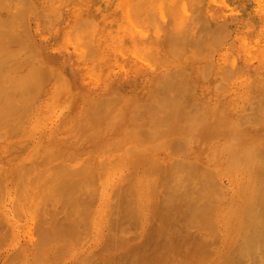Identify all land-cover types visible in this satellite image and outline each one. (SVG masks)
Returning <instances> with one entry per match:
<instances>
[{"label":"rangeland","instance_id":"rangeland-1","mask_svg":"<svg viewBox=\"0 0 264 264\" xmlns=\"http://www.w3.org/2000/svg\"><path fill=\"white\" fill-rule=\"evenodd\" d=\"M6 0H0V5H1V2H2V9L0 8V12L1 13H3L5 16H3L4 18H7V20H9L10 22H12V24L11 25H13V26H11L10 25V28H11V30H12V33H13V31L15 32L13 35L15 36L18 32H20L19 34H18V37H19V35L20 34H24V36L26 35V33H27V35L24 37L25 39H26V42L25 41H23V42H25V43H21V41L22 40H24V38H23V36H21V40H20V42H17L16 43V45L17 46H15L17 49L19 48V51L18 50H16V48H15V50L17 51V53L15 52V53H13L14 55L15 54H18V56L16 55V56H13L12 57V59L14 58L15 59V57L17 58V59H20L21 60V62L23 63V61H25L22 65H23V67H21L22 69H20L21 71V73H22V70L24 71L23 72V76L25 77V73L27 74V71L25 70V69H27L28 68V70H29V67H30V71H28V72H30L31 74H33V75H36V74H40V71H41V74H42V76H43V78H44V75H46V73L48 74H51V75H47V77H50V76H52L51 78L53 79H48V78H44V80L45 79H47L48 81L47 82H45L43 79H42V77H41V79L44 81V83H46V85L45 84H43V82L41 81L40 83L43 85V86H40L41 88H39L40 89V91H37V90H35L34 92L32 91V89H31V92H30V95L31 96H33L31 93H33L34 95H36L37 93H40L41 94V98H42V101L40 102L41 104H40V106L38 107V108H40L41 107V109H40V112H39V114H38V116L36 117L35 116V119H34V117H32V120H28V121H26L25 122V124L26 125H24L26 128L28 127V129L29 130H31V131H34V134L32 135V134H29V133H27V134H25V133H23V134H21V132L23 131V129H19V130H22L21 132H19L18 130H17V132L16 131H14L15 130V128L13 129V131H12V127H14V125L11 127V123H8L9 124V126H8V124H6V126L4 127V128H6V129H4V128H2V129H4L5 130V132L3 133V134H5V135H3V134H0V165H1V168H0V174L2 173V175H3V171L1 172V169H5L4 171L6 172V174H5V177L3 178L5 181H3V179L2 178H0V205H3L4 206V204H5V207H7V208H9V207H11L12 205V209L13 210H11L12 212L13 211H15L14 212V214H16V215H13V213L11 212L10 214H9V217H11V221H13V222H15V225H16V227H18V228H16L17 230V234L15 233V231L12 233V231H10V232H7L6 234H8V235H6L5 236V239L4 240H2L1 242H0V253L1 252H3L4 250L6 251V250H12L13 251V249H17L18 247H19V240H21V241H25V240H28V239H30V238H32V235L34 236L33 238H36L37 236H38V233H39V236L41 235V234H51V232L49 231L48 232V230H46V229H49L50 230V228L52 229V234H54L52 237V239L54 240H49V235L46 237V238H44V235H41L40 237L38 236V238L39 239H46L45 241H44V239L42 240V241H44L45 242V244H42L39 248L42 250V249H44V251L42 250V252L41 251H39V253H36L37 255L39 254V256L38 257H40V254L41 253H45L46 252V255L47 256H45L46 257V259H47V257H48V259L45 261V260H43V259H45V257H42L41 256V258H42V261L44 262H47V263H45V264H76L77 262L79 263L80 261L82 262V263H86L85 262V260L87 259V255L89 256V254H93L94 252H96L95 250L97 249V252L99 253V252H101L100 251V248H99V250H98V247L100 246L101 247V244H102V242H103V244H107L108 245V241H110V240H107V239H109L110 238V236H112V239H114L113 237V235H114V233H115V231L117 232V229L115 230V231H113L112 230V228H110V227H113V226H110V225H114L115 223H117V222H119L118 220H119V217H121V220H123V218L125 217V220L124 221H122V223L120 224V222H119V225H120V228L122 229H120L119 228V226L117 225V224H115L114 225V228H115V226L118 228V231H119V229H120V234L117 232V233H115V238L117 239L118 237H119V235L122 237V235H124V238H123V242L125 243L124 245L126 246V248H125V246L123 245L122 247L123 248H125V249H123L122 247V249L120 248V246L121 245H119V248H120V250H117L116 248H118L117 247V245L118 244H116L117 242H118V240L116 241V240H114V241H116V243H114V241H113V243L114 244H116V246H114V248H112V250L111 249H109V248H111V246H107L108 247V251H109V253H110V251H111V256H114L115 258L114 259H116V257H117V259H118V257L120 258L119 259V261L120 260H122V259H124L125 257L123 256V254L124 253H126L127 252V250L129 249V247H131L133 244H135V243H137L136 245H138L140 242L142 243V241L141 240H147L148 238V236H146V234H149V230L151 229V228H149V226H151L152 227V225L154 224V225H158L159 224V222L157 223V219H159L158 217L156 218V217H154V215H156V216H158L157 215V212L159 211V210H157V206L155 205V203L156 204H158L159 206H164V207H167L166 206V204H167V202H168V199H169V197H170V195H171V193H174V195L177 193V191H179L181 188L183 189V184L185 183V184H187L188 185V182H189V184H191L193 181V185H188L189 186V188H190V186L191 187H193L192 189H194L195 187L194 186H197L196 188H198V186L200 185H198V183H199V179H197L196 180V177L194 176V174H200V173H206V172H210V170L213 172V174L215 175V172L214 171H216V173H218V174H216V176H213V174H212V172H210L209 174H210V176H212V177H214L213 179H216L215 177H217L218 179H216V184L218 183L219 185H217L216 187H215V190H220V189H222V190H220L219 192H221V191H223L222 192V194H218L217 193V191H214V193H213V195H211L213 198H214V201H217L216 200V198H217V194H218V198L217 199H219L218 201H220L219 203L218 202H214V204H218L216 207V210H214V212H213V210H212V208H211V214L209 215V217H208V220L206 221V222H208L209 221V223H211L210 222V220L212 219L211 217H213V216H211V215H213L212 213H214V217L216 216V222H215V220H213V222H215V224H218V225H215L213 222V224L215 225V227H216V229L218 230H216L215 228H213L214 227V225H212V227L210 226V228L214 231V232H212V230L211 229H209V230H211V233L208 235V233H206L203 229H202V233L201 232H199V228H200V224H198L199 222H195V223H197V225H200L199 227H198V230L194 227V226H196V225H192V227L189 229V231H188V229H187V227H185L186 229H187V231H188V233L185 231L186 229L183 227V226H181V227H183L182 228V230H184L185 231V233H184V231H183V234H185V235H188V236H186L187 238L186 239H188V237H196L194 240H196L197 239V237H199V238H202L203 237V239L202 240H204V243H207V244H204L203 242V247L205 246V245H207V247L205 246L204 247V250L202 249L201 251H199L200 249H198L197 248V251H199V252H196L195 253V251H196V249H193V245L195 244L193 241V239H190L189 238V243H194L193 245H191V244H189L188 242H187V245L189 244V246L191 247V249H189V250H191L190 252H189V250L187 251L186 250V252H187V254H185V253H183L184 254V259H185V262H186V260H189L188 261V263L186 262V264H193L195 261L194 260H196V259H198V261L197 262H195L194 264H217L218 262L217 261H219V264H220V261H223V264H224V262H226L223 258L224 257H226L225 259H227V254H231V253H229V252H232L233 254H235V252H233V250L234 251H236V248H230V245L228 244V243H230V242H232L234 239H236L235 241H234V243H233V245L235 244V245H237V247H238V240H239V238H241V237H237V236H239L240 234H241V236H242V233H244V228L242 229V224L243 223H240V222H245V219L243 220V216H245V212H246V210H247V208H248V206L246 207V210H245V212H244V209L242 208V204L243 205H248L249 204V199L247 198V196H246V194L248 193V192H250L249 190L251 189V191H254L253 192V194H255V190H258V192L256 191V194L258 195H255L256 197V199L255 200H257V201H254L253 200V198H252V196L251 195H249L248 197H250V199H252L250 202H252L253 203V201H254V203L255 202H258V198L257 197H260V195H259V192H260V190H259V188L261 189V188H263L262 187V185H260L261 183H259L260 181L262 182V176L261 177H259L260 179H258L257 177L260 175V174H256V173H260V171L258 170V169H260L262 166L261 165H263V163H264V155H262V154H264V150H263V152H262V154H261V157H260V160H258L259 159V157L258 156H260V154L258 155V154H256L257 152L252 148V145H251V143L254 145L255 144V142L253 141V140H251V139H247L246 138V134H248V133H250V132H253V131H257V132H260L261 130H262V128L264 127V119L262 118V116H261V120L259 119L260 118V114L261 115H263L264 113V107H263V103H264V101H263V99H264V97H263V95H264V90L262 89V87H264V31H263V29L264 28H262V27H264V0H216L215 2H220L219 4L218 3H214V1H212V0H176L177 2H178V4H177V2L176 1H174V0H169V1H171V2H169L168 0H159V1H157V0H149V1H143V4L144 5H142V0H141V2H140V0H66V2H65V0H52L53 1V4L54 5H52V2L51 1H48V0H7V3L5 2ZM9 1V2H8ZM60 2V4H59V2ZM63 1V2H62ZM138 1V2H137ZM152 1V2H151ZM167 1V2H166ZM174 1V2H173ZM262 3H261V2ZM13 2H15V3H13ZM58 3V6L57 7H55L56 5H57V3ZM130 2L132 3H134V2H137V3H134L135 4V6H134V4L132 3L131 5H130ZM157 2H159V3H161L160 4V6L162 7H158V6H155V5H159ZM195 2V3H194ZM197 2H198V4H197ZM202 2V3H201ZM5 3V4H4ZM128 3V4H127ZM155 3H157V4H155ZM168 3H169V5H173V6H171V8L172 9H174V10H172L171 8H170V6H168L167 7V5H168ZM179 3H180V5H179ZM183 3V4H182ZM199 3L201 4V5H199ZM226 3V4H225ZM10 6H9V5ZM27 4V5H26ZM56 4V5H55ZM62 4V5H61ZM98 4H99V7H97L96 8V5L98 6ZM142 6H141V5ZM147 4V5H146ZM206 4V5H205ZM218 4V5H217ZM19 5V6H18ZM21 5V6H20ZM28 6V7H26V6ZM32 5L34 6L35 5V7H32ZM46 5V6H45ZM49 5H50V7H49ZM61 5V6H60ZM120 5V6H119ZM127 5V7H125ZM130 5V6H129ZM136 5H140V7L142 8V10L140 9V8H137L136 7ZM175 5V6H174ZM181 5H183L182 7H179V6H181ZM197 7L196 8V10H198V11H196L195 10V6ZM227 5H230L229 7L227 6ZM232 5V6H231ZM255 5H256V7H255ZM12 6V7H11ZM53 6V7H52ZM86 6V7H85ZM122 6V7H121ZM133 6L134 7H136V9L135 10H137V13L135 12V15L134 14H132L133 12H134V8H133ZM147 6H149V7H147ZM151 6V7H150ZM186 6V7H185ZM199 6H202L201 8L203 9V10H201V8H199ZM208 6H210V7H208ZM238 6H240V8L238 7ZM259 6V7H258ZM3 7H4V9H3ZM14 7H16V8H14ZM21 7H22V9H21ZM24 7V8H23ZM49 7V8H48ZM67 7V8H66ZM117 7V8H116ZM139 7V6H138ZM156 7V9H154ZM193 7V8H192ZM219 7V8H218ZM263 7V8H262ZM20 8V10H22V11H20V13H18V15L19 16H17L16 17V13L17 12H19V10L18 11H16L17 9H19ZM32 8V9H31ZM35 8V9H34ZM38 8H39V10H38ZM41 8V9H40ZM52 10H51V9ZM114 8H116V9H114ZM125 8H127V11L130 13V11H131V13H130V16H131V14H132V16H131V18H129V19H133L132 20V23L133 24H131V25H128V24H130V22H129V19L127 18L128 17V15H126V13H125V11H126V9ZM147 8V9H146ZM157 8H161L160 10H161V13H162V15H160L159 14V9H157ZM164 8V9H163ZM169 8V9H168ZM177 8V9H176ZM205 8V9H204ZM24 9H26L25 11H24ZM29 9V10H28ZM59 9V10H58ZM94 11H93V10ZM96 9H97V11H96ZM143 12V14H144V16H142V18H144L143 20H142V18H141V15H142V12L140 11V10ZM149 9V10H148ZM178 9H181V11L180 10H178ZM185 10V12H183L182 10ZM213 9V10H212ZM246 9V10H245ZM262 9V10H261ZM9 10V11H8ZM28 10V11H27ZM49 10H51L50 12H49ZM55 10V11H54ZM111 10V11H110ZM115 12H114V11ZM116 10H118V11H116ZM122 10V11H121ZM138 10H139V12H138ZM145 10H146V12H145ZM176 10V11H175ZM200 10H201V12H202V14H203V16H200V15H202L201 13H200ZM215 10V11H214ZM231 10H233V11H231ZM261 10V11H260ZM15 13H14V12ZM44 11V12H43ZM47 11V12H46ZM53 11V12H52ZM78 11H80L79 13L81 14V15H74V14H78ZM86 11V12H85ZM109 11V12H108ZM148 11H150V12H148ZM156 11V15H159V17H160V19H162V17L161 16H163V19L161 20V23L162 22H166V26L163 24V26H164V28H163V30L162 29H160L159 28V30H162V31H164V32H162V34H163V37H162V34L160 35L159 33H161L159 30H158V26L157 25H159V24H157L156 25V21L158 22V23H160L159 21V18L156 16V15H153V14H155L154 12ZM168 11H172L171 12V14H169L170 12H168ZM195 11V12H194ZM205 11V12H204ZM213 11V12H212ZM217 11H219L221 14H218L217 15ZM239 11V12H238ZM9 12V13H8ZM36 12H38L37 14H36ZM49 12V13H48ZM52 12V13H51ZM56 12V13H55ZM102 12H105L106 13V15H104V14H102ZM111 12V13H110ZM175 12V13H174ZM179 12H181L182 14L181 15H179L180 13ZM210 12H212L215 16L214 17H216L217 16V18H216V21L215 22H213V23H211L210 24V22L209 21H211V18H213V16H209V13ZM223 12H226V13H223ZM230 12V13H229ZM247 12H249V13H247ZM0 13V14H1ZM15 14L14 16H13V14ZM25 13V14H24ZM31 13V14H30ZM46 13V14H45ZM51 13V14H50ZM60 13V14H59ZM90 13V14H89ZM119 13V14H118ZM129 13H127V14H129ZM197 13V14H196ZM199 13V14H198ZM243 13H245V14H243ZM258 13V14H257ZM30 14V15H29ZM40 14V15H39ZM57 14H59V16H60V18H58V16H57ZM122 14V15H121ZM145 14H147V15H145ZM165 15V17H164V15ZM178 14V15H177ZM196 14V15H195ZM223 14H225V16L227 17V16H229V19L228 20H232V18L234 19L233 21H231L232 23H231V29H232V35L230 34V33H228L227 32V30H226V28L224 29V31H222L223 29L221 28V25H219V24H222L223 23V21L224 20H226V18L223 16ZM241 14V15H240ZM8 15V17H6ZM45 15H47L46 17H44ZM49 15L51 16V17H49ZM73 15L76 17H73ZM84 15H85V17H84ZM104 17H103V16ZM113 15V16H112ZM170 17H169V16ZM190 17H189V16ZM197 15H199V16H197ZM219 15H221V16H219ZM22 17V18H19V17ZM43 16V17H42ZM54 16H55V18H54ZM127 16V17H126ZM174 16V17H173ZM180 16V17H179ZM183 16H185V18L187 17L188 18V22L185 20V21H183V20H180L181 19V17L184 19V17ZM194 16H196V17H194ZM219 16V17H218ZM234 16H235V18H234ZM237 16V17H236ZM240 16V17H239ZM249 16H251V17H253L252 19H251V17H249ZM257 16V18H254V17H256ZM10 17H12V20L13 21H15V19H16V22L14 23L13 21H11L10 19ZM49 17V18H48ZM56 17H57V19H56ZM81 18V19H79V18ZM101 17H103V18H101ZM135 17H137V19L135 18ZM180 19H179V18ZM200 17H203V18H201V19H203V20H200L199 18ZM204 17L208 20H206V19H204ZM242 17V18H241ZM10 18V19H9ZM19 20H18V19ZM47 18V19H46ZM54 18V19H53ZM147 18V19H146ZM158 20H157V19ZM170 18V19H169ZM175 18V19H174ZM186 18V19H187ZM194 20H193V19ZM196 18V19H195ZM199 20H198V19ZM49 19H51V20H49ZM78 19V20H77ZM84 19H86V20H84ZM93 20V21H95V22H91V20ZM108 20L109 19V21H105V20ZM111 19H113L112 21H111ZM116 19H118V20H116ZM123 19H125L126 21H127V24H125V20H123ZM156 19V20H155ZM174 20V21H171V20ZM177 19H179V21H182V23L183 22H185L186 24V26L184 25V24H181V22H179V23H177L176 24V21H177ZM253 19H254V21H253ZM256 19V20H255ZM122 20V23L120 22L119 23V21H121ZM136 20V21H135ZM227 20V21H228ZM9 21H5L6 23H5V25H6V27H8L7 26V24L9 25L10 23H8ZM23 21V22H22ZM26 21V22H25ZM111 21V22H110ZM125 21V22H124ZM133 21H135V22H133ZM138 21V22H137ZM141 21V22H140ZM147 23H146V22ZM201 21H204V22H201ZM222 21V22H221ZM246 21H251V22H247V23H252V24H250L251 26H253L254 25V27H250V25H248L247 23H246ZM258 21V22H257ZM19 22V23H18ZM45 22H47V23H45ZM51 22H52V24H51ZM75 22V23H74ZM79 22V23H78ZM83 22V23H82ZM115 22H118V23H115ZM142 22H143V24H142ZM196 24H195V23ZM201 22V23H200ZM208 23V25L206 24V23ZM221 22V23H220ZM241 22V23H240ZM256 22V23H255ZM81 23V24H80ZM87 24V23H89V24H87V25H85V24ZM97 23V24H96ZM113 23V24H112ZM169 23H170V25H169ZM172 23H174V24H172ZM190 24V26H188L189 24ZM218 23V24H217ZM243 23V24H242ZM16 24V25H15ZM25 26H24V25ZM48 24V25H47ZM51 24V25H50ZM85 25V26H83V25ZM179 24V25H178ZM184 25V26H181V25ZM201 24V25H200ZM203 24V25H202ZM204 24H206L207 26H209V27H207L206 25H204ZM217 24V25H216ZM245 24V25H244ZM20 25H22V26H20ZM29 25V26H28ZM32 25V26H31ZM44 25H46L45 27H44ZM88 25H90V26H88ZM93 25H95V27H97L96 28V30H91V29H94L95 27L93 26ZM97 25V26H96ZM137 27H135V26ZM175 25V26H174ZM197 26V28H196V26ZM213 25V26H212ZM216 25V26H215ZM220 27H219V26ZM248 25V26H247ZM19 26H20V28H19ZM50 28H49V27ZM78 26V27H77ZM116 26H120V28L121 29H119V27H116ZM125 26L126 27H128V26H130L131 28H126V30H125ZM138 26H139V28H142L144 31H146V35L148 36H146L145 37V35H144V37L145 38H147V40L149 41H147L146 39V44L144 43L145 42V40L143 41V42H141L144 38H142L141 36H143V34H144V31H143V33H142V30L140 31L139 29H138ZM157 26V27H156ZM162 26V27H163ZM178 26H179V28L180 29H182L181 27H185L184 29H182L181 31L178 29ZM201 26V27H200ZM215 26V27H214ZM14 27H15V29H14ZM17 27V28H16ZM21 27H22V29H21ZM27 27V28H26ZM57 27V28H56ZM93 27V28H92ZM149 27V28H148ZM160 27V26H159ZM167 27V28H166ZM170 27V28H169ZM176 27H177V30H179V31H177L176 30ZM191 27H194L195 29H197V30H194L193 31V29L191 28ZM214 27V28H213ZM216 27H218L217 29H216ZM258 27V28H257ZM35 28V29H34ZM38 28V29H37ZM48 28L50 29V31L48 30ZM135 28V29H134ZM152 28V29H151ZM153 28L155 29V28H157L156 29V33L153 31ZM175 28V29H174ZM187 28V29H186ZM189 28V29H188ZM204 28V29H203ZM207 28H209V29H211V28H213V29H211L210 31L211 32H209V29H207ZM221 30H220V29ZM247 28V29H246ZM25 29V30H24ZM30 29V30H29ZM34 29V30H33ZM37 29V30H36ZM114 29V30H113ZM128 29H132L131 31L134 33H132V35L131 34H129L131 31L130 30H128ZM138 31H137V30ZM148 29V30H147ZM172 29V30H171ZM202 29V30H201ZM206 29V30H205ZM214 29H216V30H214ZM218 29H219V31H221V32H219L218 31ZM252 29V30H251ZM258 29V30H257ZM262 29V30H261ZM56 30V31H55ZM90 30V31H89ZM116 30H118V32H115ZM128 30V31H127ZM151 30V31H150ZM171 30V31H170ZM175 30H176V32H179V33H177V34H179L180 35V33H181V35L183 34V33H186L185 35L183 34L182 36H181V38H179L178 36H176L177 34H176V32H175ZM64 31V32H63ZM93 31H95V32H93ZM99 31V32H98ZM127 31V32H126ZM135 31V32H134ZM168 31V32H167ZM183 31V32H182ZM189 31H190V33H189ZM199 31V32H198ZM206 31H207V33H206ZM214 31V32H213ZM217 31V32H216ZM259 31V32H258ZM26 32V33H25ZM106 32H108V33H106ZM112 32H114V34L112 33ZM122 32V33H121ZM151 32L152 33H155L154 35H157V33H158V38L155 36L154 37V35L153 34H151ZM170 32V33H169ZM173 32H175V33H173ZM194 32V33H193ZM208 32H209V34H208ZM227 32V33H226ZM249 32V33H248ZM257 32V33H256ZM262 32V33H261ZM29 33V34H28ZM92 33V34H91ZM93 33H95L94 35H95V37H100L99 38V40L100 41H98V39L97 38H95L94 37V35H93ZM97 33H99V36H97ZM109 33H111V35H113L112 37H111V35L109 34ZM116 33H118L117 34V37H116ZM141 35H140V34ZM192 33V34H191ZM198 33V34H197ZM203 33V34H202ZM212 33V34H211ZM215 33V35H213ZM216 33H219V34H216ZM220 33H222V35L220 34ZM46 34V35H45ZM91 34V35H90ZM103 34H104V36H103ZM108 34L110 35V36H108ZM174 36H173V35ZM176 34V35H175ZM195 34V35H194ZM223 34H225V35H223ZM240 36H242V37H240ZM258 34V35H257ZM29 35V36H28ZM31 35V36H30ZM67 35V36H66ZM131 35V36H130ZM138 35V36H137ZM150 35V36H149ZM161 36V39H160V41L162 40V39H164L163 41H161V42H159V37ZM167 35H168V37L169 38H171V40L173 41V43H172V41L169 39V38H167ZM172 35V36H171ZM198 35V36H197ZM202 35V36H201ZM210 35V36H209ZM227 35V37L225 38V39H223V37H225ZM250 35V36H249ZM262 35V36H261ZM65 36V37H64ZM91 36H93V41H92V37ZM105 36H107V37H105ZM118 36H121L120 38H122V39H117L118 38ZM135 36V37H134ZM140 36V37H139ZM166 36V37H165ZM191 36V37H190ZM193 36H195V37H193ZM222 36V37H221ZM258 36H259V38H258ZM26 37H30L29 39L31 40V44H29L30 43V40L29 39H27ZM78 37V38H77ZM103 39H102V38ZM111 37V38H110ZM152 37H154V40H156V41H154L152 44L150 43V41H152ZM187 37V38H186ZM200 37V38H199ZM207 37H208V39H207ZM212 37V38H211ZM219 37H220V39H219ZM239 37V38H238ZM245 37H247L246 39H245ZM254 37V38H253ZM7 38H9V36H6L5 37V39L7 40ZM80 38V39H79ZM140 40H139V39ZM142 38V39H141ZM148 38H150V39H148ZM167 38V41H165V39ZM177 38H179V39H177ZM191 38V40H189ZM198 38V39H197ZM236 38V39H235ZM255 38H258L257 40H259V41H255L256 39ZM263 38V39H262ZM4 39V41H6ZM76 39V40H75ZM82 39V40H81ZM89 39V40H88ZM112 39H113V41H112ZM175 40V42H174V40ZM176 39L177 40H179L180 41V43H179V41H178V43L180 44H177V41H176ZM184 39V40H183ZM193 39L195 40V41H193ZM214 39V40H213ZM238 39V40H237ZM244 39L246 40L245 42H244ZM253 39V40H252ZM255 39V40H254ZM28 40H29V42H28ZM77 40H79V42L77 41ZM87 42H86V41ZM95 40H97V44L95 43L96 41ZM110 40V41H109ZM118 40H120L121 42H119ZM126 40V41H125ZM142 43V45L143 44H145L144 46H146L144 49H143V47H141V46H139L138 47V50H139V52H137L136 50H137V48H136V46H138L140 43H138L139 41ZM157 40H158V43H157ZM169 40L171 41V43H169ZM183 42H182V41ZM188 40V41H187ZM230 40H231V42H230ZM263 40V41H262ZM76 41H77V43H76ZM91 41H92V43H91ZM95 41V42H94ZM107 41V42H106ZM115 41V42H114ZM117 41H118V43H121L120 45L117 43ZM125 41V42H124ZM135 41V42H134ZM138 41V42H137ZM189 41H191V42H189ZM200 42V43H196V42ZM206 41V42H205ZM219 41V42H218ZM33 42V43H32ZM93 42H94V45H92V47H91V44H93ZM104 42H106V43H104ZM112 42V43H111ZM138 43V44H135V46H134V44H132V43ZM155 42H156V44H155ZM193 42V43H192ZM204 42V43H203ZM208 42V43H207ZM259 42V43H258ZM263 42V43H262ZM4 43H6V42H4ZM8 43H9V41H8ZM26 43L28 44V46H26ZM88 43V44H87ZM103 43V44H102ZM116 43V45H114ZM126 43V44H125ZM151 46V47H149V45ZM175 43V44H174ZM188 43H189V45L191 46H189L188 45ZM195 43V45H191V44H194ZM207 43V44H206ZM218 43V44H217ZM243 43V44H242ZM258 43V44H257ZM22 44H24L23 46H22ZM110 45V47H109V45ZM170 44H171V46H170ZM179 45V47L177 46H175L174 47V45ZM185 44V45H184ZM200 45V46H198V45ZM209 44H211V45H209ZM215 44V45H214ZM217 44V45H216ZM234 44V45H233ZM34 45V49L35 48H37V49H35L36 51H35V53H34V50L32 49L33 46ZM84 45V46H83ZM89 45V46H88ZM96 45H98V47L96 46ZM104 45V46H103ZM121 45L122 46H124V47H121ZM128 46V48H127V46ZM152 45H154L153 47V49H151L152 48ZM156 45H158V46H156ZM212 45L214 46V49H213V47H212ZM222 45V46H221ZM231 45L233 46V47H231ZM29 46H31L30 48L33 50V53H31V55H29V52H28V48H29ZM103 46V48L102 49H100L101 50V52H100V50L99 51H97L99 48H101ZM118 46V47H117ZM121 47V49H120V47ZM132 46V47H131ZM156 46V47H155ZM162 46V47H161ZM163 46H164V48H163ZM180 46H181V48H180ZM202 46H203V48H205V49H203L202 48ZM209 46L211 47V48H209ZM24 47V48H23ZM136 48V50H134V51H136V54L133 52V48ZM141 47V48H140ZM159 48V50H158V48ZM166 47L168 48V50L166 49ZM209 48V50H207L206 48ZM27 48V49H26ZM72 48H74V49H72ZM94 48L96 49V51H92V49L94 50ZM131 48H132V50H131ZM134 48V49H135ZM141 49V51L142 50H144V51H142V54H141V51H140V49ZM147 48V49H146ZM156 48H157V53H161V55L163 54V56L162 57H164V62L165 63H169V60H171L172 59V63L170 62L169 64H165L164 62H163V60H162V58H161V55L158 57V55L159 54H157L156 53ZM162 48H163V50H162ZM173 48H175V49H177L176 50V52L178 51V55L179 54H181L180 56H178L177 54H176V52H175V50L173 49ZM183 48H185V49H183ZM198 48V50H196ZM200 48H202V49H200ZM232 48V49H231ZM238 48H239V50H238ZM26 49V50H25ZM40 49V50H39ZM68 49V50H67ZM117 49H120V52H119V50H117ZM125 49V50H124ZM128 49V50H127ZM130 49V50H129ZM146 49V50H145ZM150 49V50H149ZM165 49V50H164ZM172 49V50H171ZM180 49H183V50H180ZM186 49H187V52H189V50L192 52V51H194L193 53L195 54H191L192 56H193V58H195L196 57V61H195V59H193L192 58V56L191 55H188V54H190V52L189 53H187L186 52ZM193 49V50H192ZM213 49V50H212ZM252 49V50H251ZM258 49V50H257ZM21 50V51H20ZM23 50V51H22ZM86 50V51H85ZM108 50V51H107ZM153 50V51H152ZM206 50V51H205ZM31 51V50H30ZM105 51V52H104ZM146 51H148L147 53H146V58H145V60L143 59L144 57H145V52ZM163 53H162V52ZM167 51H168V53L170 54V55H173V57H175V55H177L176 57H179V60H177V58H173L172 56H169V54L167 53ZM180 51V52H179ZM199 51H203L202 53L201 52H199ZM209 51V52H208ZM231 51V52H230ZM253 51H254V53H253ZM25 52H26V54H25ZM28 52V53H27ZM82 52H83V55H82ZM93 52H95V53H97V54H94ZM125 52V53H124ZM131 52H133L134 54H135V56L138 58H136L135 56H133L134 54H132ZM143 52H144V54H143ZM152 52V53H151ZM173 52H175V54L173 53ZM212 52V53H211ZM229 52V53H228ZM237 52V53H236ZM240 52V53H239ZM250 53V54H247V53ZM19 53H20V55H19ZM76 53H78V54H80V55H78L77 54V56L78 57H75L76 56ZM86 53V54H85ZM101 53H102V55H101ZM139 54V56H138V54ZM151 53V54H150ZM155 53V54H154ZM185 53H187L186 55H185ZM227 53V54H226ZM36 54V55H35ZM88 54V55H87ZM104 54V55H103ZM123 54V55H122ZM140 54H141V56H143V57H141L140 56ZM148 54L151 56H148ZM154 55V57H155V55H156V57H158V59H160L159 61H160V63L158 62V59L157 60H155V61H157V65L158 64H161L160 66H158V67H156V63H150V62H152V61H154V59H152L153 57V55ZM182 54H184L183 55V57H185L184 59H182L183 57H181L182 56ZM197 54H198V56H200V58L197 56ZM244 56H243V55ZM23 55V57L25 58V60H24V58L23 57H21V58H23V60L19 57V56H22ZM25 55V56H24ZM29 56V58L28 57H26V56ZM35 55V56H34ZM51 56V57H53V59L55 60H51V59H49L47 56ZM87 55V56H86ZM90 55V56H89ZM92 55V56H91ZM99 55H101V57L103 56V58H102V60H101V57H99V59H97L98 58V56ZM203 55H206L205 56V58H207V57H209V58H207V59H205L204 58V56ZM208 55V56H207ZM213 57H212V56ZM241 55H242V57H241ZM253 55V56H252ZM34 56V57H33ZM38 56V57H37ZM46 56V57H45ZM86 56V57H85ZM167 56H168V59H167ZM188 56V57H187ZM202 56V57H201ZM234 56V57H233ZM36 57V58H35ZM42 59H41V58ZM81 57V58H80ZM91 57V58H90ZM134 57V58H133ZM139 57H141L142 58V60H143V62H142V60L140 59L139 60ZM165 57H166V59H165ZM181 57V58H180ZM212 57V58H211ZM255 57V58H254ZM27 58V59H26ZM40 58V59H39ZM147 58H148V62H146V60H147ZM149 58H151V59H149ZM186 58H188V59H186ZM199 58V59H198ZM238 58V59H237ZM253 58V60H250V59H252ZM10 59H11V57H10ZM33 59V60H32ZM83 59V60H82ZM88 59H89V61H88ZM90 59H91V61H90ZM136 59V60H135ZM181 59V60H180ZM192 59V60H191ZM203 59V60H202ZM213 59V60H212ZM242 59V60H241ZM16 60V59H15ZM14 60V61H15ZM27 60H28V62H29V60H30V64H31V66H32V68H31V66H30V64H28V65H26L27 64ZM41 60V61H40ZM94 60V62H92ZM97 60H99V61H97ZM186 60V61H185ZM205 60V61H204ZM212 61L213 62V64L210 62V61ZM234 60H235V64L237 63L239 66H241V67H239L238 65H237V67H239L240 69L243 67L244 68V66L245 67H247L248 66V68H244V70H242V73H241V71H238L239 70V68H235V69H238V70H235L234 69V73H233V71L231 70L230 71V67L232 66V62H233V64H234ZM246 60V61H245ZM255 60V61H254ZM53 61V62H52ZM173 61H175V64H174V62ZM195 61V62H194ZM199 61V62H198ZM232 61V62H231ZM87 62V63H86ZM90 62V63H89ZM111 62V63H110ZM126 62V63H125ZM146 62V63H145ZM164 64H163V63ZM197 62V63H196ZM207 64H206V63ZM226 62V63H225ZM244 62V63H243ZM48 64L49 66H51V67H53L52 69L53 70H57V72H58V70H60V75H59V73H54V72H51L52 71V69H51V67H49L48 65L46 66V68H47V70L48 69H50L51 71L49 72H47L46 71V69H44L45 68V66L44 65H46V64ZM95 63V64H94ZM114 63V64H113ZM121 63H125V66H124V64H122V67H124V68H122L121 67ZM141 63V64H140ZM150 63V64H149ZM179 65H178V64ZM196 63V64H195ZM202 63H204V65L202 64ZM211 63V64H210ZM217 63V64H216ZM225 63V64H224ZM229 63V64H228ZM253 63V64H252ZM260 63V64H259ZM263 63V64H262ZM39 64H41V65H39ZM42 64H43V66H44V68L42 67V69L40 70V66H42ZM85 64V65H84ZM89 64V65H88ZM120 64V65H119ZM127 64V65H126ZM149 64V65H148ZM154 64V65H153ZM184 65V67H183V65ZM189 64H191V66H189ZM220 64H222V65H220ZM39 67H38V66ZM84 65V66H83ZM103 65H104V67H103ZM115 65V66H114ZM153 65V67L151 68L150 66H152ZM163 65L164 66H166V67H163ZM197 65H199L198 66V68H196L197 67ZM203 67H202V66ZM209 65V66H208ZM227 67H226V66ZM230 65V66H229ZM27 66V67H26ZM88 66H90V68L88 67ZM177 66H179V67H177ZM249 66H250V68H249ZM35 67V68H34ZM49 67V68H48ZM152 69H150V68ZM170 67V68H169ZM182 68V70H178V71H176L178 68ZM202 67V70H203V72H202V70L200 69ZM206 67H208V69H206ZM210 67H211V69H210ZM39 70H37V69ZM67 68V69H66ZM88 68H89V70H88ZM100 68V69H99ZM105 69V71H104V69ZM165 68V69H164ZM166 68H168V69H166ZM192 68V69H191ZM221 69V72H219V74L217 73V71H220V70H218V69ZM223 68V69H222ZM225 68V69H224ZM242 68V69H243ZM31 69H33V72L31 71ZM46 71V73L45 72H43L44 70ZM114 69V70H113ZM131 69V70H130ZM164 69V70H163ZM172 69V70H171ZM173 69H174V71H175V73L173 72ZM185 69L187 70V75H189V76H187L186 75V71H185ZM191 69V70H190ZM197 69H198V71H197ZM249 69V70H248ZM34 70H35V72H34ZM71 70V71H70ZM90 70H93V72L96 70V74H95V72L93 73L92 71H90ZM97 70H101L100 72H102L101 73V75L99 74V72H97ZM103 70V71H102ZM142 72H141V71ZM168 70H170L169 72H167V73H165L166 71H168ZM211 70H212V73H211ZM226 70V71H225ZM230 72H229V71ZM73 71V72H72ZM89 71L91 72V73H89ZM146 71V72H145ZM155 71V72H154ZM165 71V72H164ZM180 71V72H179ZM185 71V72H184ZM239 72V73H237V72ZM251 71H253V73L251 72ZM38 72V73H37ZM45 73V74H43V73ZM85 72V73H84ZM149 72V73H148ZM160 72H161V74H160ZM171 72V73H170ZM179 72V73H178ZM189 72V73H188ZM194 72V73H193ZM199 72V73H198ZM202 72V73H201ZM207 72V73H206ZM208 72H210V73H208ZM231 72H232V74H231ZM18 73H19V71H18ZM21 73H19V74H21ZM35 73V74H34ZM127 73V74H126ZM158 73V74H157ZM165 73V74H164ZM185 73V74H184ZM200 73H201V75H200ZM57 74H58V76H57ZM65 76L67 79L66 80H68L69 82H70V84H66L67 82H65L64 81V77L62 76ZM99 74V75H98ZM155 74H157V75H155ZM169 74V75H168ZM180 74V75H179ZM191 74V75H190ZM225 75V76H223V75ZM249 74V75H248ZM55 75H56V77H59V76H62V77H59V82L60 83H57V82H55L54 81V79L56 78L55 77ZM132 75V76H131ZM135 75H137V77L135 76ZM153 75H155V77L153 76ZM164 75V76H163ZM176 75V76H175ZM202 75H203V77H202ZM207 75H209V76H207ZM211 75V76H210ZM240 75H242V77L240 76ZM248 75V76H247ZM94 76L95 77H97V78H95V79H93L94 78ZM145 78H144V77ZM160 76H163V79H162V77H160ZM235 76V77H234ZM247 76V77H246ZM88 77H90V78H92V79H90V78H88ZM123 77V78H122ZM147 77V78H146ZM150 77V78H149ZM159 77V78H158ZM173 77V78H172ZM176 77V78H175ZM178 77V78H177ZM189 77H190V79H189ZM206 77V78H205ZM62 80H61V79ZM82 78V79H81ZM100 78V79H99ZM187 78V79H186ZM191 78H192V80H191ZM204 78H205V80H204ZM248 78H249V81L250 80H252V82L254 81L255 83H257L256 85L257 86H255V85H253L252 84V86H251V83L249 84V81H247L248 80ZM250 78H252V79H250ZM253 78H255V80L253 79ZM56 79H58V78H56ZM84 79V80H83ZM90 79V80H89ZM147 79V80H146ZM165 79V80H164ZM234 79V80H233ZM52 80V81H51ZM83 80V81H82ZM86 80H88L87 82H86ZM92 80V81H91ZM95 80H97V82L95 81ZM131 80V82L129 83V81ZM141 80V81H140ZM143 80V81H142ZM158 82H160L159 83V85H157L158 83H156V81ZM160 80H163V81H160ZM172 80V81H171ZM190 80V81H189ZM218 80H222L223 82H221V83H219V81ZM225 80V81H224ZM63 81V82H62ZM82 81V82H81ZM123 81V82H122ZM126 81V82H125ZM170 81V82H169ZM174 81V82H173ZM183 81V82H182ZM185 81V82H184ZM228 81V82H227ZM240 81V82H239ZM260 81H262V83H260ZM57 83V84H53V83ZM68 82V83H69ZM77 82V83H76ZM96 82V83H95ZM138 82V83H137ZM145 82H147V83H145ZM153 82H154V86H155V90L156 91H154V89H153V87H151V86H153ZM163 82H165L164 84H163ZM180 82V83H179ZM189 82V83H188ZM190 82H191V84H190ZM215 82V83H214ZM224 82H225V84H224ZM239 82V83H238ZM253 82V83H254ZM122 83V84H121ZM136 84L135 86H134V84ZM174 83V84H173ZM176 83V84H175ZM204 83V84H203ZM244 83V84H243ZM254 83V84H255ZM40 84V85H41ZM61 84V85H60ZM93 84V85H92ZM105 84H107V87H105L106 85ZM110 84V85H109ZM130 84H131V86H130ZM173 86H172V85ZM199 86H198V85ZM213 84V85H212ZM214 84H215V86H214ZM219 84L221 85V86H219ZM224 84V85H223ZM230 84V85H229ZM241 84H243L242 86H241ZM258 84H259V86H258ZM261 84V85H260ZM57 85H58V87H62V85H63V88L65 89V90H62L61 88H58L57 87ZM130 87H129V86ZM150 85V86H149ZM165 85V86H164ZM169 85V86H168ZM177 85V86H176ZM182 85H184V86H182ZM189 85V86H188ZM191 85V86H190ZM212 85V86H211ZM245 85V86H244ZM55 86V88H53ZM102 86L105 88H102ZM110 86V87H109ZM143 86V87H142ZM148 86V87H147ZM160 86V87H159ZM179 86H182V87H179ZM193 86H195L194 88H192ZM210 86V87H209ZM262 86V87H261ZM46 87H47V89H46ZM118 87V88H117ZM123 87V88H122ZM212 87V88H211ZM217 89H216V88ZM231 87H233V88H231ZM238 87V88H237ZM250 87L252 88V89H250ZM259 87H260V89H259ZM51 90H50V89ZM53 88V89H52ZM69 88V89H68ZM77 88L80 90H77ZM131 88V89H130ZM144 88V89H143ZM159 88V89H158ZM172 88V89H171ZM175 88V89H174ZM188 88V89H187ZM208 88V89H207ZM213 88H215L214 90H213ZM220 88V89H219ZM222 88V89H221ZM42 89V90H41ZM56 89H59L58 91H56L55 92V90ZM73 89V90H72ZM98 89V90H97ZM102 89H104L103 91H102ZM107 89V91L105 92V90ZM134 89V90H133ZM137 89V90H136ZM140 89V90H139ZM143 89V90H142ZM153 89V90H152ZM184 89V90H183ZM192 89L194 90L193 91V93H192V98H193V101L194 100H196L194 103L192 102V99L190 98V97H188V96H190V94H191V92H192ZM197 89H198V91H197ZM232 89V90H231ZM234 89H236V90H234ZM242 91H241V90ZM247 89H248V91L250 92H248L247 91ZM250 89V90H249ZM254 89H256V90H254ZM262 89V90H261ZM47 90V91H46ZM49 90H50V92H49ZM62 90V91H61ZM67 90V91H66ZM94 90V91H93ZM109 90V91H108ZM113 90H115V91H113ZM176 90V91H175ZM181 90H183V91H181ZM220 90V91H219ZM252 90V91H251ZM30 91V90H29ZM37 91V92H36ZM59 91H61V94L59 93ZM112 91H113V93H116V95L117 94H121V97H118V95L116 96L115 94H114V96L112 95ZM116 91H118V92H116ZM121 91V92H120ZM148 91V92H147ZM152 91V92H151ZM160 91H161V93H160ZM172 91V92H171ZM178 91H179V93H178ZM181 91V92H180ZM190 91V92H189ZM196 91V92H195ZM214 91H217V92H214ZM259 91H260V93H259ZM261 91H263V92H261ZM45 92V93H44ZM52 92H54L53 93V100H52V98H50L51 96L50 95H52V94H50V93H52ZM57 92H58V94H59V96H58V94H57ZM64 92V93H63ZM82 92V93H81ZM85 92V93H84ZM86 92H87V94H86ZM99 92V93H98ZM102 94H101V93ZM108 92V93H107ZM132 92V93H131ZM141 92V93H140ZM152 93V95L155 97V96H158V97H153L152 95H150V94H147V93ZM155 92V94H153ZM158 92V93H157ZM163 92V93H162ZM165 92V93H164ZM169 92H170V94H169ZM187 92V93H186ZM207 92V93H206ZM208 92H209V94H208ZM211 92H213V93H211ZM226 92V93H225ZM243 92V93H242ZM50 94L49 95V97H47L46 96V94ZM65 93H66V97H64V95H65ZM126 93V94H125ZM172 93V94H171ZM181 93V94H180ZM258 93V94H257ZM55 94V95H54ZM98 94V95H97ZM119 94V95H120ZM140 94V95H139ZM163 94V95H162ZM178 94V95H177ZM187 94V95H186ZM201 94V95H200ZM254 94V95H253ZM261 94V95H260ZM43 95V96H42ZM79 95V96H78ZM95 97H93V96ZM102 96V95H110V97H112V98H110V97H102L103 98V100H102V98H100L99 97V105H98V102H97V104H95V99L96 98H98V96ZM142 95V96H141ZM176 95V96H175ZM180 95H182V96H180ZM209 97H208V96ZM247 95V97H245ZM260 97H259V96ZM56 96H58V98L56 99ZM70 96V97H69ZM85 96V97H84ZM90 96V97H89ZM94 98V99H92V97ZM128 96V97H127ZM144 96H145V98H144ZM151 96L153 97V100L155 99V101H153L152 99H151ZM168 96V97H167ZM186 96H187V98H186ZM213 96V97H212ZM232 96V97H231ZM254 96V97H253ZM261 99H259L258 97ZM35 97V96H34ZM68 97V98H67ZM143 97V98H142ZM150 97V98H149ZM161 97H163V98H161ZM172 97V98H171ZM199 97V98H198ZM201 97V98H200ZM208 97V98H207ZM253 97V100H255V102L251 99ZM263 97V98H262ZM78 98V99H77ZM81 98H83L84 100L86 99V101H85V103L86 102H88L89 103V101L88 100H92L90 103V105L88 104L87 105V103L85 104L84 103V101H83V104H82V100L83 99H81ZM89 98V99H88ZM109 98L110 99H113L114 98V100H113V102L116 100L115 98H121L120 100L119 99H117L114 103H113V105H112V100L111 101H109ZM179 98H180V100L181 101H179ZM184 98H186V99H184ZM212 98V99H211ZM255 98V99H254ZM47 99H49V101L48 102H50V103H48L47 102ZM106 99V100H105ZM107 99H108V101H107ZM151 99V103L150 102H146V100H150ZM184 99V100H183ZM188 99V100H187ZM189 99H191V100H189ZM200 99V100H199ZM207 99L208 100H212V101H207ZM256 99H258V100H256ZM51 100H52V102H51ZM56 100V101H55ZM74 102H72V101ZM119 100V101H118ZM141 102V103H145L146 102V105H147V108H149V110L145 107V109H147L148 110V113L147 112H145L146 110L144 109V110H140V112H142V113H147V115H145V114H140V115H138V113H140V112H137V114H136V112L133 114V111H135V110H137V108L139 107L138 105V103L135 105V103H133V102ZM156 100H158V101H156ZM187 100V101H186ZM197 100H198V102H197ZM205 102H204V101ZM226 102H225V101ZM54 101H55V103H54ZM105 101L108 103H106V104H104L105 103ZM185 101H186V103H185ZM190 101V102H189ZM199 101L202 103V105H201V103H199ZM252 103H251V102ZM57 102V103H56ZM104 102V103H103ZM109 102H111V104L109 103ZM154 102V103H153ZM204 102V103H203ZM214 102H217V103H214ZM227 103V104H225V103ZM257 102H260V103H257ZM46 103H48L47 105H46ZM52 103V104H51ZM144 103L143 104H140L141 106L138 108V109H140V108H144V106H146V105H144ZM150 103V104H149ZM169 103V104H168ZM182 103V104H181ZM192 105H191V104ZM241 103V104H240ZM53 104H54V107H52L53 106ZM56 104V105H55ZM94 104L96 105V106H94ZM100 104H102V107L100 106ZM135 106H134V105ZM186 106H185V105ZM213 104V105H212ZM236 104V105H235ZM257 104H258V106L260 107H258L257 106ZM42 105V106H41ZM61 105V106H60ZM87 105V106H86ZM98 105V106H97ZM111 105V106H110ZM149 105V106H148ZM154 105V106H153ZM159 105H160V107H162V108H160L159 107ZM195 105V106H194ZM209 105V106H208ZM215 105V107H213ZM233 107H232V106ZM242 105V106H241ZM244 105V106H243ZM246 105V106H245ZM253 105H255V107L253 106ZM45 106V107H44ZM56 106V107H55ZM70 106V107H69ZM105 106V108L108 110V108H109V110L107 111L105 108H103ZM107 106H110V107H108L107 108ZM171 106V107H170ZM175 106V107H174ZM184 106V107H183ZM202 106V107H201ZM223 106V107H222ZM231 106V107H230ZM247 106H248V108H247ZM51 107H52V109H51ZM58 107V108H57ZM94 107V108H93ZM151 107V108H150ZM153 107V108H152ZM199 107V108H198ZM213 107V108H212ZM252 109H251V108ZM79 108V109H78ZM83 108H85V110H83ZM96 108H97V113H99V114H97L96 112H95V110H96ZM101 108H103V109H101V111H104V112H106L107 111V113H104V112H101L103 115H101V113L98 111V110H100ZM174 108V110H172ZM180 108V109H179ZM182 108H184V110L182 109ZM187 110H186V109ZM197 108V109H196ZM204 110H203V109ZM206 108V109H205ZM209 108H210V110H209ZM214 108H215V110L217 111H214ZM222 108H224V110H222ZM236 108V109H235ZM259 108V109H258ZM69 109V110H68ZM167 109V110H166ZM189 109L191 110V111H189ZM198 109H200V111H198ZM208 109V110H207ZM239 109V110H238ZM244 109V110H243ZM245 109H247V110H245ZM51 110V111H50ZM79 110V111H78ZM90 110H92V115H94V113L96 114V117H98L99 115H101V118L100 117H98L97 119H95V117H93V119L92 120H88V118H90V115H91V113H90V115H89V112H87V111H90ZM152 110V111H151ZM155 110V111H154ZM158 110V111H157ZM176 110V111H175ZM177 110H181L182 112H178ZM197 110V111H196ZM203 110V111H202ZM211 110H213V111H211ZM237 110V111H236ZM258 110V111H257ZM259 110H260V112H259ZM263 110V111H262ZM83 111V112H82ZM161 111H162V113H161ZM172 111H173V113H172ZM174 111H175V113H174ZM202 111V112H201ZM208 111V113H206V115H205V118H204V114L203 113H205V112H207ZM213 112V115H211L212 113L211 112ZM219 111H220V113H219ZM47 112H48V114H47ZM74 112H75V114H74ZM153 112V113H152ZM185 112H187V113H185ZM201 112V113H200ZM225 112L227 113L226 115H224L225 114ZM230 112V113H229ZM240 112V113H239ZM251 112V113H250ZM43 113V114H42ZM64 113V114H63ZM69 115H68V114ZM130 113H132V114H130ZM149 113H151V114H149ZM159 113H161V114H159ZM164 113H166V114H164ZM184 113V114H183ZM190 113V114H189ZM199 115H197V114ZM219 113V114H218ZM221 113H223V116L222 115H220ZM256 113V114H255ZM51 114H53V115H51ZM59 114V115H58ZM73 114V115H72ZM80 114V115H79ZM130 114V115H129ZM137 116H136V115ZM155 114H157V115H155ZM159 114V115H158ZM172 114H173V118L175 119L174 121H176V119H177V122L179 121V120H181V121H179V122H181V123H184V126L182 127L181 125L178 127V124H180L179 122L177 123H175L174 121H173V118H172ZM175 114V115H174ZM177 114L179 115V117H183L182 119H178V116H177ZM180 114H181V116H180ZM183 114V115H182ZM203 114V115H202ZM230 114H232V115H230ZM252 114H254V115H252ZM132 115H135L134 117L136 118H144V117H146V118H144V119H146V120H144V121H142V120H139V121H137V120H134V117L133 118H131L132 117ZM143 115V117H140V116H142ZM145 115V116H144ZM211 115V116H210ZM241 115V116H240ZM52 116V117H51ZM139 116V117H138ZM153 116V117H152ZM164 116V117H163ZM196 116L198 117V118H196ZM200 116H202V119L201 120H203V121H201V122H198V120H200ZM219 116V117H218ZM233 116V117H232ZM235 116V117H234ZM236 116H238V118H236ZM245 116V117H244ZM253 116H254V118L256 119L255 121H254V118H253ZM259 116V117H258ZM39 117V118H38ZM40 117L42 118V119H40ZM74 117V118H73ZM79 117V118H78ZM149 118V120H150V118L152 117V118H154V119H152L151 118V120H153V122L150 120V121H147V119ZM190 117V118H189ZM209 117L210 118H212V120L210 121V119H209ZM223 117V118H222ZM240 117H241V119H240ZM263 117H264V115H263ZM136 118V119H137ZM187 118H188V120H187ZM234 118H236V119H234ZM245 118V119H244ZM250 118H253V119H250ZM34 119V120H33ZM39 119V120H38ZM64 119H66V120H64ZM129 119H131V121L129 120ZM165 119H167V120H165ZM194 119H196V120H194ZM198 119V120H197ZM218 119V120H217ZM240 119V120H239ZM243 119V120H242ZM262 119H263V122H261L262 121ZM68 120H69V122H68ZM99 121V123H98V121ZM132 120H134V121H136L135 123L132 121ZM183 120V121H182ZM191 120H193V121H195V122H193V121H191ZM217 120V121H216ZM234 120H237V124L238 125H236L235 124V121ZM252 120V122L254 123V122H256L257 120H260V121H258L257 122V124L259 123V122H261V124H258L257 126H255L254 124L253 125H250V124H248V123H252V122H250ZM42 121V122H41ZM63 121V122H62ZM75 121V122H74ZM170 121H172L171 123H170ZM186 121H188V122H190L189 123V125H188V122L186 123V125H185V122ZM238 121L240 122V124L238 123ZM245 121V122H244ZM246 121H249V122H246ZM52 122V123H51ZM161 122V124H159ZM191 122H193L192 124L193 125H191ZM198 122V123H197ZM36 123V124H35ZM71 123V125H69ZM94 123V124H93ZM103 123H105V124H103ZM149 123V124H148ZM151 123V124H150ZM242 123H243V125H242ZM244 123H247L246 125H244ZM11 124V125H10ZM33 124V125H32ZM52 125V126H54L52 129V133H51V135H49V136H51L50 138H47L48 139V141H46V139H45V137L44 138H41V133L42 132H45V133H47L46 132V129L48 128V125ZM93 124V125H92ZM97 124V125H96ZM156 124V125H155ZM164 124V126H161V125H163ZM169 124V128H171L170 126H172L173 128L172 129H174V132L172 131V129H169L168 128V125ZM171 124V125H170ZM197 124V125H196ZM256 124V123H255ZM42 125V126H41ZM69 125V126H68ZM78 125V126H77ZM88 125V126H87ZM124 125L127 127L126 129L127 130H125L124 128ZM144 125V126H143ZM146 125H148V127L150 128V126H152V130L153 131H155V129H157V128H159V129H157V130H160L162 127H165V129H166V126H167V131H164L163 129L164 128H162V131L160 130V131H157V136H156V138H154L155 139V141H157L158 142V139L159 138H161L159 141H161L160 143H162V144H160L159 145V142L158 143H156V145L154 146V144H155V142L154 141H152V140H154V139H152L151 138V140H150V138L148 137V131H150V133L152 134L153 132L151 131V129H147V127H145ZM239 125H242V126H239ZM262 125V126H261ZM23 126V127H24ZM32 126V127H31ZM58 126V127H57ZM64 126V127H63ZM98 126H101L100 127V130H98L99 129V127ZM156 126H158V127H156ZM194 126H196V128L194 127ZM250 126V127H249ZM252 126V127H251ZM11 127V128H10ZM22 127V128H23ZM33 127H35V129H33ZM39 127V128H38ZM94 127H97V128H94ZM139 127H141L142 128V131L140 130H137V128L138 129H141V128H139ZM175 127V128H174ZM190 127V128H189ZM192 127H194L195 129H192V131L194 130H196V132H192V131H189V130H191V128ZM220 127L222 128V129H220ZM245 127V128H244ZM256 127V128H255ZM26 128H24V131L26 130ZM33 130H32V129ZM128 128H129V130H128ZM178 128V129H177ZM179 128H181L182 129V131L185 133H183L182 131H181V129L179 130ZM189 128V129H188ZM229 128V129H228ZM234 128H237V129H234ZM250 128V129H249ZM89 129L91 130V132H89L88 134H90V135H88V134H86L88 131H89ZM95 130V132H94V130ZM146 131V133L142 136V134L144 133V130ZM148 131H147V130ZM37 132H36V131ZM93 130V131H92ZM178 132H177V131ZM187 130L189 131V134H188V132H187ZM234 130V131H233ZM48 131V130H47ZM53 131L55 132V134L53 133ZM140 132V136L139 137H137L138 135H137V133L138 132ZM156 131H155V133H156ZM205 131H208L207 133L205 132ZM0 132H3V130H1V127H0ZM26 132V131H25ZM49 132V131H48ZM69 132H71V133H69ZM79 132V133H78ZM93 132V133H92ZM137 132V133H136ZM141 132H142V134H141ZM160 132V133H159ZM190 132H192V133H190ZM234 132V133H233ZM245 132V133H244ZM33 133V132H32ZM155 133L153 134L154 135V137H155ZM170 133H172V135L170 134ZM179 133V134H178ZM181 133H183V135H185V137H183V136H181L180 134ZM139 134V133H138ZM168 134V135H167ZM232 134V135H231ZM245 134V135H244ZM23 135H25V136H23ZM29 135V136H28ZM65 135V136H64ZM84 135H85V137H84ZM136 136V143L135 144H132V145H138L139 147H140V145H142V143L144 144V143H147V144H149V147H151L152 145L154 146V147H151V149L149 150H145V151H142V149L144 148L143 146H141L140 148H142V149H140L138 146H135V147H138V148H136L135 149V147L134 148H132L131 146V144H130V139L133 137V136ZM146 135V136H145ZM166 135V136H165ZM174 135V136H173ZM176 135H178L179 137H177ZM187 135L188 136H190L191 138H192V140H190L191 138H187ZM235 136V137H238L240 140H237L236 138V142H232L231 140H230V136ZM17 136V137H16ZM22 136V137H21ZM28 136V137H27ZM68 136V137H67ZM120 136V137H119ZM134 136V137H135ZM149 136H150V134H149ZM152 136V135H151ZM164 136H165V139H164V141L165 142H162V138H164ZM169 136H171L172 138H169ZM176 136V137H175ZM181 136V137H180ZM205 136H207L206 138H205ZM43 137V136H42ZM88 137V138H87ZM115 137H117L118 139L120 138V140L118 141V139L116 138V141H114V139H115ZM140 137H143V139H141ZM144 137H146V138H149V140L147 139H145L144 140ZM153 137V136H152ZM196 137V138H195ZM215 137H216V141H213V143H212V140H215ZM221 137V138H220ZM225 137L227 138L226 140H225ZM37 138V139H36ZM41 138V139H40ZM71 138V139H70ZM166 138H169L168 140H172L173 138V142H175L176 140H179V141H181L180 143H178V144H175V143H172V141H170L171 143H169V141H168V143H169V145H170V148H169V145H168V143H166L167 141V139ZM185 139V140H183V139ZM212 138V139H211ZM221 140H220V139ZM223 138V139H222ZM232 138V137H231ZM80 139V140H79ZM83 139V140H82ZM110 139L112 140L111 142H113L114 144H112V145H110L111 144V142H109L110 141ZM139 139V143L137 144V140ZM157 139V140H156ZM176 139V140H175ZM181 139V140H180ZM187 139V140H186ZM217 139H219L218 141H217ZM235 139H233V140H235ZM62 140H63V142H62ZM189 140V142L191 143H189V142H187ZM195 140V141H194ZM198 140V141H197ZM222 140H223V142H222ZM225 140V141H224ZM262 140L263 139H260L259 140V142L258 143H256L255 145H256V147H258L257 148V151L259 150V148H260V145H261V149H264V147H263V143H262ZM79 141V142H78ZM81 141V142H80ZM107 141H108V144H107ZM118 141V144L116 143ZM133 141L135 142V140H134V138L133 139H131V143H133ZM183 141V142H182ZM211 141V142H210ZM228 141L230 142V144L233 146L234 144H235V146H234V148H237L238 149V151L240 150V149H242L241 147L242 146H246L247 145V147H249L250 148V145H251V148L252 149H248V153H246L245 155L247 156V158H245L244 156H243V154H241L240 153V151L242 152V151H244L243 149H245V148H247V147H243V149L242 150H240L239 152L238 151H236L233 147H231V145H230V147H229V144H228ZM261 141V142H260ZM264 141V140H263ZM122 142V143H121ZM148 142H150V143H148ZM152 142H154V144H152ZM185 142V143H184ZM195 142V143H194ZM200 142H201V144H202V146H201V144H200ZM205 142V143H204ZM214 142H215V144H214ZM41 143V144H40ZM104 143V144H103ZM110 143V144H109ZM141 143V144H140ZM163 143H165V145H163ZM186 144L185 145V147L182 145V144ZM189 143V144H188ZM208 143V144H207ZM209 143H211V145L209 144ZM241 145H240V144ZM260 143V145H258ZM5 144V145H4ZM37 144V146H35ZM103 144V145H102ZM105 144H107L106 146L107 147H113V149H114V151H113V149L111 148V150L110 149H108L106 146H105ZM121 144V145H120ZM131 145L130 147H131V149L129 150V146L128 145ZM140 144V145H139ZM146 144V147H148V145ZM152 144V145H151ZM166 144L168 145V147L166 146ZM173 144V145H172ZM198 144H200V145H198ZM207 144V145H206ZM217 144H219L218 146H217ZM221 144V145H220ZM225 144H227V145H225ZM239 144V145H238ZM58 145V146H57ZM67 145V146H66ZM127 145V146H126ZM145 145V144H144ZM151 145V146H150ZM159 145V146H158ZM161 145H163L162 147H163V149H162V147H160ZM182 145V146H181ZM193 145H194V147H193ZM206 145V146H205ZM209 145V146H208ZM215 145V146H214ZM223 145L224 146H226L227 147V149H234V150H229V151H231L230 152V154H229V152H226V147H225V151H224V149L221 151V149L222 148H224L223 147ZM50 147V150L49 149H47V147ZM52 146L54 147V148H52ZM89 146V147H88ZM100 146V147H99ZM105 146V147H104ZM125 146L128 148V151H127V148H125ZM158 148H157V147ZM166 146V147H165ZM173 148H172V147ZM189 146H191V149H190V147ZM222 146V147H221ZM3 147V148H2ZM31 147V148H30ZM48 147V148H49ZM102 147H104V148H106V149H102ZM145 147V148H146ZM178 147H180V149H178ZM189 147V148H188ZM212 148V150H213V148H217L216 150H214V151H216V152H214L215 154H213V155H215V156H213L212 155V153H213V151L211 150V148ZM229 147V148H228ZM254 147V146H253ZM43 148V149H42ZM63 148H64V150H63ZM66 148V149H65ZM100 148V149H99ZM120 148V149H119ZM144 148V149H145ZM169 148V149H168ZM183 148H184V150H183ZM221 148V149H220ZM46 149H47V152H46ZM52 149H54V151H52ZM60 151V152H58V150ZM74 149V151L72 152V150ZM121 149H122V151H121ZM124 149H125V151H124ZM138 149V150H137ZM147 149V148H146ZM158 149V150H157ZM165 149V150H164ZM178 149V150H177ZM187 149L188 150H191V151H187ZM193 149V150H192ZM202 149V150H201ZM61 150H63L62 152H61ZM71 150V151H70ZM77 150V151H76ZM109 151V153L111 154H107V152H104V151ZM135 150V151H134ZM137 150V151H136ZM140 150H141V152H140ZM155 150V151H154ZM167 150V151H166ZM212 151V153H210L211 151ZM219 150V151H218ZM249 150H253V151H250L251 153L252 152H254V155H253V153L251 154V155H249V157H248V154H250V152H249ZM49 151H51V152H49ZM57 151V152H56ZM97 151V152H96ZM121 152V153H115V152ZM130 151H132V152H130ZM134 151V152H133ZM139 151V152H138ZM148 151V152H147ZM172 151V152H171ZM185 151V153H183V152ZM193 151V152H192ZM224 151V152H223ZM228 151V150H227ZM233 151H236V152H234L233 153ZM261 151L262 150H260V151H258L259 153H261ZM36 152V154H34ZM70 152H72V153H70ZM92 152V154H90L91 156H93V157H91V158H94V161H93V159H91L90 157H89V153H91ZM100 152H102L101 153V155H100ZM136 152H138V153H136ZM174 152V153H173ZM198 152V153H197ZM220 152V153H219ZM42 153H44V155L42 154ZM45 153H47V154H45ZM51 153V155H48V154H50ZM52 153H56V154H54L55 156H57V157H59V160L56 158L55 160H51L53 157H55L54 155H52ZM63 153V154H62ZM67 153V154H66ZM70 153V154H69ZM80 153V154H79ZM98 153V154H97ZM113 153H115L116 155H114ZM136 153V154H135ZM205 153H207V154H210L211 156H207L208 157V160L209 161H211V162H209L207 159H205V158H207L206 156H205ZM217 153V154H216ZM236 153H240L238 156H236V157H234L235 159H237V157L239 158L238 159V161L236 162V160H235V162H236V164H235V162H234V166H232V164H233V160H230V161H227V160H229L228 158H226L227 156L229 157L230 155L232 156V155H235ZM17 154V155H16ZM41 154H42V156H41ZM60 154V155H59ZM62 154V155H61ZM73 154V155H72ZM96 154V155H95ZM114 156H113V155ZM133 154V155H132ZM138 154V155H137ZM191 154V155H190ZM38 156V158L40 157L41 159H38L37 158V156ZM48 157H50V158H48L49 159V161L51 162V165H50V163H48L47 161H48V159H47V156ZM66 155H69L68 157L66 156ZM76 155V156H75ZM95 155V156H94ZM109 155H110V157H109ZM192 155H194V156H192ZM205 156V158H204V156ZM216 155H217V158H216ZM220 155V156H219ZM223 155V156H222ZM237 155V154H236ZM53 156V157H52ZM61 156V157H60ZM64 156H66V157H64V159H65V161H66V163L67 162H70L69 164L67 163V164H63L65 161H64V159H63V157ZM83 156H88V158L86 157V159H85V161H84V158L85 157H83ZM100 158H99V157ZM102 156H103V159H102ZM113 156V157H112ZM156 156V157H155ZM163 156H164V159H163ZM243 156V157H242ZM36 157V158H35ZM45 159H43V158ZM71 157V158H70ZM77 157V158H76ZM80 159H79V158ZM83 157V158H82ZM119 157V158H118ZM123 157V158H122ZM134 157V158H133ZM153 157V158H152ZM158 157V158H157ZM160 157L163 159V161H161V159H160ZM185 157V158H184ZM193 157H194V159H193ZM203 159H202V158ZM213 157H215V159L213 158ZM222 157V158H221ZM233 157V156H232ZM242 157V158H241ZM61 158V159H60ZM72 158H76L77 160H79V161H77V160H75V162H74V159H72ZM89 158H90V160L91 161H88L89 160ZM99 158V159H98ZM110 158V159H109ZM122 158V159H121ZM152 158V159H151ZM170 158V159H169ZM179 158H181V159H179ZM183 158V159H182ZM186 158H188L189 160H187ZM210 158L211 159H214V160H210ZM225 158L227 159L226 161H225ZM249 158V160L247 161V159ZM35 159V160H34ZM38 159V160H37ZM43 159V160H42ZM62 159H63V162H61L60 163V160L62 161ZM69 159H70V161H69ZM71 159H72V161L73 162H71ZM88 159V160H87ZM102 159V160H101ZM109 159V160H108ZM126 159V160H125ZM157 159L159 160V161H157ZM190 159L193 161V160H195V162H193V164H192V162L190 161ZM245 159V160H244ZM261 159H263L262 161H261ZM47 160V161H46ZM57 160V161H56ZM100 161V163H99V161ZM103 160H104V163H103ZM111 160V161H110ZM139 160V161H138ZM142 160H143V162H142ZM154 160H155V162H156V164L154 163ZM170 160H172V161H170ZM179 160V161H178ZM201 162H200V161ZM224 160V161H223ZM241 160V161H240ZM251 160H255V164H256V160H258V161H261V162H263V163H261V162H259V164H261L260 166H259V164H258V161H257V164L255 165L254 164V162H252ZM37 161V162H36ZM53 161V162H52ZM56 161V162H55ZM83 161V162H82ZM102 161V162H101ZM113 161V162H112ZM121 161V162H120ZM125 161V162H124ZM128 161V162H127ZM190 161V162H189ZM203 161H205L204 163H203ZM223 161V162H222ZM240 161V162H239ZM37 164H36V163ZM44 162V163H43ZM84 162H85V164L87 163V162H89V164H88V167L86 168V166H87V164L85 165L84 164ZM90 162H92V163H90ZM93 162H94V164H93ZM115 162H117L118 163V165H117V163H115ZM126 163V164H124V163ZM131 162V163H130ZM134 162V163H133ZM137 162H139V163H137ZM141 162L143 163V165H141ZM159 162V163H158ZM169 162V163H168ZM171 162V163H170ZM197 162V163H196ZM198 162L199 163H201V165H197L198 164ZM208 162V163H207ZM32 163H33V165H34V163H35V168H34V166L32 165ZM46 163V164H45ZM52 163H54V164H52ZM59 163H60V165H62V167L59 165ZM73 163V164H72ZM77 163V164H76ZM102 163V164H101ZM154 163V164H153ZM166 163H167V165H166ZM178 163V164H177ZM186 164V166H188V165H190V164H192L191 165V167L190 166H188V167H185L183 164ZM194 163H196L195 165H197L195 168L193 167V165H194ZM232 163V164H231ZM240 163H242V164H240ZM249 163V164H248ZM253 163V164H252ZM58 164V165H57ZM81 164H83V166L81 165ZM90 164H91V166H90ZM108 164V165H107ZM134 164V165H133ZM138 164V165H137ZM151 164V165H150ZM170 164H173V167H172V165H170ZM174 164H175V166H174ZM218 164V165H217ZM252 164V165H251ZM37 165H39V167L38 168H40V169H38L36 166ZM46 166V168H44V166ZM48 165V166H47ZM54 165V166H53ZM55 165H56V167H58V168H56V171H57V175H55L56 174V171H55ZM68 165V166H67ZM74 165H76L75 167H74ZM81 165V166H80ZM93 165H95L94 167H93ZM104 165H105V168H104ZM111 165V166H110ZM113 165V166H112ZM123 165V166H122ZM169 165L172 167H169ZM179 165H182V166H179L180 168H178V166ZM203 165V166H202ZM221 167H220V166ZM224 165H226V166H224ZM242 165V166H241ZM259 166V168H258V166ZM30 166V167H29ZM33 166V167H32ZM40 166H43V167H40ZM80 166V168L82 167V168H85V170L83 169V171H82V174H81V171L80 170H82V168L79 170L78 169V167ZM99 166H101V167H99ZM142 166V167H141ZM149 168H148V167ZM155 166V167H154ZM163 166H164V168H163ZM167 166V167H166ZM205 166V168L207 167L208 168V170L209 171H206L205 170V168H203ZM220 167V169H219V167ZM222 166L224 167V168H222ZM240 166V167H239ZM27 167H29V169L27 170L28 172L30 171V168H31V170L32 171H30V175L29 176H31L32 174H31V172L33 173V176L30 178L29 176H27V177H25V180H26V178H27V181H30L29 183H27V185L26 184H24V183H26V181L24 180V183L23 182H20L19 184H18V181H21V179L19 180V178L18 179H16L17 178V175L19 174V172L22 170V171H24V169H25V171H26V168ZM49 167V168H48ZM52 167H54V169L52 168ZM61 167V170H59V168ZM64 167V168H63ZM66 167H68V169H66ZM71 167V168H70ZM72 167H73V171L75 170V169H77V173L76 172H72V170H71V173H69V171H70V169H72ZM146 167V168H145ZM157 167V168H156ZM159 167H160V170H158L159 169ZM177 167V168H176ZM184 167V168H183ZM198 167L199 168H201L202 167V169L204 170H198ZM212 167V168H211ZM216 167L218 168V170L216 169ZM34 168V169H33ZM102 168H104V169H102ZM107 168V169H106ZM114 168V169H113ZM121 168V169H120ZM123 168V169H122ZM169 170H168V169ZM175 168V169H174ZM183 168V169H182ZM189 168H192L193 169V171H194V173L192 172V169H190L189 170ZM214 168H215V170H214ZM247 168V169H246ZM36 169V170H35ZM43 169V170H42ZM49 169H51V170H49ZM87 169V170H86ZM93 169H95V170H93ZM100 169V170H99ZM106 169V170H105ZM163 169H167V170H163ZM173 169V170H172ZM182 169V172L180 171V170ZM184 169H186L185 170V173H187L188 175L186 176V174H184ZM194 169H197V170H194ZM213 169V170H212ZM249 169V170H248ZM10 172V174H13L15 177V179L12 181V180H9V181H7V174H8V171ZM12 170V171H11ZM39 170H41V171H39ZM47 170V171H46ZM68 170V171H67ZM78 170H79V172H78ZM91 172H90V171ZM147 172H146V171ZM153 170V171H152ZM162 170V171H161ZM247 170V171H246ZM255 170H256V173H255ZM261 170H262V168H261ZM21 171V173L22 174H20V176H21V178L22 177H24V175H23V173L25 174L26 172L24 171V172H22ZM33 171H35L36 173H34ZM39 171V173H37ZM45 171V172H44ZM53 172L54 171V177L56 178V179H54V177H53V173H50V172ZM61 171V173L59 174V172ZM63 171V172H62ZM87 172V173H89V174H86L85 172ZM94 171V172H93ZM99 173L98 171H101V173H99V175L96 173ZM115 171V172H114ZM119 171H121V172H119ZM123 171V172H122ZM142 171V172H141ZM164 171V173L166 174V172L167 173H169L166 177H165V174L164 173H162ZM191 171V172H190ZM195 171H197V172H195ZM235 171V172H234ZM249 171H251V172H249ZM257 171H259V172H257ZM47 172H48V174H47ZM66 172V173H65ZM93 172V173H92ZM104 172V173H103ZM106 172V173H105ZM109 172H111L112 174H110ZM172 172L173 173H175V174H173L172 175ZM18 173V174H17ZM41 173V174H40ZM63 173H64V175H63ZM80 173V175L82 176L84 173V175L82 176V178H81V176H78V174ZM90 173H91V177H90ZM95 173L97 174V175H95ZM118 173V174H117ZM125 173V174H124ZM145 173V174H144ZM160 173V174H159ZM179 173H180V175L181 176H179ZM189 173H193V174H189ZM248 173V174H247ZM27 174V173H26ZM37 174V175H36ZM49 174H50V176H49ZM59 174V175H58ZM104 174H105V178H104ZM110 176H109V175ZM124 174V175H123ZM133 174V176H131ZM135 174H137V175H135ZM147 174V175H146ZM151 174H153V175H151ZM156 174H157V178H156ZM159 174V175H158ZM197 174H196V176H197ZM231 174V175H230ZM247 174V175H246ZM256 174V176H254ZM1 175V176H2ZM36 175V176H35ZM46 177H45V176ZM66 175V176H65ZM70 175V176H69ZM92 175H94V177L92 176ZM100 175L102 176L101 178H99L100 177ZM109 176V178H108V176ZM112 175V176H111ZM125 175H127L126 177H125ZM140 175V176H139ZM162 175V178L164 179V177L166 178V179H164V180H166V181H164L163 179H161V178H158V177H160ZM164 175V176H163ZM190 175H192L191 177H190ZM236 175V176H235ZM258 175V176H257ZM261 175H262V171H261ZM12 176V175H11ZM19 176V177H20ZM43 177L42 179H43V181H42V179H40L41 177ZM58 176V177H57ZM72 176V177H71ZM73 176H74V178H73ZM84 176L86 177L87 176V178H93L92 180L90 179V182H88V180L87 179H85L84 178ZM96 176H97V178H99V179H96ZM122 176V179L121 178H119V177H121ZM139 176V177H138ZM147 176V177H146ZM153 176V177H152ZM168 176H169V178H168ZM173 176V177H172ZM177 176H179L177 179H181L180 180V182L181 181H184V180H188L187 181V183H186V181H184V183H179V180H177L176 179V177ZM186 176V177H185ZM195 177V179H191L192 177ZM231 176V177H230ZM249 176V177H248ZM13 177V176H12ZM49 177V179H50V177H51V181L50 180H48L47 178ZM60 177H61V179H60ZM62 177H64V178H62ZM75 177L76 178H78V179H75ZM115 177V178H114ZM131 177H132V179H131ZM145 177V178H144ZM152 177V178H151ZM181 177V178H180ZM189 177V178H188ZM193 177V178H194ZM32 178H33V180H32ZM53 178V179H52ZM57 178H59V180H58V182H57ZM68 178H70V179H68ZM83 179V180H81V179ZM95 178V179H94ZM102 178H103V180H102ZM106 178H108V179H106ZM124 178V179H123ZM134 178V179H133ZM141 178V179H140ZM185 178V179H184ZM188 178V179H187ZM231 178V179H230ZM247 178H251V180H249L250 182H248V180H247ZM255 178H257V179H255ZM24 178H22V180H23ZM46 179V181L44 182V180ZM68 181H67V180ZM75 181V183L77 182V180H78V182L81 184V182H82V190L81 189H79V188H81V185L79 184V183H76L77 184V186H76V184L74 185L73 183V180ZM118 179H120V180H118ZM154 179H161V180H154ZM171 179V180H170ZM184 179V180H183ZM190 179V180H189ZM237 179V180H236ZM241 179V180H240ZM1 180H2V182H1ZM18 180V181H17ZM36 180H37V182H36ZM60 180H64L62 183H61V181ZM86 180V181H85ZM94 180V181H93ZM109 180V181H108ZM148 180V181H147ZM150 180H151V183H150ZM176 180V181H175ZM195 180H196V185H195ZM217 180H218V182H217ZM219 180H222V181H219ZM253 180H255V181H253ZM7 181V182H6ZM16 181V183H14ZM51 183H50V182ZM53 181V182H52ZM56 181V182H55ZM67 181V182H66ZM86 182V184H85V182ZM96 181V182H95ZM99 181V182H98ZM100 181H102V183H104V184H102ZM106 181V182H105ZM108 181V182H107ZM116 181V182H115ZM119 181V182H118ZM125 181V182H124ZM133 181V182H132ZM139 181H141V182H139ZM165 183H164V182ZM239 181H241V183L239 182ZM256 181H259V182H256ZM40 182V183H39ZM42 182L44 183V187H40L41 185H42ZM49 182V183H48ZM55 182V183H54ZM72 182V185H73V188H72V185L70 184ZM88 182V183H87ZM92 182V183H91ZM121 182H122V185H121ZM143 182H144V184H143ZM147 182V185L145 184ZM153 182H154V184H153ZM163 183V184H161V183ZM171 182V183H170ZM173 182H174V184H173ZM222 182V183H221ZM234 182V183H233ZM238 182V183H237ZM255 184V183H257V185H254L253 183ZM38 183L39 184H41V185H38ZM52 183H54V185L52 184ZM67 183V184H66ZM83 183H84V185H83ZM98 183H101L102 185H103V187H102V185L100 184H98ZM112 183V184H111ZM117 184V186H116V184ZM120 184V186H121V189H120V187L118 186L119 184ZM133 183V185H131ZM136 183V184H135ZM166 183H168V186H166ZM176 183V184H175ZM179 183V185H181V188H180V186L178 187V184ZM246 183V184H245ZM249 185H248V184ZM16 184V185H15ZM36 184V185H35ZM48 186H47V185ZM50 184H51V187H50ZM78 184L80 185V187L78 186ZM112 186H111V185ZM126 184H127V186H126ZM139 184V187L137 186ZM143 184V185H142ZM150 184V185H149ZM157 184V185H156ZM159 184V185H158ZM170 184V185H169ZM172 184L175 186V185H177L176 187H175V190H174V186L172 187ZM223 184H224V186H223ZM240 184H242V186L240 185ZM244 184H245V186L247 187L248 186V188L246 189V187L244 186ZM5 185V186H4ZM26 185V186H25ZM29 185V186H28ZM38 185V186H37ZM46 185V186H45ZM53 185V186H52ZM56 185V186H55ZM58 185V186H57ZM62 185V186H61ZM64 185H65V187H64ZM68 185V186H67ZM71 185V186H70ZM93 185V186H92ZM135 185V186H134ZM153 185H154V187L156 186L157 188H154L153 187ZM163 185V186H162ZM226 185V186H225ZM260 185V186H259ZM20 186H22V187H20ZM27 187V188H25V187ZM33 186H35V187H37V188H35V187H33ZM43 186V185H42ZM59 186H60V188H59ZM70 186V187H69ZM77 188H76V187ZM101 186V187H100ZM115 186V187H114ZM161 186L163 187V188H161ZM186 186V185H185ZM188 186H186V187H188ZM218 186L220 187V188H218ZM250 186H253V187H255V189L252 187H250ZM259 188H258V187ZM3 187V188H2ZM39 187V188H38ZM54 187V188H53ZM79 187V188H78ZM84 187V188H83ZM97 187V188H96ZM110 187V188H109ZM127 187V188H126ZM134 187V188H133ZM142 187V188H141ZM149 187V188H148ZM166 187H167V189H166ZM169 187V188H168ZM172 187V188H171ZM237 187H239L238 188V190H237ZM241 187V188H240ZM258 189H257V188ZM44 188V189H43ZM47 188V189H46ZM62 188H64L63 190H62ZM68 188V189H67ZM70 188V189H69ZM72 188V189H71ZM103 190H102V189ZM106 188V189H105ZM114 188V189H113ZM159 188V189H158ZM176 188H178L177 189V191H176ZM187 189V191L189 190V195L190 194H193V195H190L191 197H198L197 199L196 198H194V199H196V200H198L199 201V203H197V204H199V205H196L195 203H196V201H195V203H194V199H192V200H190V202L191 203H194L196 206L195 207H200V208H202V207H204V203H206V202H204V200H205V198L203 197V193L202 192H200L201 191V189H200V187L198 188V190L200 189V191H198L199 193H202V195L201 194H195V193H193L194 192V190H196V188L194 189V190H192L191 188L190 189ZM217 188V189H216ZM235 189V191H231V189ZM245 188V189H244ZM34 189V190H33ZM42 189V190H41ZM50 189V191H48ZM53 189H55V190H53ZM73 189H74V191H73ZM76 189V190H75ZM100 189V190H99ZM119 189V190H118ZM122 189H123V191H122ZM131 189H134V190H132L131 191ZM136 189V190H135ZM140 189H141V192H140ZM143 189V190H142ZM145 189H146V191H145ZM147 189H149V190H147ZM154 189H156V191H155V193H154ZM160 189H162V191L160 192ZM165 189V190H164ZM181 189V190H182ZM253 189V190H252ZM38 190V191H37ZM53 190V191H52ZM62 190V191H61ZM70 192H69V191ZM78 190H80V191H78ZM102 190V191H101ZM110 192H109V191ZM129 190V191H128ZM138 190V191H137ZM151 190V191H150ZM157 190L160 192V193H158L157 192ZM184 190L186 191V189L184 188ZM246 190V191H245ZM40 191V192H39ZM58 191V192H57ZM74 192V194H72L73 192ZM76 191H77V193H76ZM86 191V192H85ZM105 191V192H104ZM120 191V192H119ZM136 191V192H135ZM142 191H143V194H142ZM149 191V192H148ZM152 191H153V193L154 194H152ZM173 191V192H172ZM176 193H175V192ZM190 191H191V193H190ZM34 192V193H33ZM36 192H38V194H36ZM49 192V193H48ZM61 192V193H60ZM63 192V193H62ZM78 192H79V194H78ZM84 192V193H83ZM98 192H99V194H98ZM103 192V193H102ZM139 192V193H138ZM147 192H148V194H147ZM165 192H166V195H164L165 194ZM182 192V191H181ZM196 192H197V190H196ZM216 192V193H215ZM229 192V193H228ZM261 192H262V189H261ZM260 192V193H261ZM28 193V194H27ZM31 193H33V195H31ZM42 193V194H41ZM43 193H44V195H43ZM61 194V196H60V194ZM65 193V194H64ZM69 195H68V194ZM80 193H81V195H80ZM83 193V194H82ZM87 193V194H86ZM108 193V194H107ZM127 193V194H126ZM146 193V194H145ZM152 194V196H151V194ZM156 193H157V195H156ZM234 195H233V194ZM245 193V194H244ZM35 194V195H34ZM39 194L40 195H42V197L41 198H43V199H41L40 197H39V199H37L36 200V202H35V199L36 198H38V196H39ZM76 194V195H75ZM97 194V195H96ZM104 194V195H103ZM114 194V195H113ZM118 194H120V195H118ZM125 194V195H124ZM134 194V195H133ZM139 194V195H138ZM158 194H161V195H158ZM178 194L179 193H177V195H171V196H173V198H174V203H176L178 200L177 199H175L177 196H178ZM224 194V195H223ZM226 194V195H225ZM229 194V195H228ZM250 194H252V192H250ZM38 195V196H37ZM48 195L49 196V199H48V196L46 197V196ZM58 195V196H57ZM72 195H74V196H72ZM128 195V196H127ZM147 195V196H146ZM189 195H187L188 196V199H190V196ZM195 195V196H194ZM198 195V196H197ZM201 195V196H200ZM221 195H223L222 197H223V200H222V198H220L221 197ZM77 196H78V200H77ZM84 196V197H83ZM87 196V197H86ZM104 196V197H103ZM106 196H108L107 197V200H105L106 198ZM127 196V197H126ZM131 196V197H130ZM140 196H141V198H143V200L145 199L146 201H144L143 202V200L140 198ZM145 196V197H144ZM156 196H158V199H157V197ZM167 196V197H166ZM186 196V197H187ZM215 196H216V198H215ZM220 196V197H219ZM224 196H226V197H224ZM232 196V197H231ZM246 196V197H245ZM254 196V195H253ZM26 197V198H25ZM30 197H32L31 199H30ZM46 197V198H45ZM56 199H54V198ZM58 197V198H57ZM59 197H60V199H59ZM76 199H75V198ZM81 197V198H80ZM103 197V198H102ZM110 197V198H109ZM120 197V198H119ZM149 197V198H148ZM203 197V198H202ZM234 197V201L232 202L231 201V199ZM25 198V199H24ZM61 198H62V200H61ZM72 198H73V200H72ZM88 198V199H87ZM91 198V199H90ZM116 198V199H115ZM135 198V199H134ZM138 198H139V200L141 201H139L138 200ZM178 199H180L179 197H177ZM202 199V201L204 202H202L201 200H199V199ZM212 198V199H213ZM225 198V199H224ZM246 198V200L245 201H243V199H245ZM33 199H34V201H33ZM67 199H68V201H67ZM69 199L71 200V202L69 201ZM102 199V200H101ZM109 199H110V202H109ZM120 199V200H119ZM125 199H127V201H128V203L129 204H127V201H125L124 200V202L125 203H122L123 202V200ZM154 199H157L158 200V203H157V200H155V201H153ZM204 199V200H203ZM221 199V200H220ZM241 199H242V201H241ZM248 199V200H247ZM52 200H53V202H52ZM57 200H59V201H57ZM63 200H65V201H63ZM96 200V201H95ZM101 200V201H100ZM113 200V201H112ZM117 200V201H116ZM129 200H130V202H129ZM175 200H176V202H175ZM184 200L185 199H183V202L180 204L181 206V208H182V205L184 204ZM230 200V201H229ZM14 201V202H13ZM46 201V202H45ZM66 201H67V203H66ZM75 201V202H74ZM79 201V202H78ZM106 201H108L109 203L108 204H110V205H108V206H106ZM150 203H149V202ZM187 199H186V203L185 204H187ZM193 201V202H192ZM201 201V202H200ZM248 202V204H245V203H243V202ZM30 202H31V204H30ZM70 202V203H69ZM89 202V203H88ZM98 202V203H97ZM113 202H115V203H113V206L115 205V207H113L112 206V203ZM118 202V203H117ZM142 203V205L140 204V203ZM146 202L147 203H149V207L146 205L145 206V204H146ZM155 202V203H154ZM160 202V203H159ZM161 202H162V204H161ZM229 202V203H228ZM237 203V205H236V207H235V203ZM246 202V203H247ZM9 203H11V204H9ZM60 203V204H59ZM74 203V204H73ZM92 203V204H91ZM104 203V204H103ZM120 203V204H119ZM135 203V204H134ZM137 203H138V205H137ZM152 203H154V205H153V207H152ZM164 203V204H163ZM177 203H179V202H177ZM176 203V204H177ZM202 203H203V206H200V205H202ZM226 203V204H225ZM230 203H232V204H230ZM254 203H253V205H254ZM17 204V205H16ZM56 204V205H55ZM63 204V205H62ZM68 204H70V205H68ZM123 204L125 205L124 207H123ZM130 204H131V206H130ZM140 204V205H139ZM194 204H192V205H194ZM213 204V205H214ZM221 204V205H220ZM228 204H230V205H228ZM239 204V205H238ZM251 204V203H250ZM249 204V205H250ZM257 204V203H256ZM7 205V206H6ZM25 205V206H24ZM89 205V206H88ZM122 205V206H121ZM127 205V206H126ZM130 207H129V206ZM133 205L135 206V208L133 207ZM144 205V206H143ZM188 205V204H187ZM187 205H183V207L184 206H187ZM192 205H191V207H192ZM252 205V204H251ZM250 205V207L251 208H249V209H253L254 207H255V205H254V207L253 206H251ZM258 205V204H257ZM257 205H256V207H257ZM18 206V207H17ZM46 208H45V207ZM68 206V207H67ZM93 207V209H92V207ZM118 206V207H117ZM137 206H138V208H137ZM155 206L157 207L156 209H155ZM178 207H179V205H177ZM221 206V207H220ZM239 206V207H238ZM245 206H243V207H245ZM35 207V208H34ZM54 207V208H53ZM89 207V208H88ZM102 208V210H101V208ZM104 207H106L107 209L110 207L111 209H109L108 211L110 212V210L112 211L113 210V213L112 212H110V214L111 215H109V212L107 211V209L106 208H104ZM139 207H140V209H139ZM144 207V208H143ZM145 207L146 208H150V207H152L150 210H152L153 208H154V210H156L157 212L156 213H153V211L154 210H152L151 211V214H153V216L150 214V210L149 209H146L147 210V212H145L146 210H145ZM170 207V206H169ZM231 207V208H230ZM234 207L236 208L235 210V214L234 215H232L233 217H231V220L234 218V216H235V218H237V220L236 219H234V222L236 223H234L233 222V220L231 221V220H226V216H231L230 214L231 213H233V212H231L232 210H234ZM253 207V208H252ZM256 207H255V209H256ZM39 208V209H38ZM64 208H66V212H65V209ZM69 208V209H68ZM81 208V209H80ZM94 208L97 210H94ZM114 208V209H113ZM116 208H117V212H116ZM123 208V209H122ZM128 208H134L137 212H138V216H139V219H141V221L140 220H138V221H136L137 220V218H135V216H133V215H131V213L128 211L129 209ZM160 208V207H159ZM158 208V209H159ZM180 208V209H181ZM223 210H222V209ZM233 208V209H232ZM242 208V209H241ZM43 209V210H42ZM58 209V210H57ZM99 209L101 210L100 212H102V217H97L98 216V212H99ZM127 210L126 212H127V214H129V215H131V217H133V218H131V217H129V215L127 216L126 215V212L125 211H123V210ZM138 209L139 210H141L142 211V209H144L143 211H142V213H141V215H144L145 213V216L148 218L149 216L148 215H150V217L147 219L145 216L143 217V216H140V211H138ZM183 209V208H182ZM181 209V210H182ZM185 209V208H184ZM183 209V210H184ZM190 209V207L189 206H187V208H186V210L188 211ZM203 209V208H202ZM213 209H215V207L213 208ZM220 210V212H218L219 210ZM224 209H226V210H224ZM229 209H230V211H229ZM232 209V210H231ZM241 209V210H240ZM248 209V210H249ZM258 209V208H257ZM53 210V211H52ZM56 210V211H55ZM64 210V211H63ZM149 210V211H148ZM182 210V211H183ZM218 210V211H217ZM240 210V211H239ZM251 210H249V212L247 213V214H250V211ZM39 211V212H38ZM49 211L51 212V213H49ZM121 211H123L124 213H125V215H124V213L123 212H121ZM185 211V210H184ZM225 211V212H224ZM226 211H228V212H226ZM238 211H239V213H242V215H240L239 213H238ZM245 213H243V212ZM256 210H252V212L254 213ZM68 212V213H67ZM75 212V213H74ZM91 212V213H90ZM93 212V213H92ZM96 212V213H95ZM106 212V213H105ZM129 212V213H128ZM149 212V213H148ZM155 212V211H154ZM186 212V211H185ZM218 212V213H217ZM222 212V213H221ZM231 212V213H230ZM41 213V214H40ZM48 213V214H47ZM53 213V214H52ZM119 213H121L122 215L120 216L119 215ZM144 213V214H143ZM227 213H230V214H227ZM238 213V214H237ZM34 214V215H33ZM42 214H44V216L42 215ZM94 214V215H93ZM97 214V216H95ZM109 216H108V215ZM114 214V215H113ZM48 217H47V216ZM50 215V216H49ZM53 217H52V216ZM70 215V216H69ZM106 217H108L107 218V220L106 221H108L107 223H106V221H105V216ZM118 216V218L116 217L115 218V216ZM238 215H240V216H242V219H241V217H239ZM14 216H15V218L17 219H15L14 218ZM55 216V217H54ZM65 216H66V218H65ZM87 216V217H86ZM96 218H94V217ZM99 216H101L100 214H99ZM110 216H112V217H114L113 218V220L114 219H117L116 221H115V223H113L112 221H109V220H111L112 219V217H110ZM123 216V217H122ZM208 216V215H207ZM211 216V217H210ZM224 218H223V217ZM13 217V218H12ZM127 217V218H126ZM129 217V218H128ZM151 217L153 218V219H156L155 220V222H156V224H155V222H154V220H152L151 219ZM220 217V218H219ZM42 218H43V220H42ZM44 218H48L49 220L47 221L46 219H44ZM50 218H51V221H50ZM54 218V219H53ZM84 218V219H83ZM90 218V219H89ZM96 220V221H101L103 218V222H104V224L105 225H107V226H110L109 228L111 229V232L113 233V235H112V233L110 232V230H109V228L106 226H104L105 228H107V230L105 229V228H103V227H101V226H103L101 223L102 222H98V223H100L99 225H100V227H101V229H102V231L100 230V228H99V225H98V223L94 220V219ZM97 218H98V220H97ZM110 218V219H109ZM135 218V219H134ZM180 218H182V220H183V217H180ZM180 218H177V219H180ZM210 218V219H209ZM245 218V217H244ZM63 219V220H62ZM92 219H93V221H92ZM99 219H101V220H99ZM126 219H128V221L126 220ZM144 219H146L145 221H143ZM149 219H150V221H149ZM230 219V218H229ZM239 219V220H238ZM70 220V221H69ZM136 221V222H132V221ZM206 220V219H205ZM224 220H226V221H224ZM241 220V221H240ZM42 221V222H41ZM44 221V222H43ZM50 221V222H49ZM92 221V222H91ZM127 221V222H126ZM140 221V222H139ZM143 221V222H142ZM228 221H229V223H228ZM231 221V222H230ZM17 222V223H16ZM38 222V223H37ZM48 224H47V223ZM59 222V223H58ZM95 222V223H94ZM112 223V224H110V223ZM124 222V223H123ZM129 222V224H127ZM145 222H147L149 225H147V223H145ZM150 222V223H149ZM151 222H153V224H151ZM160 222H161V220H160ZM175 222H178V221H175ZM174 222V227L175 228H177V225L179 224V223H184V222H180L179 221V223H175ZM203 224L205 223V221L203 222V221H201ZM227 222V223H226ZM43 223H46V224H43ZM50 223V224H49ZM62 223V224H61ZM93 223V224H92ZM97 223V224H96ZM125 223H126V225H125ZM138 223V224H137ZM146 224L147 226H148V228H146L147 230H144L145 228H143V227H146V225L144 226V224ZM194 223V224H195ZM201 223V224H202ZM209 223H206V224H208L209 225ZM211 223V224H212ZM228 224V225H226V224ZM237 223H238V226H237ZM241 224V226H239L240 224ZM94 224H96L94 227H97V225H98V228L97 229H95L94 227H93V225ZM108 224H110V225H108ZM151 224V225H150ZM175 224H177V225H175ZM185 224V223H184ZM210 224V225H211ZM225 224V225H224ZM231 224L234 226V228L233 227H231ZM37 225H39V227L37 226ZM42 225H45V226H43L42 227ZM51 225V227H49V226ZM64 225V226H63ZM67 225V226H66ZM83 225V226H82ZM89 225L92 227H89ZM131 225H133V227L131 226ZM135 225H138V226H140V229H139V227H137V226H135ZM143 225V226H142ZM153 225V226H154ZM180 225V224H179ZM178 225V226H179ZM188 225H190V224H188ZM208 225H206V228L207 227H209ZM48 226V227H47ZM53 226V227H52ZM57 226V227H56ZM185 226V225H184ZM35 227H37L36 228V230L37 231H35ZM47 227V228H46ZM60 227H61V230H59L60 229ZM68 227H72V228H75L77 231H76V233L75 234H73L71 237L72 238H70V237H67V235H65L64 234V232L66 231V229L68 228ZM84 227V228H83ZM87 227V228H86ZM135 227V228H134ZM224 227H227V229H225ZM238 227H240L239 229H241V230H239L238 229ZM39 228H40V230H39ZM42 228V229H41ZM81 228V229H80ZM132 228V229H131ZM143 228V229H142ZM178 228H180V226L178 227ZM202 228H205L204 226L202 227ZM220 228V229H219ZM224 228V229H223ZM230 228V229H229ZM233 228V231L231 230ZM88 229H89V231H88ZM91 229V230H90ZM124 229V230H123ZM126 229H127V231H126ZM136 230V231H134V230ZM139 231H141V229H142V233L141 232H139ZM207 229V230H208ZM215 229V230H214ZM31 230V231H30ZM43 230V231H42ZM44 230H46L45 232H44ZM87 230V231H86ZM97 230H99L98 232H97ZM132 230V231H131ZM144 230V231H143ZM192 230H195L194 232L192 231ZM228 230H230V233L229 232H227ZM39 231V232H38ZM40 231L41 232H43V233H41L40 234ZM59 231H60V234H59ZM79 231H80V233H79ZM108 231V232H107ZM126 231V232H125ZM132 232V233H130V232ZM217 231V232H216ZM220 231V232H219ZM237 231V232H236ZM38 232V233H37ZM83 232V233H82ZM111 233V235H108L109 236V238L107 237V234H110ZM121 232H122V235H121ZM144 232V233H143ZM204 232V233H203ZM210 232V231H209ZM224 232H227V234L226 233H224ZM15 233V235H13ZM63 233V234H62ZM82 233V234H81ZM87 233V234H86ZM107 233V234H106ZM194 233V234H193ZM199 233V234H198ZM215 233H216V235H215ZM218 233V234H217ZM228 233H229V235H228ZM28 234H29V236H28ZM32 234V235H31ZM35 234H37V236L35 237ZM46 234V235H47ZM116 234H119V235H117L116 236ZM127 234H128V237H126L127 236ZM133 234V235H132ZM142 234H143V236H146V238L144 237L143 239H142ZM204 234H206L207 236H205ZM211 234H212V237L213 236H218V237H216L215 238V240H214V237H213V239H212V237H211ZM45 235V236H46ZM98 235V236H97ZM126 235V236H125ZM129 235H131L132 236V238H131V236H129ZM192 235V236H191ZM204 235V236H203ZM222 235V236H221ZM226 237H225V236ZM56 236V237H55ZM64 236V237H63ZM76 236V237H75ZM28 239H27V238ZM63 237V238H62ZM126 237V238H125ZM228 237V239H226ZM232 237V238H231ZM25 238V239H24ZM60 238V239H59ZM69 238V239H68ZM120 238V237H119ZM127 238L130 240V242H128V245H127V242H126V240H127ZM137 238H140V239H137ZM184 239H185V237H183ZM219 238V239H218ZM237 238H238V240H237ZM242 238H243V236H242ZM23 239V240H22ZM37 239V238H36ZM55 239H58L59 241H61V242H59V244H58V242L55 240ZM64 240V242H67V243H64L63 242V240ZM122 239V238H121ZM121 239H119V240H121ZM125 239V240H124ZM208 241H207V240ZM223 239V240H222ZM225 239V240H224ZM47 240H49V242H46ZM68 240V241H67ZM106 240V241H105ZM128 240V241H129ZM140 240V241H139ZM190 240H191V242H190ZM193 240V241H192ZM206 240V241H205ZM210 240H212V242H210ZM227 240V241H226ZM241 240L242 239H240L239 240V244H240V242H241ZM16 241V242H15ZM187 241V240H186ZM51 242H54V243H51ZM74 242V243H73ZM107 242V243H106ZM111 242V241H110ZM122 242V241H121ZM121 242H120V244H121ZM135 242V243H134ZM145 242V241H144ZM184 242H185V240H184ZM199 242H200V240H199ZM198 242V244L200 245V246H197V245H195L196 247H199V248H202V246H201V244ZM237 242V243H236ZM17 243V244H16ZM47 243V244H46ZM50 243V244H49ZM71 243H72V245H71ZM90 243V244H89ZM93 243V244H92ZM113 243L111 244V243H109L110 245H113ZM132 244L131 246H129L130 244ZM186 243V242H185ZM197 243V242H196ZM220 243V244H219ZM51 245L52 247H49L48 249H47V247L49 246V245ZM54 244H56L57 246L56 247H58V249H55L56 247L54 246ZM68 244V245H67ZM103 244H102V247H103ZM123 244V243H122ZM231 244V243H230ZM46 245H48V246H46ZM135 245V246H136ZM186 245V246H187ZM208 245H210V246H208ZM233 245H232V247H233ZM234 245V246H235ZM264 244H262V245H257L258 246V248H262L263 249V252H264V248L262 247ZM64 248H63V247ZM69 246V247H68ZM83 246V247H82ZM86 248H85V247ZM93 246H95V247H93ZM98 246V247H97ZM104 246H106V245H104ZM184 246H185V244H184ZM185 246V247H186ZM195 246H194V248H195ZM257 246H256V248L254 247L253 248V251H254V253L256 254V256L253 254V252L251 253L252 255H247L246 257H247V259H245L244 258V264H255V263H257V264H264V254H262L261 253V250L262 249H260V251H259V249H258V251H257ZM12 247V248H11ZM14 247V248H13ZM43 247H46V248H43ZM62 247V248H61ZM88 247H89V249H88ZM91 247L93 248L92 250H91ZM101 247V248H102ZM107 247H104L106 250H104L105 252L107 251ZM113 247V246H112ZM188 247V246H187ZM186 247V248H187ZM224 247V248H223ZM226 247V248H225ZM230 249H229V248ZM8 248V249H7ZM66 248V249H65ZM128 248V249H127ZM183 248V247H182ZM207 248V249H206ZM229 249V251L228 250H225V249ZM77 249V251H75ZM86 249H88V251L90 252V253H88L87 251H86ZM116 249V250H115ZM188 249V248H187ZM10 250V251H11ZM47 250H48V253H47ZM56 251V253H58V255H56V253H55V251ZM59 250V251H58ZM60 250H62V251H60ZM65 250V251H64ZM74 250V251H73ZM183 250V249H182ZM207 250V251H206ZM239 250V249H238ZM236 251V254L235 255H239V251ZM67 251V252H66ZM79 251H81L80 253H79ZM92 251H93V253H92ZM104 251H102L101 253H99L98 255H100V257L99 258H102L100 261H102V260H104V259H107L108 257L111 259V260H113V258H111V256L109 255V253H108V251H107V253H105L104 254ZM114 251H116L115 253H114V255H112L113 253L112 252H114ZM122 251H123V253H122ZM125 251V252H124ZM184 251V250H183ZM210 251V253H206V252H209ZM227 251H228V253H227ZM256 251H257V253H256ZM37 252H38V250H37ZM69 252H71V253H69ZM73 252V253H72ZM87 252V253H86ZM96 252V253H97ZM119 252H121V253H119ZM201 252H203L204 253V255L203 254H201V255H203L202 257H201V255H200V253ZM214 252V253H213ZM216 252V253H215ZM223 252H225V254L223 253ZM54 253V254H53ZM64 253H66V255L64 254ZM70 254V255H68V254ZM75 253V254H74ZM77 253H79V254H77ZM82 253V254H81ZM85 253V254H84ZM95 253V254H96ZM117 253V254H116ZM118 253H119V255H118ZM250 253V252H249ZM74 254V255H73ZM95 254H93L94 256H95ZM101 254H102V256H101ZM107 254L109 255L108 257H107ZM115 254L116 255H118V256H115ZM194 256H193V255ZM206 254V255H205ZM221 254H223L224 256H221ZM231 255V256H234V255ZM262 254V255H261ZM22 254H20V255H14V256H16V257H12V258H14V259H9L7 262H5V263H1V264H41V261L40 262H38V261H34L35 259H36V257L35 256H32V255H29L28 257L27 256H24V255H22ZM49 255V256H48ZM53 255V256H52ZM55 255V256H54ZM59 255H60V257H59ZM77 255V256H76ZM93 255H91V259H92V262H93V260H94V262H96V261H98L97 259H99L98 258V256L96 255V257H94ZM122 255V256H121ZM200 255V256H199ZM208 255V257H205V256H207ZM220 255V256H219ZM237 255V256H238ZM258 255V256H257ZM62 256H63V259H62ZM69 256V257H68ZM71 256V257H70ZM79 256V257H78ZM84 256H86V257H84ZM94 257V259H93V257ZM103 256H106V257H104V259H103ZM190 256H192L193 258H191ZM216 256H219V257H216ZM249 256V257H248ZM258 257L256 260H255V257ZM260 256V257H259ZM262 256V257H261ZM27 257V258H26ZM55 259H53V258ZM56 257V258H55ZM121 257H124V258H122L121 259ZM198 257H200V258H198ZM213 257H216L215 258V261H214V259H213ZM221 257V258H220ZM230 257V256H229ZM228 257V258H229ZM241 257H244V256H241ZM251 257H253L252 259H250ZM50 258H52L51 260H50ZM61 258V259H60ZM68 259V260H66V259ZM83 259V260H81V259ZM86 258V259H85ZM108 258V259H109ZM201 258H203V259H201ZM205 258V259H204ZM220 258V259H219ZM263 260H262V259ZM70 259V260H69ZM90 258H89V260H91ZM116 259V260H117ZM191 259V260H190ZM218 259V260H217ZM223 259V260H222ZM11 260V261H10ZM36 260H39V258L38 259H36ZM49 260H50V262H49ZM65 260V261H64ZM77 260V261H76ZM79 260V261H78ZM96 260V261H95ZM126 260V259H125ZM200 260V261H199ZM243 260V259H242ZM253 260H255V261H253ZM259 260V261H258ZM261 260V261H260ZM75 261V262H74ZM114 261V260H113ZM193 263H192V262ZM250 261V262H249ZM11 262V263H10ZM36 262V263H35ZM38 262V263H37ZM42 262V264H44ZM80 262V263H81ZM123 263L125 262L124 260L122 261ZM190 262V263H189ZM208 262V263H207ZM242 262V261H241ZM251 262H253V263H251ZM87 263H90L89 261L87 262ZM243 263H241V264H243Z\"/></svg>","mask_w":264,"mask_h":264},{"label":"bare ground","instance_id":"bare-ground-1","mask_svg":"<svg viewBox=\"0 0 264 264\" xmlns=\"http://www.w3.org/2000/svg\"><path fill=\"white\" fill-rule=\"evenodd\" d=\"M28 1H29V0H28ZM48 1H51V2H52V5H54L52 0H48ZM59 1H60V0H59ZM59 1H58V2H59ZM107 1H108V0H107ZM125 1H126V0H125ZM128 1H129V0H128ZM134 1H135V0H134ZM143 1H144V0H142V5H144V4H143ZM145 1H146V0H145ZM147 1H149V0H147ZM157 1H159V0H157ZM161 1H162V0H161ZM168 1H169V0H168ZM174 1H176V0H174ZM174 1H173V2H174ZM180 1H181V0H180ZM198 1H199V0H198ZM202 1H203V0H202ZM212 1H214V3H218V2H215L216 0H212ZM226 1H227V0H226ZM5 2L7 3V0H6ZM8 2H9V1H8ZM62 2H63V1H62ZM65 2H66V0H65ZM137 2H138V1H137ZM137 2H134V3H137ZM140 2H141V0H140ZM151 2H152V1H151ZM166 2H167V1H166ZM169 2H171V1H169ZM176 2H177V1H176ZM260 2H261V1H260ZM13 3H15V2H13ZM56 3H57V2H56ZM66 3H67V2H66ZM132 3H133V2H132ZM132 3L130 2V5H131ZM134 3H133V4H134ZM157 3H158L159 5H155V6H158V7H159L160 4H161L162 2H161V3L157 2ZM157 3H155V4H157ZM194 3H195V2H194ZM201 3H202V2H201ZM219 3H220V2H219ZM219 3H218V4H219ZM261 3H262V2H261ZM263 3H264V2H263ZM4 4H5V3H4ZM59 4H60V2H59ZM127 4H128V3H127ZM137 4H138V3H137ZM177 4H178V2H177ZM182 4H183V3H182ZM197 4H198V2H197ZM218 4H217V5H218ZM220 4H221V3H220ZM225 4H226V3H225ZM8 5H9V4H8ZM26 5H27V4H26ZM26 5H25V6H26ZM55 5H56V4H55ZM61 5H62V4H61ZM61 5H60V6H61ZM130 5H129V6H130ZM140 5H141V4H140ZM140 5H136V7H137V8H140V9L142 10L143 7L141 8ZM142 5H141V6H142ZM146 5H147V4H146ZM179 5H180V3H179ZM199 5H201V4L199 3ZM205 5H206V4H205ZM0 6L2 7V2H1V5H0ZM9 6H10V5H9ZM18 6H19V5H18ZM20 6H21V5H20ZM45 6H46V5H45ZM57 6H58V3H57V5H56L55 7H57ZM119 6H120V5H119ZM134 6H135V4H134ZM134 6H133V8H134V12H133L132 14L135 15V12L137 13V10H135L136 7H134ZM138 6H139V7H138ZM168 6H170V8H171V6H173V5H169V3H168L167 7H168ZM174 6H175V5H174ZM182 6H183V5H181V6H179V7H182ZM194 6H195V5H194ZM227 6L229 7L230 5H227ZM231 6H232V5H231ZM1 7H0V8H1ZM11 7H12V6H11ZM26 7H28V6H26ZM32 7H35V5H34V6L32 5ZM49 7H50V5H49ZM49 7H48V8H49ZM52 7H53V6H52ZM85 7H86V6H85ZM97 7H99V4H98V6L96 5V8H97ZM121 7H122V6H121ZM125 7H127V5H126ZM147 7H149V6H147ZM150 7H151V6H150ZM160 7H161V6H160ZM185 7H186V6H185ZM201 7H202V6H199V8H201ZM208 7H210V6H208ZM238 7L240 8V6H238ZM255 7H256V5H255ZM258 7H259V6H258ZM14 8H16V7H14ZM23 8H24V7H23ZM66 8H67V7H66ZM116 8H117V7H116ZM116 8H114V9H116ZM161 8H162V7H161ZM161 8H160V9H161ZM192 8H193V7H192ZM196 8H197V7L195 6V10H196ZM218 8H219V7H218ZM256 8H257V7H256ZM262 8H263V7H262ZM1 9H2V8H1ZM3 9H4V7H3ZM21 9H22V7H21ZM31 9H32V8H31ZM34 9H35V8H34ZM40 9H41V8H40ZM50 9H51V8H50ZM97 9H98V8H97ZM97 9H96V11H97ZM125 9H126L125 13H126V12L129 13V12L127 11V8H125ZM140 9H139V10H140ZM146 9H147V8H146ZM154 9H156V7H155ZM157 9H159V8H157ZM160 9H159V10H160ZM163 9H164V8H163ZM168 9H169V8H168ZM171 9H172V8H171ZM176 9H177V8H176ZM204 9H205V8H204ZM263 9H264V8H263ZM18 10H19V12L16 13V17L19 16L18 13H20V11H22V10H20V8L17 9L16 11H18ZM25 10H26V9H24V11H25ZM28 10H29V9H28ZM28 10H27V11H28ZM38 10H39V8H38ZM51 10H52V9H51ZM51 10H49V12H50ZM58 10H59V9H58ZM92 10H93V9H92ZM139 10H138V12H139ZM141 10H140V11H141ZM148 10H149V9H148ZM172 10H174V9H172ZM178 10L181 11V9H178ZM201 10H203V9L201 8ZM201 10H200V13L202 14L203 11L201 12ZM212 10H213V9H212ZM245 10H246V9H245ZM261 10H262V9H261ZM261 10H260V11H261ZM8 11H9V10H8ZM54 11H55V10H54ZM93 11H94V10H93ZM110 11H111V10H110ZM113 11H114V10H113ZM116 11H118V10H116ZM121 11H122V10H121ZM175 11H176V10H175ZM182 11L185 12L184 9H183ZM196 11H198V10H196ZM214 11H215V10H214ZM231 11H233V10H231ZM263 11H264V10H263ZM13 12H14V11H13ZM43 12H44V11H43ZM46 12H47V11H46ZM49 12H48V13H49ZM52 12H53V11H52ZM52 12H51V13H52ZM79 12H80V11H78V14L76 13V14H74V15H77V16H78V15H81ZM85 12H86V11H85ZM108 12H109V11H108ZM114 12H115V11H114ZM141 12H142V11H141ZM145 12H146V10H145ZM148 12H150V11H148ZM168 12H170V11H168ZM171 12H172V11H171ZM171 12H170L169 14H171ZM194 12H195V11H194ZM198 12H199V11H198ZM204 12H205V11H204ZM212 12H213V11H212ZM212 12L209 13V16H213V18H211V21H209L210 24L213 23V22H215V21H216V18H217V16L214 17L215 15H214ZM238 12H239V11H238ZM0 13H1V12H0ZM8 13H9V12H8ZM14 13H15V12H14ZM37 13H38V12H36V14H37ZM51 13H50V14H51ZM55 13H56V12H55ZM104 13H105V12H102V14H104ZM110 13H111V12H110ZM127 13H126V15H128V17H127V16H126V17H127L128 19L131 18V16H132V14H131V16H130L131 11H130L129 14H127ZM139 13H140V12H139ZM146 13H147V12H146ZM154 13H155V14H153V15H156V14H157L156 11H155ZM174 13H175V12H174ZM179 13H180L179 15L182 14L181 12H179ZM223 13H226V12H223ZM229 13H230V12H229ZM247 13H249V12H247ZM12 14H13V13H12ZM24 14H25V13H24ZM30 14H31V13H30ZM30 14H29V15H30ZM45 14H46V13H45ZM59 14H60V13H59ZM59 14H57L58 18H60ZM89 14H90V13H89ZM118 14H119V13H118ZM159 14L162 15L161 10L159 11ZM196 14H197V13H196ZM196 14H195V15H196ZM198 14H199V13H198ZM218 14H221V13H220L219 11H217V15H218ZM243 14H245V13H243ZM257 14H258V13H257ZM14 15H15V14H13V16H14ZM39 15H40V14H39ZM74 15H73V17H75ZM104 15H106V13H105ZM121 15H122V14H121ZM145 15H147V14H145ZM163 15H164V14H163ZM177 15H178V14H177ZM221 15H222V14H221ZM221 15H219V16H221ZM240 15H241V14H240ZM3 16H5V15H4L3 13H1V14H0V127H1V130H3V132H0V134H3V133L5 132L4 129H6V128H4V127L6 126V124L11 123V124H12V125L10 124L11 127L14 125V127H12V131H13L14 128H15L14 131H16V132H17V130H18L19 132H21L22 130H19V129H23V131L21 132V134H23V133H25V134L29 133V134H32V135H33V134H34V131L29 130L30 128L28 129V127H29L31 124H30L27 128H26L24 125H26V124H25L26 121H28V120H32V117H34V119H35V116H36V117L38 116V114H39V112H40V109H41V107H40V108H38V107H39L40 104H41L40 102L42 101V98H41V94H40V93H37L36 95H34L33 93H31V94L33 95V96H31V95H30V92H31V89H32L33 92H34L35 90L40 91V89H39V88H41L40 86H43L40 82L42 81L43 84L46 85V83H44V81L46 80L45 82H47L48 80H47V79L44 80V78L46 77V78L50 79L52 76L47 77V75L49 76V75H51L52 73H51V74H49V73L47 74V73H46V71H47V72H48V71L50 72L51 70H50V69L47 70L46 66H47L48 64L45 63V64H46V65H44L45 68H44L43 64H42V66H40V70L42 69V67H43L44 69H46V71L43 69V70H44L43 72L46 73V75H44V78H43V76H42V74H41V71H42V70L40 71V74H36V75H33V74H31L30 72H28V71H30V67H29V70H28V68L25 69V70L27 71V74L25 73V77L23 76V72H24V71L22 70V73H21V72H20V71H21L20 69H22L21 67H23V65L25 64V63H24L25 61H23V63H24V64H23V63L21 62L20 59H17V58L15 57V59H16V60H15L14 58L12 59V57H13V56H16V55L18 56V54H15V55L13 54V53H15V52L17 53L16 50L19 51V48L17 49V48L15 47V46H17L16 43H17V42H20V40L22 39L21 36H23V38H24V37L27 35V33L25 32V33H26L25 36H24V34H20L21 36L19 35V37H18V34L20 33V32H18V33L14 36L13 34H14L15 32L13 31V33H12V30H11L12 27L10 28V25L12 24V22H10L9 20H7V18H4ZM46 16H47V15H45L44 17H46ZM102 16H103V15H102ZM112 16H113V15H112ZM142 16H144L143 12H142L141 18H142ZM156 16H157V17L159 18V20H160V21H159L160 23H158V22L156 21V25L159 24V25H157V26H158V30H159V28L163 30V28H164L163 24H164V23L166 24V22H162V23H161V20L163 19V16H161L162 19H160L159 15H156ZM168 16H169V15H168ZM188 16H189V15H188ZM188 16H187V17H188ZM197 16H199V15H197ZM200 16H203V14L200 15ZM219 16H218V17H219ZM223 16L226 18V20H224L223 23H222V24H219V25H221V28L223 29L222 31H224V29L226 28L227 32L230 33V34L232 35V29H231V26H232L231 23H232V22H231V21H233L234 19L232 18V20H228V19H229V16L226 17L225 14H223ZM6 17H8V15H7ZM42 17H43V16H42ZM49 17H51V16L49 15ZM49 17H48V18H49ZM84 17H85V15H84ZM103 17H104V16H103ZM103 17H101V18H103ZM164 17H165V15H164ZM169 17H170V16H169ZM173 17H174V16H173ZM179 17H180V16H179ZM179 17H178V18H179ZM183 17H184V19H183L182 17H181V19H180V18H179V19H180V20H183V21H185V20L187 21V20H188L187 17H186L187 19L185 18V16H183ZM189 17H190V16H189ZM194 17H196V16H194ZM236 17H237V16H236ZM239 17H240V16H239ZM249 17H251V16H249ZM263 17H264V16H263ZM10 18H11V19H10ZM10 18H9V19H10L11 21H13V20H12V17H10ZM19 18H22V17L20 16ZM54 18H55V16H54ZM54 18H53V19H54ZM75 18H76V17H75ZM78 18H79V17H78ZM135 18L137 19V17H135ZM144 18H145V17H144ZM144 18H142V20H143ZM201 18H203V17H200L199 19H200V20H203V19H201ZM234 18H235V16H234ZM241 18H242V17H241ZM252 18H253V17H251V19H252ZM254 18H257V16L254 17ZM17 19H18V18H17ZM46 19H47V18H46ZM56 19H57V17H56ZM79 19H81V18H79ZM146 19H147V18H146ZM156 19H157V18H156ZM156 19H155V20H156ZM169 19H170V18H169ZM174 19H175V18H174ZM179 19H177L176 24L179 23V22H181V24H184V25L186 24L185 22L182 23V21H179ZM192 19H193V18H192ZM195 19H196V18H195ZM197 19H198V18H197ZM199 19H198V20H199ZM204 19H206V18L204 17ZM18 20H19V19H18ZM49 20H51V19H49ZM77 20H78V19H77ZM84 20H86V19H84ZM90 20H91V19H90ZM93 20H94V19H93ZM93 20H91V22H92ZM112 20H113V19H111V21H112ZM116 20H118V19H116ZM123 20H125V19H123ZM132 20H133V19H129L130 24H128V25L133 24V23H132ZM157 20H158V19H157ZM193 20H194V19H193ZM206 20H207V19H206ZM227 20H228V21H227ZM255 20H256V19H255ZM5 21H9L8 23H10V24H9V25L7 24L8 27H6V25H5L6 22H5ZM51 21H52V20H51ZM105 21H109V19H108V20L106 19ZM111 21H110V22H111ZM125 21H126V20H125ZM125 21H124V22H125ZM135 21H136V20H135ZM135 21H133V22H135ZM171 21H174V20L172 19ZM207 21H208V20H207ZM253 21H254V19H253ZM13 22L15 23V22H16V19H15V21H13ZM22 22H23V21H22ZM25 22H26V21H25ZM93 22H95V21H93ZM120 22L122 23V20L119 21V23H120ZM137 22H138V21H137ZM140 22H141V21H140ZM145 22H146V21H145ZM187 22H188V21H187ZM201 22H204V21H201ZM201 22H200V23H201ZM221 22H222V21H221ZM221 22H220V23H221ZM247 22H251V21H246V23H247ZM257 22H258V21H257ZM18 23H19V22H18ZM45 23H47V22H45ZM74 23H75V22H74ZM78 23H79V22H78ZM82 23H83V22H82ZM115 23H118V22H115ZM146 23H147V22H146ZM194 23H195V22H194ZM196 23H197V22H196ZM196 23H195V24H196ZM205 23H206V22H205ZM240 23H241V22H240ZM255 23H256V22H255ZM51 24H52V22H51ZM51 24H50V25H51ZM80 24H81V23H80ZM84 24H85V23H84ZM87 24H89V23H87ZM87 24H85V25H87ZM96 24H97V23H96ZM112 24H113V23H112ZM125 24H127V21L125 22ZM142 24H143V22H142ZM165 24H164V25H165ZM172 24H174V23H172ZM181 24H180V25H181ZM188 24H189V23H188ZM197 24H198V23H197ZM206 24L208 25V23H206ZM206 24H204V25H206ZM217 24H218V23H217ZM217 24H216V25H217ZM242 24H243V23H242ZM247 24L250 25V24H252V23H250V24L247 23ZM15 25H16V24H15ZM23 25H24V24H23ZM47 25H48V24H47ZM82 25H83V24H82ZM85 25H83V26H85ZM169 25H170V23H169ZM178 25H179V24H178ZM184 25H181V26H184ZM198 25H199V24H198ZM200 25H201V24H200ZM202 25H203V24H202ZM207 25H206V26H207ZM216 25H215V26H216ZM219 25H218V26H219ZM244 25H245V24H244ZM248 25H247V26H248ZM11 26H13V25H11ZM20 26H22V25H20ZM20 26H19V28H20ZM24 26H25V25H24ZM28 26H29V25H28ZM31 26H32V25H31ZM45 26H46V25H44V27H45ZM88 26H90V25H88ZM93 26L95 27V25H93ZM96 26H97V25H96ZM134 26H135V25H134ZM157 26H156V27H157ZM159 26H160V27H159ZM162 26H163V27H162ZM165 26H166V25H165ZM174 26H175V25H174ZM185 26H186V25H185ZM188 26H190V24H189ZM195 26H196V25H195ZM212 26H213V25H212ZM215 26H214V27H215ZM48 27H49V26H48ZM50 27H51V26H50ZM50 27H49V28H50ZM77 27H78V26H77ZM97 27H98V26H97ZM97 27H95L94 29H91V30H96ZM116 27H119V29H121L123 26H122L121 28H120V26H116ZM135 27H136V26H135ZM200 27H201V26H200ZM207 27H209V26H207ZM214 27H213V28H214ZM219 27H220V26H219ZM250 27H254V25H253V26L250 25ZM16 28H17V27H16ZM26 28H27V27H26ZM49 28H48V30L50 31ZM56 28H57V27H56ZM92 28H93V27H92ZM126 28H131V27H130V26H128V27L125 26V30H126ZM136 28H137V27H136ZM148 28H149V27H148ZM166 28H167V27H166ZM169 28H170V27H169ZM181 28L184 29L185 27H184V28L181 27ZM191 28L193 29V31L198 29L197 26H196L197 29H195L194 27H191ZM213 28H211V29H213ZM217 28H218V27H216V29H217ZM257 28H258V27H257ZM262 28H264V27H262ZM12 29H13V28H12ZM14 29H15V27H14ZM21 29H22V27H21ZM34 29H35V28H34ZM34 29H33V30H34ZM37 29H38V28H37ZM37 29H36V30H37ZM134 29H135V28H134ZM138 29H139L140 31L142 30V33H143L144 30H143L142 28H139V26H138ZM151 29H152V28H151ZM156 29H157V28H155V29L153 28V31L155 30V31H154L155 33H156ZM174 29H175V28H174ZM178 29H179L180 31L182 30V29L179 28V26H178ZM186 29H187V28H186ZM188 29H189V28H188ZM203 29H204V28H203ZM207 29H209V28H207ZM211 29H209V32H211V31H210ZM216 29H214V30H216ZM219 29H220V28H219ZM219 29H218V31H219ZM246 29H247V28H246ZM15 30H16V29H15ZM24 30H25V29H24ZM29 30H30V29H29ZM113 30H114V29H113ZM128 30L131 31L132 29H128ZM128 30H127V31H128ZM136 30H137V29H136ZM147 30H148V29H147ZM162 30H159L161 33L158 32L160 35L162 34V32H164V31H162ZM171 30H172V29H171ZM171 30H170V31H171ZM176 30H177V27H176ZM176 30H175V32H176ZM179 30H177V31H179ZM201 30H202V29H201ZM205 30H206V29H205ZM220 30H221V29H220ZM251 30H252V29H251ZM257 30H258V29H257ZM261 30H262V29H261ZM55 31H56V30H55ZM89 31H90V30H89ZM127 31H126V32H127ZM137 31H138V30H137ZM150 31H151V30H150ZM180 31H179V32H180ZM263 31H264V29H263ZM63 32H64V31H63ZM93 32H95V31H93ZM98 32H99V31H98ZM115 32H118V30H116ZM134 32H135V31H134ZM167 32H168V31H167ZM175 32H173V33H175ZM179 32H176V34L179 33ZM182 32H183V31H182ZM198 32H199V31H198ZM209 32H208V34H209ZM213 32H214V31H213ZM216 32H217V31H216ZM219 32H221V31H219ZM227 32H226V33H227ZM258 32H259V31H258ZM106 33H108V32H106ZM112 33L114 34V32H112ZM121 33H122V32H121ZM132 33H133V32L131 31L129 34L132 35ZM142 33H141V34H142ZM155 33H152V32H151V34H153V35H154ZM158 33H157V35H158ZM169 33H170V32H169ZM189 33H190V31H189ZM193 33H194V32H193ZM206 33H207V31H206ZM248 33H249V32H248ZM256 33H257V32H256ZM261 33H262V32H261ZM28 34H29V33H28ZM91 34H92V33H91ZM91 34H90V35H91ZM94 34H95V33H93V35H94ZM109 34L111 35V33H109ZM109 34H108V36H110ZM117 34H118V33H116V37H117ZM133 34H134V33H133ZM139 34H140V33H139ZM141 34H140V35H141ZM176 34H175V35H176ZM183 34L185 35L186 33H183ZM183 34H182V35H183ZM191 34H192V33H191ZM197 34H198V33H197ZM202 34H203V33H202ZM211 34H212V33H211ZM216 34H219V33H216ZM220 34L222 35V33H220ZM45 35H46V34H45ZM114 35H115V34H114ZM118 35H119V34H118ZM131 35H130V36H131ZM144 35H145V37L147 36V35H146V31H144L143 36H141L142 38H144L141 42H143L145 39L147 40V38H145ZM157 35H154V37L156 36V37L158 38ZM160 35H159V36H160ZM172 35H173V34H172ZM172 35H171V36H172ZM178 35H179V34H177L176 36H178ZM180 35H181V33H180ZM180 35L178 36L179 38H181V36H182V35H181V36H180ZM194 35H195V34H194ZM213 35H215V33H214ZM223 35H225V34H223ZM238 35H239V34H238ZM257 35H258V34H257ZM6 36H9V38H7V40L5 39ZM28 36H29V35H28ZM30 36H31V35H30ZM66 36H67V35H66ZM97 36H99V33H97ZM103 36H104V34H103ZM112 36H113V35H111V37H112ZM137 36H138V35H137ZM149 36H150V35H149ZM173 36H174V35H173ZM197 36H198V35H197ZM201 36H202V35H201ZM209 36H210V35H209ZM239 36H240V35H239ZM249 36H250V35H249ZM261 36H262V35H261ZM64 37H65V36H64ZM91 37H92V41H93V36H91ZM94 37H95V35H94ZM105 37H107V36H105ZM111 37H110V38H111ZM120 37H121V36H118L117 39H122V38H120ZM134 37H135V36H134ZM139 37H140V36H139ZM147 37H148V36H147ZM154 37H152V41H150L151 44H152L154 41H156V40H154ZM162 37H163V34H162ZM165 37H166V36H165ZM190 37H191V36H190ZM193 37H195V36H193ZM221 37H222V36H221ZM226 37H227V35H226L225 37H223V39H225ZM240 37H242V36H240ZM26 38L29 39L30 37H29V38L26 37ZM77 38H78V37H77ZM95 38H97L98 41H100V40H99L100 37H99V38H98V37H95ZM101 38H102V37H101ZM142 38H141V39H142ZM167 38H169L168 35H167ZM167 38L165 39V41H167ZM171 38H172V37H171ZM171 38H169V39L171 40ZM179 38H177V39H179ZM186 38H187V37H186ZM195 38H196V37H195ZM199 38H200V37H199ZM211 38H212V37H211ZM238 38H239V37H238ZM246 38H247V37H245V39H246ZM253 38H254V37H253ZM258 38H259V36H258ZM258 38H255L256 40H255V39H254V40H255V41H259L260 39L257 40ZM4 39H5L6 41H4ZM30 39H31V38H30ZM30 39H29V40H30ZM79 39H80V38H79ZM102 39H103V38H102ZM138 39H139V38H138ZM148 39H150V38H148ZM160 39H161V36H160L159 39H158L159 42H161V41L164 40V39H162V40L160 41ZM177 39H176L177 44H179V43H180V41H179L180 39H179V40H177ZM197 39H198V38H197ZM207 39H208V37H207ZM219 39H220V37H219ZM235 39H236V38H235ZM245 39H244V42L246 41ZM262 39H263V38H262ZM29 40H28V42H29ZM75 40H76V39H75ZM81 40H82V39H81ZM88 40H89V39H88ZM88 40H87V41H88ZM139 40H140V39H139ZM139 40H138V41H139ZM146 40H145V42H144L145 44H146ZM158 40H157V43H158ZM170 40H169V43H171V41H172V40H171V41H170ZM173 40H174V39H173ZM183 40H184V39H183ZM189 40H191V38H190ZM213 40H214V39H213ZM220 40H221V39H220ZM237 40H238V39H237ZM252 40H253V39H252ZM8 41H9V43H8ZM23 41L26 42V39L24 38V40H22L21 43H22ZM77 41L79 42V40H77ZM77 41H76V43H77ZM85 41H86V40H85ZM87 41H86V42H87ZM92 41H91V43H92ZM95 41H96V42H95ZM95 41H94V42L97 44V40H95ZM109 41H110V40H109ZM112 41H113V39H112ZM118 41L121 42L120 40H118ZM118 41H117V43H118ZM125 41H126V40H125ZM125 41H124V42H125ZM138 41H137V42H138ZM147 41H148V40H147ZM178 41H179V43H178ZM181 41H182V40H181ZM187 41H188V40H187ZM193 41H195V40L193 39ZM262 41H263V40H262ZM4 42H6V43H4ZM25 42H23V43H25ZM94 42H93V44H91V47H92V45H94ZM106 42H107V41H106ZM106 42H104V43H106ZM114 42H115V41H114ZM134 42H135V41H134ZM134 42L132 43V44H134V46H135V44L140 43L138 46H136L137 50H136L135 47H134L135 49L133 48V52L136 54V51L139 52L138 47L141 46L142 43H141L140 41H139L138 43H134ZM148 42H149V41H148ZM167 42H168V41H167ZM174 42H175V40H174ZM182 42H183V41H182ZM189 42H191V41H189ZM205 42H206V41H205ZM218 42H219V41H218ZM230 42H231V40H230ZM263 42H264V41H263ZM263 42H262V43H263ZM32 43H33V42H32ZM79 43H80V42H79ZM111 43H112V42H111ZM172 43H173V41H172ZM172 43H171V44H172ZM175 43H176V42H175ZM175 43H174V44H175ZM192 43H193V42H192ZM196 43H200V42L197 41ZM203 43H204V42H203ZM207 43H208V42H207ZM207 43H206V44H207ZM258 43H259V42H258ZM258 43H257V44H258ZM17 44H18V43H17ZM29 44H31V40H30V43H29ZM87 44H88V43H87ZM102 44H103V43H102ZM118 44L120 45L121 43H118ZM125 44H126V43H125ZM145 44H143V45L141 46V47H143V49L146 47V46H144ZM147 44H148V43H147ZM155 44H156V42H155ZM158 44H159V43H158ZM171 44H170V46H171ZM174 44H173V45H174ZM217 44H218V43H217ZM217 44H216V45H217ZM242 44H243V43H242ZM23 45H24V44H22V46H23ZM108 45H109V44H108ZM110 45H111V44H110ZM110 45H109V47H110ZM114 45H116V43H115ZM148 45H149V44H148ZM179 45H180V44H179ZM179 45H174V47H175V46H176V47H177V46L179 47ZM184 45H185V44H184ZM188 45H189V43H188ZM191 45H195V43H194V44H191ZM197 45H198V44H197ZM209 45H211V44H209ZM214 45H215V44H214ZM233 45H234V44H233ZM13 46L16 48V50H15V48H14ZM26 46H28L27 43H26ZM83 46H84V45H83ZM88 46H89V45H88ZM96 46L98 47V45H96ZM103 46H104V45H103ZM103 46H102L101 48H99L97 51H99L100 49H102ZM124 46H125V45H124ZM124 46L121 45V47H124ZM126 46H127V45H126ZM153 46H154V45H152V48H151V49L154 48ZM156 46H158V45H156ZM156 46H155V47H156ZM189 46H190V45H189ZM198 46H200V45H198ZM221 46H222V45H221ZM30 47H31V46H29V48H28L29 55H31V53H33V50H34V53H35V51H36L35 49H37V48L34 49V45L32 46V47H33V48H32L33 50H32ZM117 47H118V46H117ZM119 47H120V46H119ZM121 47H120V49H121ZM131 47H132V46H131ZM141 47H140V48H141ZM149 47H151V46L149 45ZM161 47H162V46H161ZM190 47H191V46H190ZM212 47H213V49H214V46H213V45H212ZM231 47H233V46L231 45ZM23 48H24V47H23ZM127 48H128V46H127ZM140 48H139V49H140ZM157 48H158V47H157ZM157 48H156V53H157V51L159 50V48H158V50H157ZM163 48H164V46H163ZM163 48H162V50H163ZM168 48H169V47H168ZM168 48L166 47L167 50H168ZM180 48H181V46H180ZM202 48H203V46H202ZM202 48H200V49H202ZM209 48H211V47L209 46ZM209 48L207 47L206 49L209 50ZM26 49H27V48H26ZM26 49H25V50H26ZM72 49H74V48H72ZM120 49H117V50H119V52H120ZM146 49H147V48H146ZM146 49H145V50H146ZM169 49H170V48H169ZM173 49H174L175 52H176V50H177L178 48H177V49L173 48ZM183 49H185V48H183ZM183 49H180V50H183ZM203 49H205V48H203ZM213 49H212V50H213ZM231 49H232V48H231ZM30 50H31V51H30ZM39 50H40V49H39ZM67 50H68V49H67ZM124 50H125V49H124ZM127 50H128V49H127ZM129 50H130V49H129ZM131 50H132V48H131ZM134 50H136V51H134ZM149 50H150V49H149ZM164 50H165V49H164ZM171 50H172V49H171ZM192 50H193V49H192ZM196 50H198V48H197ZM238 50H239V48H238ZM251 50H252V49H251ZM257 50H258V49H257ZM20 51H21V50H20ZM22 51H23V50H22ZM37 51H38V50H37ZM37 51H36V52H37ZM85 51H86V50H85ZM92 51H96V49L94 48V50L92 49ZM107 51H108V50H107ZM140 51H141V49H140ZM142 51H144V50H142ZM142 51H141V54H142ZM152 51H153V50H152ZM205 51H206V50H205ZM28 52H27V53H28ZM100 52H101V50H100ZM104 52H105V51H104ZM133 52H131V53L134 54ZM147 52H148V51H146L145 54H144V52H143V54L145 55V57L143 58L144 60H145V58L147 57V56H146V53H147ZM161 52H162V51H161ZM175 52H173V53L175 54ZM179 52H180V51H179ZM186 52H187V49H186ZM189 52H190V54H188V55H191L194 51L191 52V51L189 50ZM189 52H187V53H189ZM199 52H201V51H199ZM202 52H203V51H202ZM202 52H201V53H202ZM208 52H209V51H208ZM230 52H231V51H230ZM93 53H94V54H97V53H95V52H93ZM124 53H125V52H124ZM139 53H140V52H139ZM151 53H152V52H151ZM151 53H150V54H151ZM162 53H163V52H162ZM167 53H168V51H167ZM169 53H170V52H169ZM169 53H168V54H169ZM177 53H178V51L176 52V54H177ZM187 53H185V55H186ZM211 53H212V52H211ZM228 53H229V52H228ZM236 53H237V52H236ZM239 53H240V52H239ZM253 53H254V51H253ZM25 54H26V52H25ZM77 54H78V53H76V56H75V57H78ZM85 54H86V53H85ZM135 54H134L133 56H135ZM137 54H138V53H137ZM141 54H140V56H141ZM154 54H155V53H154ZM157 54H159V53H157ZM193 54H194V53H193ZM226 54H227V53H226ZM247 54H250V53L248 52ZM19 55H20V53H19ZM35 55H36V54H35ZM35 55H34V56H35ZM78 55H80V54H78ZM82 55H83V52H82ZM87 55H88V54H87ZM87 55H86V56H87ZM101 55H102V53H101ZM101 55H99L97 59H99V57H101ZM103 55H104V54H103ZM122 55H123V54H122ZM152 55H153V54H152ZM160 55H161V53L158 55V57H159ZM177 55H178V54H177ZM177 55H175V57H173V55H170V54H169V56H172L173 58H177V60H179V57H176ZM180 55H181V54H179L178 56H180ZM183 55H184V54H182L181 57H183ZM194 55H195V54H194ZM242 55H243V54H242ZM242 55H241V57H242ZM24 56H25V55H24ZM31 56H32V55H31ZM34 56H33V57H34ZM51 56H52V55H51ZM51 56L48 55L47 57H48L49 59H51V60H54L53 57H51ZM86 56H85V57H86ZM89 56H90V55H89ZM91 56H92V55H91ZM138 56H139V54H138ZM148 56H150V55L148 54ZM162 56H163V54L161 55V58H162V60H163V62H164V57H162ZM191 56H192V55H191ZM197 56H198V54H197ZM203 56H204V58H205L206 55H203ZM207 56H208V55H207ZM211 56H212V55H211ZM243 56H244V55H243ZM252 56H253V55H252ZM10 57H11V59H10ZM19 57L21 58V57H23V55H22V56H19ZM26 57L29 58L28 55H27ZM37 57H38V56H37ZM45 57H46V56H45ZM135 57H136V56H135ZM141 57H143V56H141ZM141 57H139V60H140V59L142 60ZM150 57H151V56H150ZM152 57H153L152 59H154V61H152V62H150V63H153V62H154V63H156V67L160 66L161 64H158V65H157V61H155V60L158 59V57H156V55H155V57H154V55H153ZM181 57H180V58H181ZM185 57H186V56H185ZM185 57H183L182 59H184ZM187 57H188V56H187ZM198 57L200 58V56H198ZM201 57H202V56H201ZM212 57H213V56H212ZM212 57H211V58H212ZM233 57H234V56H233ZM23 58H24V57H23ZM23 58H21V59L23 60ZM35 58H36V57H35ZM40 58H41V57H40ZM40 58H39V59H40ZM80 58H81V57H80ZM90 58H91V57H90ZM102 58H103V56L101 57V60H102ZM133 58H134V57H133ZM136 58H137V57H136ZM156 58H157V59H156ZM159 58H160V57H159ZM161 58H160V59H161ZM192 58H193V56H192ZM199 58H198V59H199ZM207 58H209V57H207ZM207 58H205V59H207ZM254 58H255V57H254ZM26 59H27V58H26ZM41 59H42V58H41ZM137 59H138V58H137ZM149 59H151V58H149ZM160 59H158V62H159V63H160V61H159ZM165 59H166V57H165ZM167 59H168V56H167ZM186 59H188V58H186ZM193 59H195V61H196V57L193 58ZM237 59H238V58H237ZM14 60H15V61H14ZM24 60H25V58H24ZM32 60H33V59H32ZM82 60H83V59H82ZM99 60H100V59H99ZM99 60H97V61H99ZM135 60H136V59H135ZM180 60H181V59H180ZM191 60H192V59H191ZM202 60H203V59H202ZM212 60H213V59H212ZM241 60H242V59H241ZM250 60H253V58L250 59ZM40 61H41V60H40ZM54 61H55V60H54ZM88 61H89V59H88ZM90 61H91V59H90ZM148 61H149V60H148V58H147L146 62H148ZM171 61H172V59L169 60V63H170ZM185 61H186V60H185ZM195 61H194V62H195ZM204 61H205V60H204ZM209 61H210V60H209ZM245 61H246V60H245ZM254 61H255V60H254ZM52 62H53V61H52ZM92 62H94V60H93ZM142 62H143V60H142ZM146 62H145V63H146ZM163 62H162V63H163ZM173 62H174V64H175V61H173ZM198 62H199V61H198ZM210 62L213 64L212 61H210ZM231 62H232V61H231ZM86 63H87V62H86ZM89 63H90V62H89ZM110 63H111V62H110ZM125 63H126V62H125ZM125 63H121V67H122V64H124V66H125ZM150 63H149V64H150ZM164 63H165V62H164ZM164 63H163V64H164ZM169 63L167 62V63H165V64H169ZM171 63H172V62H171ZM196 63H197V62H196ZM196 63H195V64H196ZM205 63H206V62H205ZM211 63H210V64H211ZM225 63H226V62H225ZM225 63H224V64H225ZM243 63H244V62H243ZM22 64H23V65H22ZM28 64H30V60H29V62H28V60H27V64H26V65H28ZM31 64H32V63H31ZM31 64H30V66H31ZM94 64H95V63H94ZM113 64H114V63H113ZM140 64H141V63H140ZM149 64H148V65H149ZM177 64H178V63H177ZM202 64L204 65V63H202ZM206 64H207V63H206ZM216 64H217V63H216ZM228 64H229V63H228ZM252 64H253V63H252ZM259 64H260V63H259ZM262 64H263V63H262ZM39 65H41V64H39ZM84 65H85V64H84ZM84 65H83V66H84ZM88 65H89V64H88ZM119 65H120V64H119ZM126 65H127V64H126ZM153 65H154V64H153ZM153 65L150 66V67L152 68ZM178 65H179V64H178ZM182 65H183V64H182ZM220 65H222V64H220ZM237 65H238V64H237V63L235 64V60H234V64H233V62H232V66L230 67V71L232 70L233 73H234V69H235V68H239V67H241V66H239L240 64L238 65L239 67H237ZM32 66H33V65H32ZM32 66H31V68H32ZM37 66H38V65H37ZM48 66H49V65H48ZM51 66H52V65H51ZM51 66H49V67H51ZM114 66H115V65H114ZM189 66H191V64H189ZM198 66H199V65H197L196 68H198ZM201 66H202V65H201ZM208 66H209V65H208ZM225 66H226V65H225ZM229 66H230V65H229ZM26 67H27V66H26ZM38 67H39V66H38ZM49 67H48V68H49ZM88 67L90 68V66H88ZM103 67H104V65H103ZM150 67H149V68H150ZM160 67H161V66H160ZM163 67H166V66L163 65ZM177 67H179V66H177ZM183 67H184V65H183ZM202 67H203V66H202ZM202 67L200 68L201 70H202ZM226 67H227V66H226ZM19 68H20V69H19ZM34 68H35V67H34ZM52 68H53V67H51V69H52ZM89 68H88V70H89ZM104 68H105V67H104ZM104 68H103V69H104ZM122 68H124V67H122ZM151 68H150V69H151ZM169 68H170V67H169ZM242 68H243V67H242ZM242 68H241V69L239 68V70H238V69H235V70L241 71V73H242V70H244V68H248V66H247V67L244 66V68H243V69H242ZM249 68H250V66H249ZM36 69H37V68H36ZM38 69H39V68H38ZM38 69H37V70H38ZM66 69H67V68H66ZM99 69H100V68H99ZM164 69H165V68H164ZM164 69H163V70H164ZM166 69H168V68H166ZM179 69L182 70V68L180 67V68H178L176 71H178ZM191 69H192V68H191ZM191 69H190V70H191ZM206 69H208V67H206ZM210 69H211V67H210ZM222 69H223V68H222ZM224 69H225V68H224ZM113 70H114V69H113ZM130 70H131V69H130ZM151 70H152V69H151ZM171 70H172V69H171ZM218 70H220V71H217V73L219 74V72H221V69L219 68ZM248 70H249V69H248ZM18 71H19V73H21V74H19ZM31 71L33 72V69H31ZM38 71H39V70H38ZM70 71H71V70H70ZM90 71L93 72V70H90ZM90 71H89V73H91ZM100 71H101V70H97V72H99V74L101 75L102 72H100ZM102 71H103V70H102ZM104 71H105V69H104ZM140 71H141V70H140ZM169 71H170V70H168V71H166V72L164 71V72L167 73V72H169ZM185 71H186V75H187V70L185 69ZM185 71H184V72H185ZM197 71H198V69H197ZM225 71H226V70H225ZM228 71H229V70H228ZM230 71H229V72H230ZM34 72H35V70H34ZM43 72H42V73H43ZM51 72L59 73V75H60V73H61L60 70H58V72H57V70H53V69H52ZM72 72H73V71H72ZM94 72H95V74H96V70H95ZM94 72H93V73H94ZM141 72H142V71H141ZM145 72H146V71H145ZM154 72H155V71H154ZM173 72L175 73L174 69H173ZM179 72H180V71H179ZM179 72H178V73H179ZM202 72H203V70H202ZM202 72H201V73H202ZM236 72H237V71H236ZM251 72L253 73V71H251ZM37 73H38V72H37ZM45 73H43V74H45ZM56 73H55V74H56ZM84 73H85V72H84ZM148 73H149V72H148ZM165 73H164V74H165ZM170 73H171V72H170ZM188 73H189V72H188ZM193 73H194V72H193ZM198 73H199V72H198ZM201 73H200V75H201ZM203 73H204V72H203ZM206 73H207V72H206ZM208 73H210V72H208ZM211 73H212V70H211ZM237 73H239V72H237ZM34 74H35V73H34ZM99 74H98V75H99ZM126 74H127V73H126ZM157 74H158V73H157ZM157 74H155V75H157ZM160 74H161V72H160ZM184 74H185V73H184ZM231 74H232V72H231ZM52 75H53V74H52ZM61 75H62V74H61ZM96 75H97V74H96ZM155 75H153V76L155 77ZM161 75H162V74H161ZM168 75H169V74H168ZM179 75H180V74H179ZM190 75H191V74H190ZM222 75H223V74H222ZM248 75H249V74H248ZM248 75H247V76H248ZM53 76H54V75H53ZM57 76H58V74H57ZM62 76H63V75H62ZM62 76H59V77H62ZM131 76H132V75H131ZM135 76L137 77V75H135ZM163 76H164V75H163ZM163 76H160V77H162V79H163ZM175 76H176V75H175ZM187 76H189V75H187ZM207 76H209V75H207ZM210 76H211V75H210ZM223 76H225V75H223ZM240 76L242 77V75H240ZM247 76H246V77H247ZM41 77H42V79H43L44 81L41 79ZM55 77H56V75H55ZM59 77H56V78H58V79L55 78L54 81H55V82L58 81L57 83H60V82H59ZM63 77H64V81L67 82L66 84H67V85L70 84V82H69L68 80H66L67 78H66L65 76H63ZM63 77H62V78H63ZM143 77H144V76H143ZM202 77H203V75H202ZM234 77H235V76H234ZM52 78H53V77H52ZM52 78H51V79H52ZM88 78H90V77H88ZM95 78H97V77L94 76L93 79H95ZM122 78H123V77H122ZM144 78H145V77H144ZM146 78H147V77H146ZM149 78H150V77H149ZM155 78H156V77H155ZM158 78H159V77H158ZM172 78H173V77H172ZM175 78H176V77H175ZM177 78H178V77H177ZM205 78H206V77H205ZM205 78H204V80H205ZM60 79H61V78H60ZM81 79H82V78H81ZM90 79H92V78H90ZM90 79H89V80H90ZM99 79H100V78H99ZM186 79H187V78H186ZM189 79H190V77H189ZM250 79H252V78H250ZM253 79L255 80V78H253ZM40 80H41V81H40ZM52 80H53V79H52ZM52 80H51V81H52ZM56 80H57V81H56ZM61 80H62V79H61ZM83 80H84V79H83ZM83 80H82V81H83ZM146 80H147V79H146ZM164 80H165V79H164ZM191 80H192V78H191ZM233 80H234V79H233ZM82 81H81V82H82ZM87 81H88V80H86V82H87ZM91 81H92V80H91ZM95 81L97 82V80H95ZM140 81H141V80H140ZM142 81H143V80H142ZM155 81H156V80H155ZM160 81H163V80H160ZM171 81H172V80H171ZM189 81H190V80H189ZM218 81H219V83L223 82L222 80H218ZM220 81H221V82H220ZM224 81H225V80H224ZM247 81H249V78H248ZM263 81H264V80H263ZM55 82H54L53 84H57V83H55ZM62 82H63V81H62ZM68 82H69V83H68ZM96 82H95V83H96ZM122 82H123V81H122ZM125 82H126V81H125ZM130 82H131V80L129 81V83H130ZM169 82H170V81H169ZM173 82H174V81H173ZM182 82H183V81H182ZM184 82H185V81H184ZM227 82H228V81H227ZM239 82H240V81H239ZM239 82H238V83H239ZM253 82H254V81H253ZM253 82H252V80H250V81H249V84L251 83V86H252V84L255 85V86H257V85H256L257 83L254 82V83H255V84H254ZM76 83H77V82H76ZM137 83H138V82H137ZM145 83H147V82H145ZM156 83H158L157 85H159L160 82H159V81H158V82L156 81ZM164 83H165V82H163V84H164ZM179 83H180V82H179ZM188 83H189V82H188ZM214 83H215V82H214ZM260 83H262V81H260ZM263 83H264V82H263ZM40 84H41V85H40ZM121 84H122V83H121ZM133 84H134V83H133ZM173 84H174V83H173ZM175 84H176V83H175ZM190 84H191V82H190ZM203 84H204V83H203ZM224 84H225V82H224ZM224 84H223V85H224ZM243 84H244V83H243ZM243 84H241V86H242ZM60 85H61V84H60ZM92 85H93V84H92ZM105 85H106L105 87H107V84H105ZM109 85H110V84H109ZM135 85H136V84H134V86H135ZM171 85H172V84H171ZM197 85H198V84H197ZM212 85H213V84H212ZM212 85H211V86H212ZM229 85H230V84H229ZM260 85H261V84H260ZM46 86H47V85H46ZM68 86H69V85H68ZM128 86H129V85H128ZM130 86H131V84H130ZM130 86H129V87H130ZM149 86H150V85H149ZM155 86H156V85H155ZM155 86H154V82H153V86H151V87H153L154 91H156V90H155V89H156ZM164 86H165V85H164ZM168 86H169V85H168ZM172 86H173V85H172ZM176 86H177V85H176ZM182 86H184V85H182ZM182 86H179V87H182ZM188 86H189V85H188ZM190 86H191V85H190ZM198 86H199V85H198ZM214 86H215V84H214ZM219 86H221V85L219 84ZM244 86H245V85H244ZM258 86H259V84H258ZM57 87H58V85H57ZM109 87H110V86H109ZM142 87H143V86H142ZM147 87H148V86H147ZM159 87H160V86H159ZM184 87H185V86H184ZM194 87H195V86H193L192 88H194ZM209 87H210V86H209ZM261 87H262V86H261ZM53 88H55V86H54ZM53 88H52V89H53ZM58 88H61L62 90H65V89H66L65 87H64L65 89L63 88V85H62V87H58ZM102 88H104V87L102 86ZM117 88H118V87H117ZM122 88H123V87H122ZM211 88H212V87H211ZM215 88H216V87H215ZM215 88H213V90H214ZM231 88H233V87H231ZM237 88H238V87H237ZM252 88H253V87H252ZM252 88L250 87V89H252ZM46 89H47V87H46ZM49 89H50V88H49ZM68 89H69V88H68ZM104 89H105V88H104ZM104 89H102V91H103ZM130 89H131V88H130ZM143 89H144V88H143ZM143 89H142V90H143ZM153 89H152V90H153ZM158 89H159V88H158ZM171 89H172V88H171ZM174 89H175V88H174ZM187 89H188V88H187ZM207 89H208V88H207ZM216 89H217V88H216ZM219 89H220V88H219ZM221 89H222V88H221ZM250 89H249V90H250ZM259 89H260V87H259ZM262 89L264 90V87H262ZM262 89H261V90H262ZM29 90H30V91H29ZM41 90H42V89H41ZM50 90H51V89H50ZM50 90H49V92H50ZM54 90H55V89H54ZM58 90H59V89H56L55 92L58 91ZM62 90H61V91H62ZM72 90H73V89H72ZM77 90H79V89L77 88ZM97 90H98V89H97ZM133 90H134V89H133ZM136 90H137V89H136ZM139 90H140V89H139ZM183 90H184V89H183ZM183 90H181V91H183ZM231 90H232V89H231ZM234 90H236V89H234ZM240 90H241V89H240ZM254 90H256V89H254ZM37 91H36V92H37ZM46 91H47V90H46ZM61 91H59L60 94H61ZM66 91H67V90H66ZM79 91H80V90H79ZM93 91H94V90H93ZM106 91H107V89L105 90V92H106ZM108 91H109V90H108ZM113 91H115V90H113ZM113 91H112V95L114 96V94L116 95V93H113ZM175 91H176V90H175ZM181 91H180V92H181ZM193 91H194V90L192 89V92H191L190 96H188V97H190V98L192 99V102L194 103L196 100L193 101V98H192V93H193ZM197 91H198V89H197ZM219 91H220V90H219ZM241 91H242V90H241ZM247 91H248V89H247ZM251 91H252V90H251ZM256 91H257V90H256ZM116 92H118V91H116ZM120 92H121V91H120ZM147 92H148V91H147ZM151 92H152V91H151ZM151 92H150V93H147V94L152 95ZM171 92H172V91H171ZM189 92H190V91H189ZM195 92H196V91H195ZM214 92H217V91H214ZM248 92H249V91H248ZM257 92H258V91H257ZM261 92H263V91H261ZM44 93H45V92H44ZM53 93H54V92L50 93V94H52V95H50V94L47 93L46 96L49 97V95H50V96H51L50 98H52V100H53V99H54V98H53V97H54V96H53ZM63 93H64V92H63ZM81 93H82V92H81ZM84 93H85V92H84ZM98 93H99V92H98ZM100 93H101V92H100ZM107 93H108V92H107ZM131 93H132V92H131ZM140 93H141V92H140ZM157 93H158V92H157ZM160 93H161V91H160ZM162 93H163V92H162ZM164 93H165V92H164ZM178 93H179V91H178ZM186 93H187V92H186ZM206 93H207V92H206ZM211 93H213V92H211ZM225 93H226V92H225ZM242 93H243V92H242ZM249 93H250V92H249ZM259 93H260V91H259ZM57 94H58V92H57ZM86 94H87V92H86ZM101 94H102V93H101ZM119 94H120V93H119ZM119 94H117L118 97H121V94H120V95H119ZM125 94H126V93H125ZM153 94H155V92H154ZM169 94H170V92H169ZM171 94H172V93H171ZM180 94H181V93H180ZM208 94H209V92H208ZM257 94H258V93H257ZM54 95H55V94H54ZM97 95H98V94H97ZM117 95H116V96H117ZM139 95H140V94H139ZM162 95H163V94H162ZM177 95H178V94H177ZM186 95H187V94H186ZM200 95H201V94H200ZM253 95H254V94H253ZM260 95H261V94H260ZM34 96H35V97H34ZM42 96H43V95H42ZM52 96H53V97H52ZM58 96H59V94H58ZM58 96H56V99L58 98ZM78 96H79V95H78ZM92 96H93V95H92ZM92 96H91V97H92ZM103 96H104V95H102V96H101V95L98 96V98L95 99V101H96L95 104H97V102H98V105H99V100H100L99 97L102 98ZM105 96H106V97H110V95H108V96L105 95ZM105 96H104V97H105ZM141 96H142V95H141ZM152 96H153V95H152ZM152 96H151V99L153 100V97H154V96H153V97H152ZM175 96H176V95H175ZM180 96H182V95H180ZM207 96H208V95H207ZM258 96H259V95H258ZM258 96H257V97H258ZM64 97H66V93H65ZM69 97H70V96H69ZM84 97H85V96H84ZM89 97H90V96H89ZM93 97H94V96H93ZM93 97H92V99L95 98V97H94V98H93ZM104 97H103V98H104ZM122 97H123V96H122ZM122 97H121V98H122ZM127 97H128V96H127ZM155 97H158V96H155ZM155 97H154V98H155ZM167 97H168V96H167ZM208 97H209V96H208ZM208 97H207V98H208ZM212 97H213V96H212ZM231 97H232V96H231ZM245 97H247V95H246ZM253 97H254V96H253ZM253 97L251 98L252 100H253ZM259 97H260V96H259ZM259 97H258V98H259ZM263 97H264V95H263ZM263 97H262V98H263ZM67 98H68V97H67ZM103 98H102V100H103ZM110 98H112V97H110ZM110 98H109V101L112 100V105H113V103H114L117 99H119V98H115L116 100L113 102L114 98H113V99H110ZM121 98H120V99H121ZM142 98H143V97H142ZM144 98H145V96H144ZM149 98H150V97H149ZM161 98H163V97H161ZM171 98H172V97H171ZM186 98H187V96H186ZM186 98H184V99H186ZM198 98H199V97H198ZM200 98H201V97H200ZM77 99H78V98H77ZM81 99H83V98H81ZM86 99H87V98H86ZM86 99H85V100H84V99L82 100V104H83V101H84V103H85ZM88 99H89V98H88ZM120 99H119V100H120ZM151 99H150L149 101L146 100V102H147V103L150 102ZM155 99H156V98H155ZM155 99H154L153 101H155ZM184 99H183V100H184ZM191 99H189V100H191ZM211 99H212V98H211ZM254 99H255V98H254ZM259 99H260V98H259ZM52 100H51V102H52ZM105 100H106V99H105ZM119 100H118V101H119ZM187 100H188V99H187ZM187 100H186V101H187ZM199 100H200V99H199ZM256 100H258V99H256ZM260 100H261V99H260ZM48 101H49V99H47V102H48ZM55 101H56V100H55ZM55 101H54V103H55ZM71 101H72V100H71ZM88 101H89V103H88V102H86V103H87V105H88V104L90 105V104H91L90 102H91L92 100L90 99V100H88ZM103 101H104V100H103ZM107 101H108V99H107ZM135 101H136V100H135ZM156 101H158V100H156ZM179 101H181L180 98H179ZM186 101H185V103H186ZM203 101H204V100H203ZM207 101L210 102V101H212V100H208V99H207ZM224 101H225V100H224ZM253 101L255 102V100H253ZM253 101H252V102H253ZM263 101H264V99H263ZM72 102H73V101H72ZM116 102H117V101H116ZM146 102H145V103L143 102L144 105H146ZM189 102H190V101H189ZM197 102H198V100H197ZM201 102H202V101H201ZM201 102L199 101V103H201ZM204 102H205V101H204ZM204 102H203V103H204ZM225 102H226V101H225ZM225 102H224V103H225ZM250 102H251V101H250ZM252 102H251V103H252ZM48 103H50V102H48ZM48 103H46V105H47ZM56 103H57V102H56ZM73 103H74V102H73ZM86 103H85V104H86ZM103 103H104V102H103ZM106 103H107V102L105 101L104 104H106ZM109 103L111 104V102H109ZM133 103H135V105L138 103V104H139V105H138L139 107L141 106L140 104H143V103H141V102H137V101H136V102H133ZM150 103H151V102H150ZM150 103H149V104H150ZM153 103H154V102H153ZM187 103H188V102H187ZM187 103H186V104H187ZM195 103H196V102H195ZM195 103H194V104H195ZM210 103H211V102H210ZM214 103H217V102H214ZM257 103H260V102H257ZM51 104H52V103H51ZM95 104H94V106H96ZM107 104H108V103H107ZM114 104H115V103H114ZM168 104H169V103H168ZM181 104H182V103H181ZM188 104H189V103H188ZM190 104H191V103H190ZM225 104H227V103H225ZM240 104H241V103H240ZM55 105H56V104H55ZM87 105H86V106H87ZM98 105H97V106H98ZM133 105H134V104H133ZM135 105H134V106H135ZM184 105H185V104H184ZM191 105H192V104H191ZM201 105H202V103H201ZM212 105H213V104H212ZM235 105H236V104H235ZM41 106H42V105H41ZM60 106H61V105H60ZM100 106L102 107V104H100ZM110 106H111V105H110ZM110 106H107V108L110 107ZM136 106H137V105H136ZM148 106H149V105H148ZM153 106H154V105H153ZM185 106H186V105H185ZM194 106H195V105H194ZM208 106H209V105H208ZM231 106H232V105H231ZM231 106H230V107H231ZM241 106H242V105H241ZM243 106H244V105H243ZM245 106H246V105H245ZM253 106L255 107V105H253ZM257 106H258V104H257ZM257 106H256V107H257ZM44 107H45V106H44ZM52 107H54V104H53ZM52 107H51V109H52ZM55 107H56V106H55ZM69 107H70V106H69ZM139 107H138V108H139ZM145 107L147 108V105L144 106L143 109H142V108H140V109L137 108V110L133 111V114H134L136 111H137V112H140V110H141V111L144 110ZM159 107H160V105H159ZM170 107H171V106H170ZM174 107H175V106H174ZM183 107H184V106H183ZM201 107H202V106H201ZM213 107H215V105H214ZM213 107H212V108H213ZM222 107H223V106H222ZM232 107H233V106H232ZM256 107H255V108H256ZM258 107H259V106H258ZM263 107H264V103H263ZM57 108H58V107H57ZM93 108H94V107H93ZM103 108H105V106H104ZM103 108H101V109H103ZM150 108H151V107H150ZM152 108H153V107H152ZM160 108H162V107H160ZM198 108H199V107H198ZM247 108H248V106H247ZM250 108H251V107H250ZM259 108H260V107H259ZM259 108H258V109H259ZM78 109H79V108H78ZM99 109H100V108H99ZM101 109L98 110V111H99L100 113H101V112H104V111H101ZM105 109H106V108H105ZM147 109L149 110V108H147ZM147 109H145V110H146L145 112L148 113V110H147ZM179 109H180V108H179ZM182 109L184 110V108H182ZM185 109H186V108H185ZM196 109H197V108H196ZM202 109H203V108H202ZM205 109H206V108H205ZM235 109H236V108H235ZM251 109H252V108H251ZM68 110H69V109H68ZM83 110H85V108H83ZM103 110H104V109H103ZM106 110H107V109H106ZM108 110H109V108H108ZM108 110H107V111H108ZM166 110H167V109H166ZM172 110H174V108H173ZM186 110H187V109H186ZM203 110H204V109H203ZM203 110H202V111H203ZM207 110H208V109H207ZM209 110H210V108H209ZM222 110H224V108H222ZM238 110H239V109H238ZM243 110H244V109H243ZM245 110H247V109H245ZM50 111H51V110H50ZM78 111H79V110H78ZM96 111H97V108H96L95 112H96ZM107 111L104 112V113H107ZM151 111H152V110H151ZM154 111H155V110H154ZM157 111H158V110H157ZM175 111H176V110H175ZM175 111H174V113H175ZM177 111H178L179 113L182 112L181 110H180V111L177 110ZM189 111H191V110L189 109ZM196 111H197V110H196ZM198 111H200V109H198ZM202 111H201V112H202ZM211 111H213V110H211ZM211 111H210V112H211ZM214 111H216L215 108H214ZM236 111H237V110H236ZM257 111H258V110H257ZM262 111H263V110H262ZM82 112H83V111H82ZM87 112H89V115H90V113H91L90 118H88V120H89V119L92 120L93 117H95V119H97L98 117L101 118V115H103V114L101 113V115H99L98 117H96V114H95V113H94V115H92V113H93L92 110L87 111ZM137 112H136V114H137ZM145 112H144V113L140 112V113H138V115H140L141 113L147 115V113H145ZM201 112H200V113H201ZM216 112H217V111H216ZM259 112H260V110H259ZM96 113H97V112H96ZM152 113H153V112H152ZM161 113H162V111H161ZM161 113H159V114H161ZM172 113H173V111H172ZM185 113H187V112H185ZM206 113H208V111L205 112V113H203L204 115L202 114V115L204 116V118H205ZM211 113H212L211 115H213V112H211ZM219 113H220V111H219ZM219 113H218V114H219ZM229 113H230V112H229ZM239 113H240V112H239ZM250 113H251V112H250ZM260 113H261V112H260ZM263 113H264V112H263ZM42 114H43V113H42ZM47 114H48V112H47ZM63 114H64V113H63ZM67 114H68V113H67ZM74 114H75V112H74ZM97 114H99V113H97ZM130 114H132V113H130ZM130 114H129V115H130ZM136 114H135V115H136ZM149 114H151V113H149ZM159 114H158V115H159ZM164 114H166V113H164ZM175 114H176V113H175ZM175 114H174V115H175ZM183 114H184V113H183ZM183 114H182V115H183ZM189 114H190V113H189ZM196 114H197V113H196ZM226 114H227V113L225 112L224 115H226ZM255 114H256V113H255ZM51 115H53V114H51ZM58 115H59V114H58ZM68 115H69V114H68ZM72 115H73V114H72ZM79 115H80V114H79ZM104 115H105V114H104ZM104 115H103V116H104ZM135 115H132L131 118H133ZM145 115H144V116H145ZM155 115H157V114H155ZM197 115H198V114H197ZM211 115H210V116H211ZM220 115L223 116V113H221ZM230 115H232V114H230ZM252 115H254V114H252ZM263 115H264V114H263ZM263 115L260 114V118H259L260 120H261V116H262V118L264 119ZM92 116H93V117H92ZM136 116H137V115H136ZM177 116H178V119H179V118H180V119L183 118V117H182V118L179 117L178 114H177ZM180 116H181V114H180ZM198 116H199V115H198ZM240 116H241V115H240ZM51 117H52V116H51ZM138 117H139V116H138ZM140 117H143V115L140 116ZM152 117H153V116H152ZM152 117H151V118H152ZM163 117H164V116H163ZM218 117H219V116H218ZM232 117H233V116H232ZM234 117H235V116H234ZM244 117H245V116H244ZM258 117H259V116H258ZM38 118H39V117H38ZM73 118H74V117H73ZM78 118H79V117H78ZM136 118H137V117H136ZM136 118L134 117V120H137V121H139V120H142V121L146 120V119H144V118H146V117H144L143 119H142V118H140V119L137 118V119H136ZM147 118H148V117H147ZM151 118H150V120H151ZM172 118H173V114H172ZM189 118H190V117H189ZM196 118H198V117L196 116ZM212 118H213V117H212ZM212 118L209 117L210 121L212 120ZM222 118H223V117H222ZM236 118H238V116H236ZM236 118H234V119H236ZM253 118H254V116H253ZM253 118H250V119H253ZM34 119H33V120H34ZM40 119H42V118L40 117ZM138 119H139V120H138ZM152 119H154V118H152ZM201 119H202V116H200V120L197 119L198 122L203 121V120H201ZM205 119H206V118H205ZM240 119H241V117H240ZM240 119H239V120H240ZM244 119H245V118H244ZM263 119H262L261 122H263ZM38 120H39V119H38ZM64 120H66V119H64ZM129 120L131 121V119H129ZM134 120H132V121L135 123L136 121H134ZM150 120H149V118L147 119V121H150ZM165 120H167V119H165ZM174 120H175V119L173 118V121H174ZM187 120H188V118H187ZM194 120H196V119H194ZM217 120H218V119H217ZM217 120H216V121H217ZM242 120H243V119H242ZM255 120H256V119L254 118V121H255ZM260 120H257V121L254 122V123H253L252 120H251L250 122H252V123H248V124H250V125H253V124H254L255 126H257L258 124H261V122H259V123L257 124V122L260 121ZM97 121H98V120H97ZM151 121L153 122V120H151ZM179 121H181V120H179ZM179 121H178V122H179ZM182 121H183V120H182ZM191 121H193V120H191ZM234 121H235V124L238 125V124L236 123L237 120H234ZM41 122H42V121H41ZM62 122H63V121H62ZM68 122H69V120H68ZM74 122H75V121H74ZM139 122H140V121H139ZM171 122H172V121H170V123H171ZM174 122L176 123V122H177V119H176V121H174ZM178 122H177V123H178ZM187 122H188V121L185 122V125H186ZM193 122H195V121H193ZM193 122H191V125H193V124H192ZM198 122H197V123H198ZM244 122H245V121H244ZM246 122H249V121H246ZM51 123H52V122H51ZM98 123H99V121H98ZM153 123H154V122H153ZM179 123H180V124H178V127H179L181 124H182V125H181L182 127L184 126V123H181V122H179ZM189 123H190V122H188V125H189ZM195 123H196V122H195ZM238 123L240 124L239 121H238ZM255 123H256V124H255ZM263 123H264V122H263ZM35 124H36V123H35ZM93 124H94V123H93ZM93 124H92V125H93ZM103 124H105V123H103ZM148 124H149V123H148ZM150 124H151V123H150ZM159 124H161V122H160ZM171 124H172V123H171ZM171 124H170V125H171ZM246 124H247V123H244V125H246ZM248 124H247V125H248ZM32 125H33V124H32ZM69 125H71V123H70ZM69 125H68V126H69ZM96 125H97V124H96ZM155 125H156V124H155ZM196 125H197V124H196ZM242 125H243V123H242ZM242 125H239V126H242ZM8 126H9V124H8ZM23 126H24V127H23ZM41 126H42V125H41ZM77 126H78V125H77ZM87 126H88V125H87ZM143 126H144V125H143ZM161 126H164V124L161 125ZM167 126H168V128H169V124H168ZM167 126H166V129H167ZM261 126H262V125H261ZM6 127H7V126H6ZM11 127H10V128H11ZM22 127H23V128H22ZM31 127H32V126H31ZM53 127H54V126H52L51 124L48 125V128L46 129V132H47V133L42 132V133L40 134V135H41V138H44V137H45L46 141H48L47 138H50V137L53 135V134L51 135L52 130H53V129H52ZM57 127H58V126H57ZM63 127H64V126H63ZM98 127H99V129H98L97 127H94V128H97L98 130H100V127H101V126H98ZM124 127H125L124 129L127 130V129H126L127 127H126L125 125H124ZM145 127H147V129L149 128L148 125H146ZM156 127H158V126H156ZM170 127H171V128H169V129H172V128H173L172 126H170ZM194 127L196 128V126H194ZM194 127H192L191 130H189V131H192V129H195ZM249 127H250V126H249ZM251 127H252V126H251ZM2 128H4V129H2ZM24 128H26V130H25L26 132L24 131ZM38 128H39V127H38ZM139 128H141V127H139ZM162 128H164V129H163L164 131H167V130H168V129L166 130L165 127H162ZM162 128L160 129L161 131H162ZM174 128H175V127H174ZM189 128H190V127H189ZM189 128H188V129H189ZM244 128H245V127H244ZM255 128H256V127H255ZM31 129H32V128H31ZM33 129H35V127H33ZM33 129H32V130H33ZM147 129H146V130H147ZM149 129H151V131L153 132V133L151 134L150 131L147 130V131H148V137L150 138V140H151V138H152V139L156 138V136L158 135V134H157V131H160V130H157V129H159V128L155 129V131L157 130L156 133H155V131H153L154 129L152 130V126H150ZM177 129H178V128H177ZM180 129H181V128H179V130H180ZM220 129H222V128L220 127ZM228 129H229V128H228ZM234 129H237V128H234ZM249 129H250V128H249ZM47 130H48L49 132H48ZM93 130H94V129H93ZM93 130H92V131H93ZM128 130H129V128H128ZM137 130H139V131L141 130V131H142V128H141V129H138V128H137ZM143 130H144V129H143ZM35 131H36V130H35ZM172 131L174 132V129H172ZM176 131H177V130H176ZM181 131H182V129H181ZM189 131L187 130L188 134H189ZM193 131H194V130H193ZM193 131H192V132H193ZM233 131H234V130H233ZM32 132H33V133H32ZM36 132H37V131H36ZM89 132H91L90 129H89V131H88L86 134H88ZM94 132H95V130H94ZM137 132H138V131H137ZM137 132H136V133H137ZM142 132H143V131H142ZM142 132H141V134H142ZM177 132H178V131H177ZM182 132H183V131H182ZM192 132H190V133H192ZM194 132H196V130H195ZM205 132L207 133L208 131H205ZM53 133L55 134L54 131H53ZM69 133H71V132H69ZM78 133H79V132H78ZM92 133H93V132H92ZM138 133H139V134H138ZM138 133H137V135H138L137 137L140 136V132H138ZM145 133H146V131L144 130V133L142 134V136H143ZM154 133H155V137H154V135H153ZM159 133H160V132H159ZM183 133H184V132H183ZM183 133H181L180 135L183 136V137H185V135H183ZM233 133H234V132H233ZM244 133H245V132H244ZM5 134H6V133H5ZM5 134H3V135H5ZM149 134H150V136H149ZM170 134L172 135V133H170ZM178 134H179V133H178ZM184 134H185V133H184ZM49 135H51V136H49ZM88 135H90V134H88ZM151 135H152L153 137H152ZM167 135H168V134H167ZM189 135H190V134H189ZM231 135H232V134H231ZM244 135H245V134H244ZM23 136H25V135H23ZM28 136H29V135H28ZM28 136H27V137H28ZM42 136H43V137H42ZM64 136H65V135H64ZM134 136H135V135H134ZM134 136H133L131 139L134 138L135 142L133 141V143H131V139H130V141H129L131 145L136 143V136H135V137H134ZM145 136H146V135H145ZM165 136H166V135H165ZM165 136H164V138H162V142H165V141H164ZM173 136H174V135H173ZM176 136L179 137L178 135H176ZM176 136H175V137H176ZM181 136H180V137H181ZM245 136H246L247 139H251V140H253V141L255 142V144H256V143L259 142L260 139H263V140H264V127L262 128V130H261L260 132L253 131V132H250V133L246 134ZM16 137H17V136H16ZM21 137H22V136H21ZM67 137H68V136H67ZM84 137H85V135H84ZM119 137H120V136H119ZM206 137H207V136H205V138H206ZM231 137H232V138H231ZM41 138H40V139H41ZM85 138H86V137H85ZM87 138H88V137H87ZM116 138H117V137H115L114 141H116ZM140 138L143 139V137H140ZM149 138L144 137V140H145V139H146V140H147V139L149 140ZM169 138H172V137L169 136ZM169 138H166V139H167V140H166V141H167L166 143H168V141H169V143H171L170 141H172V140L174 139V138H173L172 140H168ZM187 138H191V137L187 135ZM195 138H196V137H195ZM220 138H221V137H220ZM220 138H219V139H220ZM235 138H236L237 140H240L238 137H235L234 135H233V136H230V140H231L232 142H233V141H234V142L237 141ZM36 139H37V138H36ZM70 139H71V138H70ZM117 139H118V138H117ZM160 139H161V138L158 139L159 145L162 144V143H160L161 141H159ZM182 139H183V138H182ZM211 139H212V138H211ZM219 139H217V141H218ZM222 139H223V138H222ZM226 139H227V138L225 137V140H226ZM233 139H235V140H233ZM79 140H80V139H79ZM82 140H83V139H82ZM119 140H120V138L118 139V141H119ZM156 140H157V139H156ZM175 140H176V139H175ZM180 140H181V139H180ZM183 140H185V139H183ZM186 140H187V139H186ZM190 140H192V138H191ZM220 140H221V139H220ZM225 140H224V141H225ZM263 140H262V143L264 142ZM111 141H112V140L110 139L109 142H111ZM114 141H113V142H114ZM118 141L116 142L117 144H118ZM137 141H138V142H137V144H138L140 141H139V139H138ZM152 141L155 142V144H154V142H152V144H154V146L156 145V143H158L157 141H155V139L152 140ZM178 141H179V140H176L175 142L172 141V143L178 144V143L181 142V141H179V142H178ZM192 141H193V140H192ZM194 141H195V140H194ZM197 141H198V140H197ZM213 141H216V137H215V140H212V143H213ZM62 142H63V140H62ZM78 142H79V141H78ZM80 142H81V141H80ZM113 142H111V144H110V143H109V144L112 145V144H114ZM177 142H178V143H177ZM182 142H183V141H182ZM187 142H189V140H188ZM210 142H211V141H210ZM222 142H223V140H222ZM260 142H261V141H260ZM121 143H122V142H121ZM148 143H150V142H148ZM169 143H168V145H169ZM184 143H185V142H184ZM189 143H190V142H189ZM189 143H188V144H189ZM191 143H192V142H191ZM191 143H190V144H191ZM194 143H195V142H194ZM204 143H205V142H204ZM40 144H41V143H40ZM103 144H104V143H103ZM103 144H102V145H103ZM107 144H108V141H107ZM107 144H105V146H106ZM130 144L128 145V146H129V150L131 149V147L134 148L135 146H138V145H132V146H131ZM140 144H141V143H140ZM140 144H139V145H140ZM144 144H145V145H144ZM144 144L142 143V145H140V147L143 146V147L145 148L147 143H144ZM152 144H151V145H152ZM181 144H182V143H181ZM200 144H201V142H200ZM200 144H198V145H200ZM207 144H208V143H207ZM207 144H206V145H207ZM209 144L211 145V143H209ZM214 144H215V142H214ZM228 144H229V147H230L231 144H230L229 141H228ZM239 144H240V143H239ZM239 144H238V145H239ZM255 144L253 145V144L251 143L252 148L257 152L256 154H258V155L260 154V156H258V157H259L258 160H260L261 154H262V152H263L264 149H261L262 147H261V145H260V143H259L258 145H260V148H259L258 151L262 150L261 153H259V152L257 151V148H258V147H256L257 144H256V145H255ZM4 145H5V144H4ZM118 145H119V144H118ZM120 145H121V144H120ZM147 145H148V147H146L147 149H146V148H145V149H144V148L142 149V148H140L139 146H138V147H139L140 149H142V151H145V150H148L149 148L151 149V147H154L153 145H152V146L150 145L151 147H149V144H147ZM159 145H158V146H159ZM163 145H165V143H163ZM163 145H161L160 147H162ZM168 145L166 144L167 147H168ZM172 145H173V144H172ZM182 145L185 147L186 144H185V145L182 144ZM182 145H181V146H182ZM206 145H205V146H206ZM218 145H219V144H217V146H218ZM220 145H221V144H220ZM225 145H227V144H225ZM240 145H241V144H240ZM251 145H250V148L247 147V145H246V146L244 145V146L247 147V148H245L244 146H242V147H241L242 149H243V147L245 148V149H243L244 151H242V152L240 151V150H242V149L239 150L240 153L243 154V156H244L245 158H247V156H246L245 154L248 153V152H247L248 149H252V148H251ZM35 146H37V144H36ZM57 146H58V145H57ZM66 146H67V145H66ZM105 146H104V147H105ZM126 146H127V145H126ZM126 146H125V148H127ZM130 146H131V147H130ZM166 146H165V147H166ZM201 146H202V144H201ZM208 146H209V145H208ZM214 146H215V145H214ZM234 146H235V144H234L233 146L231 145V147H233V148H234ZM253 146H254V147H253ZM48 147H49V146H48ZM48 147H47V149L50 150V147H49V148H48ZM88 147H89V146H88ZM99 147H100V146H99ZM104 147H102V149H103ZM106 147H107V146H106ZM138 147H135V149L138 148ZM156 147H157V146H156ZM171 147H172V146H171ZM189 147H190V149H191V146H189ZM189 147H188V148H189ZM193 147H194V145H193ZM202 147H203V146H202ZM221 147H222V146H221ZM223 147H224V148H222V149L220 148L221 151H222L223 149H224V151H225V147H226V146L223 145ZM229 147H228V148H229ZM263 147H264V143H263ZM2 148H3V147H2ZM30 148H31V147H30ZM52 148H54V147L52 146ZM107 148L110 149V150H111V148L113 149V147H111V146H110V147H107ZM157 148H158V147H157ZM169 148H170V145H169ZM169 148H168V149H169ZM172 148H173V147H172ZM185 148H186V147H185ZM210 148H211V147H210ZM217 148H218V147H217ZM217 148H213V150H212V148H211V150L213 151V153H212L211 150H210V151H211L210 153H212V155L215 154L214 152H216V151H214V150H216ZM42 149H43V148H42ZM47 149H46V152H47ZM65 149H66V148H65ZM99 149H100V148H99ZM104 149H106V148H104ZM119 149H120V148H119ZM150 149H149V150H150ZM162 149H163V147H162ZM178 149H180V147H178ZM178 149H177V150H178ZM234 149L236 150L237 148H234ZM234 149H232V148H231V149H227V147H226V152H229V154H230V152H231L232 150H234ZM57 150H58V149H57ZM59 150H60V149H59ZM59 150H58V152H60ZM63 150H64V148H63ZM63 150H61V152H62ZM137 150H138V149H137ZM137 150H136V151H137ZM157 150H158V149H157ZM164 150H165V149H164ZM183 150H184V148H183ZM192 150H193V149H192ZM201 150H202V149H201ZM227 150H228V151H227ZM229 150H231V151H229ZM246 150H247V151H246ZM52 151H54V149H52ZM70 151H71V150H70ZM73 151H74V149L72 150V152H73ZM76 151H77V150H76ZM113 151H114V149H113ZM121 151H122V149H121ZM124 151H125V149H124ZM127 151H128V148H127ZM134 151H135V150H134ZM134 151H133V152H134ZM154 151H155V150H154ZM166 151H167V150H166ZM187 151L189 152V151H191V150H188V149H187ZM218 151H219V150H218ZM224 151H223V152H224ZM236 151H238V149H237ZM236 151H233V153L236 152ZM239 151H238V152H239ZM250 151H253V150H249V152H250ZM49 152H51V151H49ZM56 152H57V151H56ZM72 152H70V153H72ZM96 152H97V151H96ZM104 152H107V154L109 153V151H106V150H105ZM122 152H123V151H122ZM128 152H129V151H128ZM130 152H132V151H130ZM138 152H139V151H138ZM138 152H136V153H138ZM140 152H141V150H140ZM147 152H148V151H147ZM171 152H172V151H171ZM182 152H183V151H182ZM192 152H193V151H192ZM245 152H246V153H245ZM70 153H69V154H70ZM101 153H102V152H100V155H101ZM110 153H111V152H110ZM110 153H109V154H110ZM115 153L117 154V153H121V152L118 151V152H115ZM115 153H113V154L116 155ZM136 153H135V154H136ZM173 153H174V152H173ZM183 153H185V151H184ZM197 153H198V152H197ZM219 153H220V152H219ZM240 153H239V154H240ZM252 153H253V155H254V152H252ZM252 153L250 152V154H248V157H249V155H251ZM34 154H36V152H35ZM42 154L44 155V153H42ZM42 154H41V156H42ZM45 154H47V153H45ZM54 154H56V153H52V155H54ZM62 154H63V153H62ZM62 154H61V155H62ZM66 154H67V153H66ZM79 154H80V153H79ZM90 154H92V152L89 153V157L91 156ZM97 154H98V153H97ZM102 154H103V153H102ZM113 154H112V155H113ZM121 154H122V153H121ZM216 154H217V153H216ZM236 154H237V155H236ZM236 154H235V155H232L233 157H232L231 155H230L229 157L227 156L226 158H228V159L230 158V159L227 160V159L225 158V161H226V160H227V161L233 160V161H232L233 164H232V163H231V164H232V166H234V165L236 164V162L238 161V159H239L238 157L240 156L238 153H236ZM16 155H17V154H16ZM48 155H51V153L48 154ZM56 155H57V154H56ZM59 155H60V154H59ZM72 155H73V154H72ZM95 155H96V154H95ZM95 155H94V156H95ZM103 155H104V154H103ZM110 155H111V154H110ZM110 155H109V157H110ZM114 155H113V156H114ZM122 155H123V154H122ZM132 155H133V154H132ZM137 155H138V154H137ZM190 155H191V154H190ZM238 155H239V156H238ZM262 155H264V154H262ZM36 156H37V155H36ZM46 156H47V155H46ZM54 156H55V155H54ZM66 156L68 157L69 155H66ZM66 156H64V157H66ZM75 156H76V155H75ZM113 156H112V157H113ZM192 156H194V155H192ZM203 156H204V155H203ZM205 156H206V157H207V156L209 157V156H211V155L205 153ZM205 156H204V158H205ZM213 156H215V155H213ZM219 156H220V155H219ZM222 156H223V155H222ZM236 156H238L237 159L234 158V157H236ZM243 156H242V157H243ZM50 157H51V156H50ZM50 157L47 156V159L50 158ZM52 157H53V156H52ZM60 157H61V156H60ZM62 157H63V156H62ZM64 157H63V159H64ZM83 157H85V158H84V161H85L86 157L88 158V156H83ZM83 157H82V158H83ZM91 157H93V156H91ZM91 157H90V158H91ZM98 157H99V156H98ZM155 157H156V156H155ZM208 157L205 158V159L208 160ZM242 157H241V158H242ZM35 158H36V157H35ZM37 158H38V156H37ZM42 158H43V157H42ZM56 158L59 160V157H57V156L53 157L52 159L50 158V159H51V160H55ZM70 158H71V157H70ZM76 158H77V157H76ZM76 158H75V159L72 158V159H74V162H75V160H77ZM78 158H79V157H78ZM90 158H89V160H88V159H87V160H88V161H91ZM99 158H100V157H99ZM99 158H98V159H99ZM118 158H119V157H118ZM122 158H123V157H122ZM122 158H121V159H122ZM133 158H134V157H133ZM152 158H153V157H152ZM152 158H151V159H152ZM157 158H158V157H157ZM184 158H185V157H184ZM201 158H202V157H201ZM213 158L215 159V157H213ZM216 158H217V155H216ZM221 158H222V157H221ZM233 158L236 160V162H235V160H234ZM261 158H262V157H261ZM263 158H264V157H263ZM38 159H41V158L39 157ZM38 159H37V160H38ZM43 159H44V158H43ZM43 159H42V160H43ZM60 159H61V158H60ZM63 159H62V161L60 160V163L63 162ZM72 159H71V162H73ZM79 159H80V158H79ZM91 159H93V161H94V158H91ZM102 159H103V156H102ZM102 159H101V160H102ZM109 159H110V158H109ZM109 159H108V160H109ZM160 159H161V161H163L164 156H163V159H162L161 157H160ZM160 159H159V160H160ZM169 159H170V158H169ZM179 159H181V158H179ZM182 159H183V158H182ZM186 159L189 160L188 158H186ZM193 159H194V157H193ZM202 159H203V158H202ZM214 159H211V158H210V160H214ZM34 160H35V159H34ZM44 160H45V159H44ZM51 160H50V161H51ZM125 160H126V159H125ZM159 160L157 159V161H159ZM244 160H245V159H244ZM248 160H249V158L247 159V161H248ZM258 160H256V164H257V161H258ZM262 160H263V159H261V161H262ZM46 161H47V160H46ZM50 161H49V159H48L47 162L50 163V165H51V162H50ZM56 161H57V160H56ZM56 161H55V162H56ZM64 161H65V159H64ZM69 161H70V159H69ZM77 161H79V160H77ZM98 161H99V160H98ZM110 161H111V160H110ZM138 161H139V160H138ZM170 161H172V160H170ZM178 161H179V160H178ZM190 161L192 162V164H193V162H195V160L192 161L191 159H190ZM190 161H189V162H190ZM199 161H200V160H199ZM208 161H209V160H208ZM223 161H224V160H223ZM223 161H222V162H223ZM240 161H241V160H240ZM240 161H239V162H240ZM251 161L254 162V164H255V160H251ZM261 161H258V164H259V162H261ZM36 162H37V161H36ZM36 162H35V163H36ZM52 162H53V161H52ZM82 162H83V161H82ZM101 162H102V161H101ZM112 162H113V161H112ZM120 162H121V161H120ZM124 162H125V161H124ZM124 162H123V163H124ZM127 162H128V161H127ZM142 162H143V160H142ZM142 162H141V165H143V163H144V162H143V163H142ZM172 162H173V161H172ZM200 162H201V161H200ZM204 162H205V161H203V163H204ZM209 162H211V161H209ZM234 162H235V164H234ZM35 163H34V165H33V163H32V165L34 166V168H35ZM43 163H44V162H43ZM60 163H59V165H60ZM67 163L69 164L70 162H67ZM67 163H66V161H65L63 164L65 165V164H67ZM87 163L89 164V162H87ZM87 163H86V164H87ZM90 163H92V162H90ZM99 163H100V161H99ZM103 163H104V160H103ZM115 163H117V162H115ZM130 163H131V162H130ZM133 163H134V162H133ZM137 163H139V162H137ZM154 163L156 164L155 160H154ZM154 163H153V164H154ZM158 163H159V162H158ZM168 163H169V162H168ZM170 163H171V162H170ZM196 163H197V162H196ZM196 163H194L193 167H194V166L196 167L197 165H198V166L201 165V163H199V162H198L197 165H195ZM207 163H208V162H207ZM261 163H263V162H261ZM36 164H37V163H36ZM45 164H46V163H45ZM52 164H54V163H52ZM72 164H73V163H72ZM76 164H77V163H76ZM84 164H85V162H84ZM86 164H85V165H86ZM88 164H87L86 168L88 167ZM93 164H94V162H93ZM101 164H102V163H101ZM124 164H126V163H124ZM177 164H178V163H177ZM192 164H190V165H188V166L191 167ZM240 164H242V163H240ZM248 164H249V163H248ZM252 164H253V163H252ZM252 164H251V165H252ZM256 164H255V165H256ZM57 165H58V164H57ZM69 165H70V164H69ZM81 165L83 166V164H81ZM81 165H80V166H81ZM107 165H108V164H107ZM117 165H118V163H117ZM133 165H134V164H133ZM137 165H138V164H137ZM144 165H145V164H144ZM144 165H143V166H144ZM150 165H151V164H150ZM166 165H167V163H166ZM170 165H172V167H173V164H170ZM170 165H169V167H171ZM183 165H184L185 167H188V166H186L185 163H184ZM217 165H218V164H217ZM260 165H261V164H259V166H260ZM33 166H32V167H33ZM43 166H44V165H43ZM43 166H40V167H43ZM47 166H48V165H47ZM53 166H54V165H53ZM60 166L62 167V165H60ZM67 166H68V165H67ZM75 166H76V165H74V167H75ZM80 166L78 167V169L80 168ZM90 166H91V164H90ZM94 166H95V165H93V167H94ZM110 166H111V165H110ZM112 166H113V165H112ZM118 166H119V165H118ZM122 166H123V165H122ZM174 166H175V164H174ZM177 166H178V165H177ZM179 166H182V165H179ZM179 166H178V168H180ZM202 166H203V165H202ZM219 166H220V165H219ZM219 166H218V167H219ZM224 166H226V165H224ZM241 166H242V165H241ZM257 166H258V165H257ZM259 166H258V168H259ZM261 166H262V167H261ZM261 166H260V167L262 168V170H261V168L258 169V170L260 171V173H256V170H255V173H256V174H260L259 176L257 175V176H258V177H257L258 179H260L259 177L262 176V182H261V181H260V182H259V181H256V182L261 183L260 185H262V187H263V188H261V189H262V192H261V189L257 186V187L259 188L260 192H261V193L259 192L260 197H257V198H258V202H255V203H254V201H257V200H255V199H256V198H255V197H256L255 195H257V194H256V191L258 192V190H255V194H253L254 191H251V189H250L249 191L252 192V194H250V192H248V193L246 194L247 198L249 199V201H248L249 204H250V203L252 204V205L250 204L251 206L254 207V205H255V207H256V205L258 204L257 207H256V209H255V207H254V208L252 207V208H253L252 210H256V211L253 213L252 210L249 209V208H251V207H250V205L248 204L247 201H246L247 203H246V202H243V203L248 204V205H246V206L243 205V204L241 205L242 208L244 209V212H245V210H246V207L248 206V208H247V210H246V212H245L246 214L242 211V212L245 214V216H243V220L245 219V222H243V221L240 222V223H243V224H242V225H243V226H242V229L244 228V229H243V230H244V233H242L243 238H242L241 234H240L239 236H237V237H241V238H239V240L242 239L241 242H240V244H239V240H238V238H237L238 243H237V242H236V243L238 244V247H237V245H235V244H234L235 246L233 245V243H234V241H235L236 239H234L232 242H230L231 244L228 243V244L230 245V248H231V249H232V248H236V251L239 249V250H238V251H239V255H238V254H237L238 256L235 255V254H236V251H234L235 249L233 250V252H235V254H233L232 252H229V253H231V254H227L228 251H229V249H230V248L228 247L229 249H228V248L225 249V250H228V251H227V253H226V254H227V259H225L226 257L223 258V259L226 261V262H224V264H241V263L244 262V258L247 259L246 256H247L248 254H249V255H252L251 253L253 252V254L256 256V254H255L254 251H253V248H254V247L256 248L257 245L259 246V245L264 244V163H263V165H261ZM29 167H30V166H29ZM29 167L26 168V171H25V169H24V171H25L27 174H26V173H25V174L23 173V175H24V177H22V178H24L23 180H22V178H21L22 175L20 176V174H22V173H21L22 170L19 172V174L17 173L18 175H17V178H16V179H18V178H19V180L21 179V181H18V180H17V181H18V184H19L20 182H23V183H24L25 177H27V176L30 175L29 173H30V171H32V170H31V168H30V171L28 172L27 170L29 169ZM36 167L38 168L39 165H37ZM61 167L59 168V170H61ZM99 167H101V166H99ZM141 167H142V166H141ZM147 167H148V166H147ZM154 167H155V166H154ZM166 167H167V166H166ZM172 167H171V168H172ZM195 167H194V168H195ZM220 167H221V166H220ZM220 167H219V169H220ZM239 167H240V166H239ZM0 168H1V165H0ZM34 168H33V169H34ZM44 168H46V166H44ZM48 168H49V167H48ZM52 168L54 169V167H52ZM56 168H58V167H56V165H55V171H56ZM63 168H64V167H63ZM70 168H71V167H70ZM81 168H82V167H81ZM81 168H80V169H81ZM104 168H105V165H104ZM104 168H102V169H104ZM145 168H146V167H145ZM148 168H149V167H148ZM156 168H157V167H156ZM163 168H164V166H163ZM176 168H177V167H176ZM183 168H184V167H183ZM183 168H182V169H183ZM203 168H205V166H204ZM211 168H212V167H211ZM222 168H224V167L222 166ZM38 169H40V168H38ZM66 169H68V167H66ZM80 169H79V170H80ZM83 169L85 170V168H82V170H80V171H81V174H82ZM106 169H107V168H106ZM106 169H105V170H106ZM113 169H114V168H113ZM120 169H121V168H120ZM122 169H123V168H122ZM167 169H168V168H167ZM167 169H163V170L165 171V170H167ZM174 169H175V168H174ZM182 169H181V170L179 169V170L182 172ZM190 169H192V168H189V170H190ZM200 169L203 170L202 167H201V168L198 167V170H200ZM206 169H207V170H206ZM216 169L218 170L217 167H216ZM246 169H247V168H246ZM4 170H5V169H4ZM4 170L1 169V172L3 171V175H2V173H1V174H0V178H2V177L4 178V177H5L6 172H5ZM35 170H36V169H35ZM42 170H43V169H42ZM49 170H51V169H49ZM71 170H72V172H76V173H77V169H75V170L73 171V167H72V169H70L69 173H71ZM79 170H78V172H79ZM86 170H87V169H86ZM93 170H95V169H93ZM99 170H100V169H99ZM158 170H160V167H159ZM168 170H169V169H168ZM168 170H167V171H168ZM172 170H173V169H172ZM185 170H186V169H184L183 171H184V174H186V176H187L188 174L185 173ZM194 170H197V169H194ZM198 170H197V171H198ZM201 170H200V171H201ZM205 170H206V171H209L207 167L205 168ZM212 170H213V169H212ZM214 170H215V168H214ZM220 170H221V169H220ZM248 170H249V169H248ZM7 171H8V170H7ZM11 171H12V170H11ZM24 171H22V172H24ZM39 171H41V170H39ZM39 171H38L37 173H39ZM46 171H47V170H46ZM57 171H58V170H57ZM57 171H56V174H55V175H57ZM67 171H68V170H67ZM89 171H90V170H89ZM91 171H92V170H91ZM91 171H90V172H91ZM145 171H146V170H145ZM152 171H153V170H152ZM161 171H162V170H161ZM164 171H163L162 173H164ZM186 171H187V170H186ZM197 171H195V172H197ZM203 171H204V170H203ZM246 171H247V170H246ZM259 171H257V172H259ZM261 171H262V175H261ZM33 172L36 173L35 171H33ZM44 172H45V171H44ZM49 172H50V171H49ZM62 172H63V171H62ZM84 172H85V171H84ZM93 172H94V171H93ZM93 172H92V173H93ZM95 172H96V171H95ZM98 172L101 173V171H98ZM114 172H115V171H114ZM119 172H121V171H119ZM122 172H123V171H122ZM141 172H142V171H141ZM146 172H147V171H146ZM190 172H191V171H190ZM192 172L194 173L193 169H192ZM210 172H212V171L210 170ZM210 172H209V173H210ZM214 172H215V175L213 174V172H212V174H213V176H216V174H218V173H216V171H214ZM234 172H235V171H234ZM249 172H251V171H249ZM50 173H53V177L55 176V175H54V171H53V172H50ZM60 173H61V171L59 172V174H60ZM65 173H66V172H65ZM85 173H86V174H89V173H87V172H85ZM85 173H84V174H85ZM96 173H97V172H96ZM96 173H95V175H97V174L99 175V173H97V174H96ZM103 173H104V172H103ZM105 173H106V172H105ZM109 173L112 174L111 172H109ZM169 173H170V172H169ZM169 173H167V172H166V174L164 173V174H165V177H166ZM193 173H189V174H193ZM209 173H208V172H206V173L203 172V173H200V174H199V173H198V174L196 173L197 176H196V174H194V176L196 177V180L199 179V180H198V181H199L198 185H199V184H200V185L198 186V188L200 187L201 191H200V189L198 190V188H196L197 186H194V187L196 188V190H197V192H196V190H194L195 188L192 189L193 187L190 186V188H191L192 190H194L193 193L198 194V195H199V194L202 195V193L204 194L203 197L205 198V200H204V199H203V200H204V202H206V203H204V202L202 201L201 198L199 199V200H201V201L205 204L204 207H202L203 209L200 208V207H198V206L195 207L196 205H199V204H200L199 201L196 200L198 197H196L195 195H194L195 197H191L190 195H193V194H190V195H189V193H188L189 190L187 191V189L189 188L188 185H193L192 183H193L194 181H193L191 184H189V182H188V185H187V184L184 183V181H186V180H184V179H185V178H184V179H183L184 181H181L182 183H184V184L182 185V186H183V189H182V188H181V185H179V183H181V182H180L181 179H180V180L177 179L179 176H181L180 173H179V176H177V177L175 176L176 179L179 180V183L177 184L178 187L180 186V188L182 189V190L180 189L179 191H177L178 188H176L177 193H179L177 197H179L180 199H178L177 197H176L175 199H177V200H178L177 202H179V203H177L176 200H175V202H176L177 204L174 203V198H173V196H171V195H174V193H171V195H170V197H169V199H168V202H167V204H166L167 207H164V206L161 207V206H159L158 204H156V203L154 202L155 205H156L158 208L160 207V208L158 209V208L155 206V209L157 208V210H159L158 212H157L156 210H154V208L152 209V210L155 211V212L153 211V213H156V212H157V215H158V216L154 215V217H156V218L158 217L159 219L156 220V219H153L152 217H151V219L154 220V222H155V220H156L157 223L159 222V224L157 225L156 222H155L156 225H154L153 222H151V224H153L154 226H153V225H152V227L149 226V228H151V229L148 231L146 228H148L147 225H149V224H148L147 222H145V223H147V225L143 223L144 226L146 225V227H143V228H145L144 230H147V231L149 232V234H146V236H148V237H147L148 239H147V240H144L143 238H144V237L146 238V236H143V234H142V239H143V240H141L142 243L140 242L138 245H136L137 243H135V242H134L135 244L132 243L133 245L130 244L132 241L130 242V240L128 239V238H129V237H128V234H127V236L125 235L126 237H128L127 240H126L127 245H128V242H130V243H129V244H130L129 246H131V245H132V246L129 247V249L127 248V249H128L127 252L123 254V256H124L125 258H124V257H121V259H122V258H124V259H122V260H120V261H119V259H120L119 257H118V259H117V257H116L117 260L114 259L115 257H114V256H111V251H110V253H109L108 250H109V249L112 250V248H114V246H116V244H118V245H117L118 248H116V249H117V250H120V248L125 244V243L123 242L124 235H122V232H121L122 237L119 235V234H120L119 231H120V229L122 228V227L120 228L119 222L121 221V222H120V224H121L122 221L125 220V217L123 218V220H121V217H119V220H118L119 222H117V221H116L117 219H114V220H113L114 217L110 216V217H112V219L109 220V221H112V220H113V221H114V222L112 221L113 223H115V221L117 222V223H115V224H117V225L119 226V228H120L119 231H118V228H117L118 226H117V225H116L117 227L115 226V228H114V225H115V224H114V225H110V224H112V223L109 222L110 224H108V225L113 226V227L107 226V225H105L104 222H103V219H104V218H103L102 220L99 219V220H101V221H96V220H95L96 218L93 216V217L95 218V219H94V218H93V219H94L97 223H98V222H102L101 224H102V225L104 224V225L101 226V227L105 228V227L107 226L108 228H109V227L112 228V230L114 229L113 231H115V230L117 229V232L119 233V234H116V236L119 235L120 238L118 237V238L116 239V238H115V233H117V232H116V231H115V233L113 232V233H114V235H113V233L111 232V229L109 228L110 232H111L112 235L114 236V237H113L114 239H112V236H110V238H109L108 235H111V233H110V232H109L110 234H107V233H106V234H107V237L109 238V239H107V240H110V241H111V242L108 241V245L111 246V248L108 249V247H107L108 245H107V244H103V242H102L103 247H102V244H101V247H102V248H101L100 246H99V247L97 246V247H98V250H99V248H100V251H101V250H102V251L106 250L104 247H107V251H108L109 255L111 256V258H113L114 261L111 260V259L108 257V256H109L108 254H107V257H108L109 259H108L106 256H103V259H104V257H106L107 259H104V260L100 261L102 258H99L100 255H98V254L101 253L102 251L98 253V252H97V249H96L95 251H96L97 253H96V252L93 253V251H92L93 254L96 253L95 256H94L93 254H89V256L87 255V259L85 258V259H86L85 262H86V261H87V262L89 261L90 263H87V262H86V263H82V262L80 261L81 263H80V262H79V263L77 262L76 264H186V262L188 263L189 260H186V262H185L184 254H183V253L187 254L186 250L188 251L189 249H191L190 246L193 245L194 243H195V244L193 245V249H196L195 253L201 251L202 249L204 250V247H205V246L207 247V245H205L204 247H203V245H204V244H207V243H204V240H202L203 237H202V238L197 237L196 240H194V239L196 238L195 236H194V237H191V238L188 237V239H186V238H187L186 236H188V235H185V234H186L185 231L188 233V231H189V229L192 227V225H193V226L196 225V226H194V227H195V228L197 227L196 229L198 230V227L201 225L200 228H199V229H200L199 232H201L202 229H203V230H204L206 233H208V235H209V234L211 233V230H212V229L210 228V226L212 227V225H214L215 222H216V220H217V219H216V216L214 217V213H215L214 210H216V208H217L216 206H217L218 204L216 205V204H214V202H218V203L220 202V201H218L219 199H217V198H218V194H222L223 191L219 192V191L222 190V189H220V190H218V191L215 190V187H216L217 185H219V184H218V183H219L218 180H217L218 183L216 184V179H218V178H217L218 176L215 177L216 179H213L214 177L210 176ZM31 174H32V175L29 176L30 178L33 176V173H32V172H31ZM40 174H41V173H40ZM47 174H48V172H47ZM59 174H58V175H59ZM61 174H62V173H61ZM84 174H83V175H84ZM113 174H114V173H113ZM113 174H112V175H113ZM117 174H118V173H117ZM124 174H125V173H124ZM124 174H123V175H124ZM144 174H145V173H144ZM159 174H160V173H159ZM159 174H158V175H159ZM170 174H171V173H170ZM173 174H175V173L172 172V175H173ZM247 174H248V173H247ZM247 174H246V175H247ZM256 174H255L254 176H256ZM1 175H2V176H1ZM11 175H12L13 177H12ZM36 175H37V174H36ZM36 175H35V176H36ZM63 175H64V173H63ZM83 175H82V176H83ZM108 175H109V174H108ZM108 175H107V176H108ZM112 175H111V176H112ZM135 175H137V174H135ZM146 175H147V174H146ZM151 175H153V174H151ZM230 175H231V174H230ZM19 176H20V177H19ZM44 176H45V175H44ZM46 176H47V175H46ZM46 176H45V177H46ZM49 176H50V174H49ZM65 176H66V175H65ZM69 176H70V175H69ZM78 176H81L80 173L78 174ZM82 176H81V178H82ZM92 176L94 177V175H92ZM102 176H103V175H102ZM102 176L100 175L99 178H101ZM109 176H110V175H109ZM109 176H108V178H109ZM126 176H127V175H125V177H126ZM131 176H133V174H132ZM139 176H140V175H139ZM139 176H138V177H139ZM153 176H154V175H153ZM153 176H152V177H153ZM163 176H164V175H163ZM186 176H185V177H186ZM191 176H192V175H190V177H191ZM194 176H193V177H194ZM235 176H236V175H235ZM14 177H15V176H14L13 174H10V172L8 171V174H7V181H9V180H12V181H13V180L15 179ZM40 177H41V176H40ZM57 177H58V176H57ZM71 177H72V176H71ZM90 177H91V173H90ZM90 177L87 178V176H86V177L84 176V178L87 179L88 182H90V179H91V180L93 179V178H90ZM146 177H147V176H146ZM152 177H151V178H152ZM165 177H164V179H166ZM172 177H173V176H172ZM193 177H192L191 179H195V177H194V178H193ZM230 177H231V176H230ZM248 177H249V176H248ZM3 178H2V179H3ZM5 178H6V177H5ZM27 178H28V177H27ZM27 178H26V180H25L26 183H24V184H26V185H27V183L30 182V181H27ZM42 178H43V177H41L40 179H42ZM62 178H64V177H62ZM73 178H74V176H73ZM81 178H80V179H81ZM99 178H97V176H96V179H99ZM104 178H105V174H104ZM108 178H106V179H108ZM114 178H115V177H114ZM119 178L122 179V176L119 177ZM126 178H127V177H126ZM144 178H145V177H144ZM156 178H157V174H156ZM158 178L163 179V178H162V175H161L160 177H158ZM168 178H169V176H168ZM180 178H181V177H180ZM188 178H189V177H188ZM188 178H187V179H188ZM257 178H255V179H257ZM16 179H15V180H16ZM47 179L50 180L51 177H50V179H49V177H48ZM52 179H53V178H52ZM54 179H56V178L54 177ZM60 179H61V177H60ZM68 179H70V178H68ZM75 179H78V178L75 177ZM94 179H95V178H94ZM123 179H124V178H123ZM131 179H132V177H131ZM133 179H134V178H133ZM140 179H141V178H140ZM161 179H157V180H161ZM164 179H163V180H164ZM230 179H231V178H230ZM32 180H33V178H32ZM58 180H59V178H57V182H58ZM66 180H67V179H66ZM72 180H73V179H72ZM81 180H83V179H81ZM102 180H103V178H102ZM118 180H120V179H118ZM154 180H156V179H154ZM157 180H156V181H157ZM170 180H171V179H170ZM189 180H190V179H189ZM196 180H195V185L197 184V183H196ZM236 180H237V179H236ZM240 180H241V179H240ZM247 180H248V182H250L249 180H251V178H247ZM3 181H5V180L3 179ZM7 181H6V182H7ZM42 181H43V179H42ZM45 181H46V179L44 180V182H45ZM50 181H51V180H50ZM50 181H49V182H50ZM60 181H61V183H62L64 180H63V181L60 180ZM67 181H68V180H67ZM67 181H66V182H67ZM85 181H86V180H85ZM85 181H84V182H85ZM93 181H94V180H93ZM108 181H109V180H108ZM108 181H107V182H108ZM147 181H148V180H147ZM164 181H166V180H164ZM164 181H163V182H164ZM175 181H176V180H175ZM187 181H188V180H187ZM187 181H186V183H187ZM219 181H222V180H219ZM253 181H255V180H253ZM1 182H2V180H1ZM36 182H37V180H36ZM49 182H48V183H49ZM52 182H53V181H52ZM55 182H56V181H55ZM55 182H54V183H55ZM73 182H74V183H73L74 185H75L76 183H79L78 180H77L76 183H75L74 180H73ZM82 182H83V181H82ZM82 182H81V184H82ZM88 182H87V183H88ZM95 182H96V181H95ZM98 182H99V181H98ZM100 182L102 183V181H100ZM105 182H106V181H105ZM115 182H116V181H115ZM118 182H119V181H118ZM124 182H125V181H124ZM132 182H133V181H132ZM139 182H141V181H139ZM157 182H158V181H157ZM239 182L241 183V181H239ZM14 183H16V181H15ZM39 183H40V182H39ZM39 183H38V185H41V184H39ZM50 183H51V182H50ZM54 183H52V184L54 185ZM91 183H92V182H91ZM101 183H98V184L100 185ZM150 183H151V180H150ZM160 183H161V182H160ZM164 183H165V182H164ZM170 183H171V182H170ZM182 183H181V184H182ZM221 183H222V182H221ZM233 183H234V182H233ZM237 183H238V182H237ZM252 183H253V182H252ZM16 184H17V183H16ZM16 184H15V185H16ZM66 184H67V183H66ZM70 184L72 185V182H71ZM79 184H80V183H79ZM79 184H78V186L80 187L81 184H80V185H79ZM85 184H86V182H85ZM102 184H104V183H102ZM102 184H101V185H102ZM111 184H112V183H111ZM111 184H110V185H111ZM115 184H116V183H115ZM118 184H119V183H118ZM135 184H136V183H135ZM143 184H144V182H143ZM143 184H142V185H143ZM145 184L147 185V182H146ZM153 184H154V182H153ZM161 184H163V183H161ZM173 184H174V182H173ZM173 184H172V187L174 186ZM175 184H176V183H175ZM245 184H246V183H245ZM245 184H244V186H245ZM247 184H248V183H247ZM253 184H254V183H253ZM26 185H25V186H26ZM35 185H36V184H35ZM38 185H37V186H38ZM42 185H43V186H42ZM42 185L40 186L41 188L44 187V183H43V182H42ZM46 185H47V184H46ZM46 185H45V186H46ZM53 185H52V186H53ZM71 185H70V186H71ZM83 185H84V183H83ZM104 185H105V184H104ZM121 185H122V182H121ZM131 185H133V183H132ZM149 185H150V184H149ZM156 185H157V184H156ZM158 185H159V184H158ZM169 185H170V184H169ZM177 185L174 186V190H175V187H176ZM185 185L188 186V187H186ZM240 185L242 186V184H240ZM248 185H249V184H248ZM254 185H257V183H255ZM260 185H259V186H260ZM4 186H5V185H4ZM25 186H24V187H25ZM28 186H29V185H28ZM47 186H48V185H47ZM55 186H56V185H55ZM57 186H58V185H57ZM61 186H62V185H61ZM67 186H68V185H67ZM70 186H69V187H70ZM76 186H77V184H76ZM76 186H75V187H76ZM92 186H93V185H92ZM111 186H112V185H111ZM116 186H117V184H116ZM118 186H119L120 189H121L120 184H119ZM126 186H127V184H126ZM134 186H135V185H134ZM137 186L139 187V184H138ZM162 186H163V185H162ZM162 186H161V188H163ZM166 186H168V183H166ZM223 186H224V184H223ZM225 186H226V185H225ZM20 187H22V186H20ZM33 187H35V186H33ZM50 187H51V184H50ZM64 187H65V185H64ZM79 187H78V188H79ZM100 187H101V186H100ZM102 187H103V185H102ZM114 187H115V186H114ZM153 187H154V185H153ZM172 187H171V188H172ZM220 187H221V186H220ZM220 187L218 186V188H220ZM242 187H243V186H242ZM245 187H246V186H245ZM250 187L252 188L253 186H250ZM257 187H256V188H257ZM2 188H3V187H2ZM25 188H27V187H25ZM35 188H37V187H35ZM38 188H39V187H38ZM44 188H45V187H44ZM44 188H43V189H44ZM53 188H54V187H53ZM59 188H60V186H59ZM72 188H73V185H72ZM72 188H71V189H72ZM76 188H77V187H76ZM83 188H84V187H83ZM96 188H97V187H96ZM109 188H110V187H109ZM126 188H127V187H126ZM133 188H134V187H133ZM141 188H142V187H141ZM148 188H149V187H148ZM154 188H157V187L155 186ZM168 188H169V187H168ZM184 188L186 189V191L184 190ZM190 188H189V189H190ZM238 188H239V187H237V190H238ZM240 188H241V187H240ZM247 188H248V186L246 187V189H247ZM253 188L255 189V187H253ZM258 188H257V189H258ZM46 189H47V188H46ZM63 189H64V188H62V190H63ZM67 189H68V188H67ZM69 189H70V188H69ZM79 189L82 190V185H81V188H79ZM101 189H102V188H101ZM103 189H104V188H103ZM103 189H102V190H103ZM105 189H106V188H105ZM113 189H114V188H113ZM158 189H159V188H158ZM166 189H167V187H166ZM216 189H217V188H216ZM244 189H245V188H244ZM0 190H1V189H0ZM33 190H34V189H33ZM41 190H42V189H41ZM53 190H55V189H53ZM53 190H52V191H53ZM62 190H61V191H62ZM75 190H76V189H75ZM99 190H100V189H99ZM102 190H101V191H102ZM118 190H119V189H118ZM132 190H134V189H131V191H132ZM135 190H136V189H135ZM142 190H143V189H142ZM147 190H149V189H147ZM164 190H165V189H164ZM213 190H214V191H217V193L219 192V193L217 194V198H216V196H215V198H216L217 201H214V198L211 196V195H213V193H214ZM232 190L235 191L234 188L231 189V191H232ZM252 190H253V189H252ZM37 191H38V190H37ZM48 191H50V189H49ZM68 191H69V190H68ZM73 191H74V189H73ZM73 191H72V192H73ZM78 191H80V190H78ZM108 191H109V190H108ZM122 191H123V189H122ZM128 191H129V190H128ZM137 191H138V190H137ZM145 191H146V189H145ZM150 191H151V190H150ZM155 191H156V189H154V193H155ZM161 191H162V189H160V192H161ZM181 191H182V192H181ZM198 191H200V192H202V193H199ZM245 191H246V190H245ZM39 192H40V191H39ZM57 192H58V191H57ZM69 192H70V191H69ZM85 192H86V191H85ZM104 192H105V191H104ZM109 192H110V191H109ZM119 192H120V191H119ZM135 192H136V191H135ZM140 192H141V189H140ZM148 192H149V191H148ZM148 192H147V194H148ZM157 192L160 193L158 190H157ZM172 192H173V191H172ZM174 192H175V191H174ZM212 192H213V193H212ZM33 193H34V192H33ZM33 193H31V195H33ZM48 193H49V192H48ZM60 193H61V192H60ZM60 193H59V194H60ZM62 193H63V192H62ZM76 193H77V191H76ZM83 193H84V192H83ZM83 193H82V194H83ZM102 193H103V192H102ZM138 193H139V192H138ZM154 193H153V191H152V194H154ZM175 193H176V192H175ZM177 193H176L175 195H177ZM190 193H191V191H190ZM215 193H216V192H215ZM228 193H229V192H228ZM27 194H28V193H27ZM36 194H38V192H36ZM41 194H42V193H41ZM64 194H65V193H64ZM67 194H68V193H67ZM72 194H74V192H73ZM78 194H79V192H78ZM86 194H87V193H86ZM98 194H99V192H98ZM107 194H108V193H107ZM126 194H127V193H126ZM142 194H143V191H142ZM145 194H146V193H145ZM150 194H151V193H150ZM152 194H151V196H152ZM232 194H233V193H232ZM244 194H245V193H244ZM34 195H35V194H34ZM43 195H44V193H43ZM68 195H69V194H68ZM75 195H76V194H75ZM80 195H81V193H80ZM96 195H97V194H96ZM103 195H104V194H103ZM113 195H114V194H113ZM118 195H120V194H118ZM124 195H125V194H124ZM133 195H134V194H133ZM138 195H139V194H138ZM156 195H157V193H156ZM158 195H161V194H158ZM164 195H166V192H165ZM175 195H174V196H175ZM187 195L190 196V199H188V196H187ZM198 195H197V196H198ZM201 195H200V196H201ZM223 195H224V194H223ZM223 195H221V197L219 196L220 198H222V200H223V197H222ZM225 195H226V194H225ZM228 195H229V194H228ZM233 195H234V194H233ZM249 195L252 196V198H253V200H254V201H253L254 205H253L252 202H250L252 199H250V197H248ZM253 195H254V196H253ZM37 196H38V195H37ZM40 196L42 197V195L39 194L38 198L35 199V202H36L37 199H39ZM45 196H46V195H45ZM47 196H48V195H47ZM47 196H46V197H47ZM57 196H58V195H57ZM60 196H61V194H60ZM72 196H74V195H72ZM127 196H128V195H127ZM127 196H126V197H127ZM146 196H147V195H146ZM186 196H187V197H186ZM246 196H245V197H246ZM257 196H258V195H257ZM41 197H40V198H41ZM46 197H45V198H46ZM83 197H84V196H83ZM86 197H87V196H86ZM103 197H104V196H103ZM103 197H102V198H103ZM107 197H108V196L105 197V198H106L105 200H107ZM130 197H131V196H130ZM144 197H145V196H144ZM156 197H157V199H158V196H156ZM166 197H167V196H166ZM203 197H202V198H203ZM224 197H226V196H224ZM231 197H232V196H231ZM25 198H26V197H25ZM25 198H24V199H25ZM31 198H32V197H30V199H31ZM53 198H54V197H53ZM57 198H58V197H57ZM74 198H75V197H74ZM80 198H81V197H80ZM109 198H110V197H109ZM119 198H120V197H119ZM140 198H141V196H140ZM148 198H149V197H148ZM194 198H196V199H194ZM212 198H213V199H212ZM226 198H227V197H226ZM41 199H43V198H41ZM48 199H49V196H48ZM54 199H55V198H54ZM59 199H60V197H59ZM75 199H76V198H75ZM87 199H88V198H87ZM90 199H91V198H90ZM115 199H116V198H115ZM134 199H135V198H134ZM141 199L143 200V198H141ZM157 199H154L153 201H155V200H157ZM183 199H185L183 205H187V204H188L187 206L190 207V209L187 211V210H186L187 206H184V207H183V205H182V208H183V209L185 208L184 210H185L186 212L180 207V206H181L180 204L183 202ZM186 199L188 200V201H187V204H185V203H186ZM192 199H194V203H195V201H196V203H195L196 205H195L194 203H191V202H190V200H192ZM224 199H225V198H224ZM233 199H234V197L231 199V201H232ZM248 199H247V200H248ZM39 200H40V199H39ZM55 200H56V199H55ZM61 200H62V198H61ZM72 200H73V198H72ZM77 200H78V196H77ZM101 200H102V199H101ZM101 200H100V201H101ZM119 200H120V199H119ZM122 200H123V199H122ZM124 200H125V199H124ZM124 200H123L122 203H125ZM138 200H139V198H138ZM142 200H141V201H142ZM220 200H221V199H220ZM245 200H246V198L243 199V201H245ZM33 201H34V199H33ZM37 201H38V200H37ZM57 201H59V200H57ZM63 201H65V200H63ZM67 201H68V199H67ZM67 201H66V203H67ZM69 201L71 202L70 199H69ZM95 201H96V200H95ZM112 201H113V200H112ZM116 201H117V200H116ZM125 201H127V199H126ZM139 201H140V200H139ZM141 201H140V202H141ZM144 201H146V200L144 199L143 202H144ZM181 201H182V202H181ZM201 201H200V202H201ZM229 201H230V200H229ZM233 201H234V200H233ZM233 201H232V202H233ZM241 201H242V199H241ZM13 202H14V201H13ZM45 202H46V201H45ZM52 202H53V200H52ZM70 202H69V203H70ZM74 202H75V201H74ZM78 202H79V201H78ZM106 202H107V203H106V206L110 205V204H108V203L110 202V199H109V202H108V201H106ZM129 202H130V200H129ZM140 202H139V203H140ZM148 202H149V201H148ZM180 202H181V203H180ZM192 202H193V201H192ZM71 203H72V202H71ZM88 203H89V202H88ZM97 203H98V202H97ZM111 203H112V202H111ZM113 203H115V202H113ZM113 203H112V206H113ZM117 203H118V202H117ZM149 203H150V202H149ZM149 203L146 202L145 206H146L147 204L149 205ZM154 203L151 204L152 207H153ZM157 203H158V200H157ZM159 203H160V202H159ZM197 203H199V204H197ZM203 203H202V205H200V206H203ZM228 203H229V202H228ZM234 203H235V202H234ZM256 203H257V204H256ZM0 204H1V203H0ZM9 204H11V203H9ZM30 204H31V202H30ZM59 204H60V203H59ZM73 204H74V203H73ZM91 204H92V203H91ZM103 204H104V203H103ZM107 204H108V205H107ZM119 204H120V203H119ZM127 204H129L128 201H127ZM134 204H135V203H134ZM140 204L142 205V203H140ZM140 204H139V205H140ZM161 204H162V202H161ZM163 204H164V203H163ZM192 204H194V205H192ZM213 204H214V205H213ZM225 204H226V203H225ZM230 204H232V203H230ZM230 204H228V205H230ZM11 205H12V204H11ZM16 205H17V204H16ZM55 205H56V204H55ZM62 205H63V204H62ZM68 205H70V204H68ZM137 205H138V203H137ZM148 205H147V206H148ZM177 205H179V207H178ZM191 205H192V207H191ZM220 205H221V204H220ZM234 205H235V207H236L237 203H235ZM238 205H239V204H238ZM6 206H7V205H6ZM12 206H13V205H12ZM12 206L9 207V208H7V207H5V204H4V206H3V205H0V242H1L2 240L5 239V236H6V235H8V234H6L7 232L12 231V233H13V232L15 231V233L17 234V231H16L17 229H16V228H18V227H16L15 222L11 221V217H9V214L12 212L11 210H13V209H12V208H13ZM24 206H25V205H24ZM88 206H89V205H88ZM121 206H122V205H121ZM124 206H125V205L123 204V207H124ZM126 206H127V205H126ZM128 206H129V205H128ZM130 206H131V204H130ZM130 206H129V207H130ZM143 206H144V205H143ZM149 206H150V205H149ZM149 206H148V207H149ZM169 206H170V207H169ZM243 206H245V207H243ZM17 207H18V206H17ZM44 207H45V206H44ZM67 207H68V206H67ZM91 207H92V206H91ZM113 207H115V205H114ZM117 207H118V206H117ZM131 207H132V206H131ZM133 207L135 208L134 205H133ZM152 207H150V208H146V207H145V210H146V209H149V210H150ZM212 207H213V208L215 207V209H213ZM220 207H221V206H220ZM235 207H234V210H232L233 208L231 209V210H232L231 212H233V213H231V212H230L231 214H230V213H227V214H230L231 216H226V220H227V219H228V220H231V217H233L232 215H234V214H235V211H236V210H235V209H236ZM238 207H239V206H238ZM34 208H35V207H34ZM45 208H46V207H45ZM53 208H54V207H53ZM88 208H89V207H88ZM100 208H101V207H100ZM104 208H106V207H104ZM134 208H128V209H129L128 211L131 213V215H133V216H135V218H137L136 221H138V220L141 221V219H139L138 212H137ZM137 208H138V206H137ZM143 208H144V207H143ZM180 208H181L183 211H182ZM211 208H212V210H213L214 213H212L213 215H211V216H213V217H211V216H210V217H211L212 219L214 218L213 220H215V222H213L212 219L210 220V222H211V223L213 222L214 224H213V223H212V224L209 223V221L206 222V221L208 220L209 215L211 214V212H210V211H211ZM230 208H231V207H230ZM242 208H241V209H242ZM257 208H258V209H257ZM38 209H39V208H38ZM64 209H65V212H66V208H64ZM68 209H69V208H68ZM80 209H81V208H80ZM92 209H93V207H92ZM106 209H107V208H106ZM109 209H111V208L109 207V208L107 209V211H108ZM113 209H114V208H113ZM122 209H123V208H122ZM139 209H140V207H139ZM139 209H138V211H140V216H143V217H144L146 213H145V214L143 213L144 215H141V213H142V211H143L144 209H142V211L139 210ZM221 209H222V208H221ZM241 209H240V210H241ZM248 209L251 210V211H250V214H247V213L249 212ZM42 210H43V209H42ZM57 210H58V209H57ZM94 210H96V209L94 208ZM101 210H102V208H101ZM101 210L99 209V212H98L101 216H99V214H98V216H97V214L95 215V216H97L98 218H99V217H102V212H100ZM149 210H148V211H149ZM152 210L149 211L150 214H151V211H152ZM218 210H219V209H218ZM218 210H217V211H218ZM222 210H223V209H222ZM224 210H226V209H224ZM240 210H239V211H240ZM52 211H53V210H52ZM55 211H56V210H55ZM63 211H64V210H63ZM96 211H97V210H96ZM117 211H118V210H117V208H116V212H117ZM123 211L126 212L127 210L125 209V210H123ZM123 211H121V212H123ZM229 211H230V209H229ZM239 211H238V213H239ZM14 212H15V211L12 212L13 215H16V214H14ZM38 212H39V211H38ZM108 212H109V211H108ZM110 212L113 213V210H112V211L110 210ZM110 212H109V215H111ZM129 212H128V213H129ZM145 212H147V210H146ZM149 212H148V213H149ZM218 212H220V210H219ZM218 212H217V213H218ZM224 212H225V211H224ZM226 212H228V211H226ZM49 213H51V212L49 211ZM67 213H68V212H67ZM74 213H75V212H74ZM90 213H91V212H90ZM92 213H93V212H92ZM95 213H96V212H95ZM105 213H106V212H105ZM123 213H124V212H123ZM130 213H129V214H130ZM221 213H222V212H221ZM238 213H237V214H238ZM40 214H41V213H40ZM47 214H48V213H47ZM52 214H53V213H52ZM129 214H127V212H126V215H127V216H128ZM239 214L242 215V213H239ZM33 215H34V214H33ZM42 215L44 216V214H42ZM93 215H94V214H93ZM107 215H108V214H107ZM107 215H106V216H107ZM109 215H108V216H109ZM113 215H114V214H113ZM119 215L121 216L122 214L119 213ZM124 215H125V213H124ZM126 215H125V216H126ZM131 215H129V217H131ZM151 215L153 216V214H151ZM207 215H208V216H207ZM240 215H238V216L241 217V219H242V216H240ZM46 216H47V215H46ZM49 216H50V215H49ZM51 216H52V215H51ZM69 216H70V215H69ZM104 216H105V215H104ZM106 216H105V218H106L105 221H106L107 218H108V217H106ZM148 216L150 217V215H148ZM47 217H48V216H47ZM52 217H53V216H52ZM54 217H55V216H54ZM86 217H87V216H86ZM116 217L118 218L117 215L115 216V218H116ZM122 217H123V216H122ZM129 217H128V218H129ZM145 217H146V216H145ZM149 217H148V218H149ZM180 217H183V220H182V218H180ZM222 217H223V216H222ZM244 217H245V218H244ZM12 218H13V217H12ZM14 218H15V216H14ZM65 218H66V216H65ZM98 218H97V220H98ZM126 218H127V217H126ZM131 218H133V217H131ZM135 218H134V219H135ZM146 218H147V217H146ZM148 218H147V219H148ZM177 218H180V219H177ZM219 218H220V217H219ZM223 218H224V217H223ZM229 218H230V219H229ZM15 219H16V218H15ZM44 219H46L47 221L49 220L48 218H44ZM53 219H54V218H53ZM83 219H84V218H83ZM89 219H90V218H89ZM93 219H92V221H93ZM109 219H110V218H109ZM205 219H206V220H205ZM209 219H210V218H209ZM234 219L237 220V218H235V216H234V218L232 219L233 222H234ZM16 220H17V219H16ZM42 220H43V218H42ZM62 220H63V219H62ZM126 220L128 221V219H126ZM142 220H143V219H142ZM145 220H146V219H144L143 221H145ZM160 220H161V222H160ZM226 220H224V221H226ZM232 220H231V221H232ZM238 220H239V219H238ZM50 221H51V218H50ZM50 221H49V222H50ZM69 221H70V220H69ZM92 221H91V222H92ZM127 221H126V222H127ZM136 221L133 220L132 222L134 223V222H136ZM140 221H139V222H140ZM143 221H142V222H143ZM146 221H147V220H146ZM149 221H150V219H149ZM175 221H178V222H175ZM179 221H180V222H184V221H185V222H184L185 224H184V223L181 224V223H179ZM201 221H203V222L205 221V223L203 224ZM231 221H230V222H231ZM240 221H241V220H240ZM41 222H42V221H41ZM43 222H44V221H43ZM107 222H108V221H106V223H107ZM132 222H131V223H132ZM174 222H175V223H179L180 225H179V224H178V225L180 226V228H178L179 226H178L177 224H175V225H177V228H175V227H174ZM195 222H199L198 224H200V225H197V223H195ZM235 222H236V221H235ZM235 222H234V223H235ZM16 223H17V222H16ZM37 223H38V222H37ZM46 223H47V222H46ZM46 223H43V224H46ZM58 223H59V222H58ZM94 223H95V222H94ZM97 223H96V224H97ZM123 223H124V222H123ZM131 223H130V224H131ZM149 223H150V222H149ZM192 223H193V224H192ZM194 223H195V224H194ZM201 223H202V224H201ZM206 223H209V225L206 224ZM226 223H227V222H226ZM226 223H225V224H226ZM228 223H229V221H228ZM240 223H239V224H240ZM47 224H48V223H47ZM49 224H50V223H49ZM61 224H62V223H61ZM92 224H93V223H92ZM96 224H94L93 227H94ZM99 224H100V223H98V225H99ZM127 224H129V222H128ZM130 224H129V225H130ZM137 224H138V223H137ZM151 224H150V225H151ZM188 224H190V225H188ZM191 224H192V225H191ZM210 224H211V225H210ZM225 224H224V225H225ZM235 224H236V223H235ZM98 225H97V227H94V228L97 229V228H98ZM125 225H126V223H125ZM184 225H185V226H184ZM186 225H187L188 227H187ZM206 225H208L209 227L206 228ZM215 225H218V224H215ZM215 225H214L213 228L216 229L217 226L215 227ZM226 225H228V224H226ZM37 226L39 227V225H37ZM43 226H45V225H42V227H43ZM48 226H49V225H48ZM48 226H47V227H48ZM63 226H64V225H63ZM66 226H67V225H66ZM82 226H83V225H82ZM104 226H105V227H104ZM131 226L133 227V225H131ZM135 226L139 227V229H140V226H141V225H140V226L135 225ZM142 226H143V225H142ZM181 226H183L184 228L187 227V229H188L189 227H190V228L188 229V231H187V229L185 228L186 230L184 229V230H185V231H184V230H182L183 227H181ZM203 226H204L205 228H202ZM237 226H238V223H237ZM239 226H241V224H240ZM47 227H46V228H47ZM49 227H51V225H50ZM52 227H53V226H52ZM56 227H57V226H56ZM89 227H91V226L89 225ZM101 227H100V225H99V228H100V230L102 231L103 228L101 229ZM231 227L234 228V226H233L232 224H231ZM36 228H37V227H35V231L38 230V229L36 230ZM83 228H84V227H83ZM86 228H87V227H86ZM91 228H92V227H91ZM99 228H98V229H99ZM134 228H135V227H134ZM143 228H142V229H143ZM149 228H148V229H149ZM208 228L211 229V230H209ZM224 228L227 229V227H224ZM224 228H223V229H224ZM233 228L231 229L232 231H233ZM239 228H240V227H238V229H239ZM41 229H42V228H41ZM80 229H81V228H80ZM105 229L107 230V228H105ZM131 229H132V228H131ZM142 229H141V231H139L138 229H137V230H138L139 232L142 233ZM207 229H208V230H207ZM215 229H214V230H215ZM219 229H220V228H219ZM229 229H230V228H229ZM39 230H40V228H39ZM46 230H48V232L50 231L51 234H47V233H46V234H47V235H46V234H44V233L41 232V231H40V234L43 233V234H41V235H44V238H46V237L49 235V236H48V237H49V240H51V239L53 238L52 236L54 235V234H52V229L50 228V230H49V229H46ZM46 230H44V232H45ZM59 230H61V227H60ZM90 230H91V229H90ZM121 230H122V229H121ZM123 230H124V229H123ZM133 230H134V229H133ZM144 230H143V231H144ZM216 230H217V229H216ZM239 230H241V229H239ZM30 231H31V230H30ZM42 231H43V230H42ZM76 231H77V230H76L75 228L68 227V228L66 229V231L64 232V234L67 235V237L72 238L71 236H72L73 234H75ZM86 231H87V230H86ZM88 231H89V229H88ZM98 231H99V230H97V232H98ZM126 231H127V229H126ZM126 231H125V232H126ZM131 231H132V230H131ZM134 231H136V230H134ZM183 231H184L185 234H183ZM192 231L194 232L195 230H192ZM209 231H210V232H209ZM217 231H218V230H217ZM217 231H216V232H217ZM226 231H227V230H226ZM38 232H39V231H38ZM38 232H37V233H38ZM107 232H108V231H107ZM129 232H130V231H129ZM195 232H196V231H195ZM197 232H198V231H197ZM197 232H196V233H197ZM212 232H214V231L212 230ZM219 232H220V231H219ZM227 232L230 233V230H228ZM227 232H224V233L227 234ZM236 232H237V231H236ZM15 233H14L13 235H15ZM79 233H80V231H79ZM82 233H83V232H82ZM82 233H81V234H82ZM130 233H132V232H130ZM143 233H144V232H143ZM201 233H202V232H201ZM203 233H204V232H203ZM229 233H228V235H229ZM59 234H60V231H59ZM62 234H63V233H62ZM86 234H87V233H86ZM193 234H194V233H193ZM198 234H199V233H198ZM217 234H218V233H217ZM31 235H32V234H31ZM41 235H40V236H41ZM45 235H46V236H45ZM132 235H133V234H132ZM204 235L207 236L206 234H204ZM204 235H203V236H204ZM215 235H216V233H215ZM8 236H9V235H8ZM28 236H29V234H28ZM36 236H37V234H35V237H36ZM38 236H39V233H38ZM38 236L36 237L37 239H36V238H33L34 236L32 235V238H30V239H28V238L26 237L28 240H25V241H21V240H19V247H18L17 249H13V251H12L11 249H10L11 251H10V250H6V251L4 250L3 252H1V253H0V264H1V263H5V262H7L9 259H14V258H12L14 255L17 256V255H20V254H22V255H24V256H27V257H28L29 255L35 256L36 259L39 258V260H36V259H35L34 261H38V262L41 261V264H42L43 261H42L41 256H42V257L47 256V255H46V252H45V253H44V252L41 253V254H40V257H38L39 254L37 255L36 253H39V251L42 252V250L44 251V249L41 250L39 247H40L42 244H45L44 241H45L47 238H46V239L43 238L44 241H42L43 239H42V238L39 239ZM40 236H39V237H40ZM73 236H74V235H73ZM97 236H98V235H97ZM129 236H131V235H129ZM191 236H192V235H191ZM209 236H210V235H209ZM221 236H222V235H221ZM224 236H225V235H224ZM41 237H42V236H41ZM55 237H56V236H55ZM63 237H64V236H63ZM63 237H62V238H63ZM75 237H76V236H75ZM126 237H125V238H126ZM183 237H185V239H184ZM211 237H212V234H211ZM213 237H214V240H215V238L218 237V236H213ZM213 237H212V239H213ZM225 237H226V236H225ZM121 238H122V239H121ZM131 238H132V236H131ZM189 238H190V239H193L194 241H193V240H192V241H193L194 243H189ZM231 238H232V237H231ZM24 239H25V238H24ZM59 239H60V238H59ZM68 239H69V238H68ZM119 239H121V240H119ZM137 239H140V238H137ZM218 239H219V238H218ZM226 239H228V237H227ZM22 240H23V239H22ZM49 240H47L46 242H49ZM52 240H53V239H52ZM55 240L58 242V244H59V242H61V241H59L58 239H55ZM62 240H63V239H62ZM112 240H113V241H114V240H116V241L118 240V242L116 243V241H114V243H116V244H114ZM124 240H125V239H124ZM128 240H129V241H128ZM184 240H185L186 243L184 242ZM186 240H187V241H186ZM199 240H200V242H199ZM206 240H207V239H206ZM206 240H205V241H206ZM222 240H223V239H222ZM224 240H225V239H224ZM53 241H54V240H53ZM67 241H68V240H67ZM105 241H106V240H105ZM121 241H122V242H121ZM139 241H140V240H139ZM144 241H145V242H144ZM207 241H208V240H207ZM226 241H227V240H226ZM15 242H16V241H15ZM63 242H64V240H63ZM120 242H121V244H120ZM187 242H188L189 244H191V245H190V246H189V244L187 245ZM190 242H191V240H190ZM196 242H197V243H196ZM198 242H199L200 244H201L202 242L204 243V244H203V243L201 244L202 248H199V247H196V246H195V245L200 246V245L198 244ZM210 242H212V240H210ZM51 243H54V242H51ZM61 243H62V242H61ZM64 243H67V242H64ZM73 243H74V242H73ZM106 243H107V242H106ZM109 243H111V244L113 243V245H110ZM122 243H123V244H122ZM16 244H17V243H16ZM46 244H47V243H46ZM49 244H50V243H49ZM49 244H48V245H49ZM89 244H90V243H89ZM92 244H93V243H92ZM184 244H185V246H186V245L188 246V247L186 246L188 249L184 246ZM219 244H220V243H219ZM48 245H46V246H48ZM67 245H68V244H67ZM71 245H72V243H71ZM104 245H106V246H104ZM119 245H121L120 248H119ZM135 245H136V246H135ZM232 245H233V247H232ZM54 246L56 247L57 245L54 244ZM112 246H113V247H112ZM124 246H125V245H124ZM194 246H195V248H194ZM208 246H210V245H208ZM258 246H257V251H258V249H259V251H260V249H262V248H258ZM49 247H52V246L49 245V246L47 247V249H48ZM62 247H63V246H62ZM62 247H61V248H62ZM64 247H65V246H64ZM64 247H63V248H64ZM68 247H69V246H68ZM82 247H83V246H82ZM84 247H85V246H84ZM93 247H95V246H93ZM182 247H183V248H182ZM262 247L264 248V245H263ZM11 248H12V247H11ZM13 248H14V247H13ZM43 248H46V247H43ZM85 248H86V247H85ZM122 248H123V247H122ZM122 248H121V249H122ZM125 248H126V246H125ZM125 248H123V249H125ZM197 248L200 249V250L197 251ZM223 248H224V247H223ZM225 248H226V247H225ZM7 249H8V248H7ZM55 249H58V247H56ZM65 249H66V248H65ZM88 249H89V247H88ZM88 249H86V251H87L88 253H90V252L88 251ZM92 249H93V248L91 247V250H92ZM116 249H115V250H116ZM182 249H183L184 251H183ZM206 249H207V248H206ZM37 250H38V252H37ZM48 250H49V249H48ZM48 250H47V253H48ZM113 250H114V249H113ZM113 250H112V251H113ZM125 250H126V249H125ZM54 251H55V250H54ZM58 251H59V250H58ZM60 251H62V250H60ZM64 251H65V250H64ZM73 251H74V250H73ZM75 251H77V249H76ZM107 251H106V252L104 251V254L107 253ZM190 251H191V250H189V252H190ZM206 251H207V250H206ZM251 251H252V252H251ZM257 251H256V253H257ZM66 252H67V251H66ZM77 252H78V251H77ZM80 252H81V251H79V253H80ZM87 252H86V253H87ZM115 252H116V251L112 252V253H113L112 255H114ZM124 252H125V251H124ZM182 252H183V253H182ZM249 252H250V253H249ZM55 253H56V251H55ZM58 253H59V252H58ZM58 253H56V255H58ZM60 253H61V252H60ZM60 253H59V254H60ZM62 253H63V252H62ZM62 253H61V254H62ZM69 253H71V252H69ZM72 253H73V252H72ZM79 253H77V254H79ZM102 253H103V252H102ZM119 253H121V252H119ZM119 253H118V255H119ZM122 253H123V251H122ZM206 253H210V251H209V252H206ZM213 253H214V252H213ZM215 253H216V252H215ZM223 253L225 254V252H223ZM261 253L264 254L263 249L261 250ZM53 254H54V253H53ZM61 254H60V255H61ZM64 254L66 255V253H64ZM67 254H68V253H67ZM74 254H75V253H74ZM74 254H73V255H74ZM81 254H82V253H81ZM84 254H85V253H84ZM116 254H117V253H116ZM116 254H115V256H118V255H116ZM196 254H197V253H196ZM201 254L204 255L203 252H201L200 255H201ZM226 254H225V255H226ZM232 254H233L234 256H231ZM262 254H261V255H262ZM22 255H21V256H22ZM44 255H45V256H44ZM60 255H59V257H60ZM68 255H70V254H68ZM91 255H93L94 257H96V255H97L98 258H99V259H97L98 261L95 260L96 262H94V260H93V262H92ZM192 255H193V254H192ZM200 255H199V256H200ZM203 255H201V257H202ZM205 255H206V254H205ZM16 256H14V257H16ZM48 256H49V255H48ZM52 256H53V255H52ZM54 256H55V255H54ZM76 256H77V255H76ZM93 256H92V257H93ZM101 256H102V254H101ZM121 256H122V255H121ZM193 256H194V255H193ZM219 256H220V255H219ZM219 256H216V257H219ZM221 256H224V255L221 254ZM229 256H230V257H229ZM241 256H244V257H241ZM252 256H253V255H252ZM255 256H254V257H255ZM257 256H258V255H257ZM22 257H23V256H22ZM27 257H26V258H27ZM68 257H69V256H68ZM70 257H71V256H70ZM78 257H79V256H78ZM84 257H86V256H84ZM94 257H93V259H94ZM190 257L193 258L192 256H190ZM205 257H208V255L205 256ZM216 257H213L214 261H215V258H216ZM228 257H229V258H228ZM248 257H249V256H248ZM259 257H260V256H259ZM261 257H262V256H261ZM23 258H24V257H23ZM52 258H53V257H52ZM52 258H50V260H51ZM55 258H56V257H55ZM89 258H90L91 260H89ZM198 258H200V257H198ZM220 258H221V257H220ZM220 258H219V259H220ZM252 258H253V257H251L250 259H252ZM257 258H258V257H255V260H256ZM47 259H48V257H47ZM47 259H46V257H45V259H43V260L46 261ZM53 259H54V258H53ZM53 259H52V260H53ZM60 259H61V258H60ZM62 259H63V256H62ZM65 259H66V258H65ZM80 259H81V258H80ZM125 259H126V260H125ZM193 259H194V258H193ZM201 259H203V258H201ZM204 259H205V258H204ZM223 259H222V260H223ZM242 259H243V260H242ZM261 259H262V258H261ZM50 260H49V262H50ZM54 260H55V259H54ZM66 260H68V259H66ZM69 260H70V259H69ZM81 260H83V259H81ZM123 260L125 261L124 263L122 262ZM190 260H191V259H190ZM196 260L198 261V259H196ZM196 260H194V261L197 262ZM217 260H218V259H217ZM247 260H248V259H247ZM255 260H253V261H255ZM262 260H263V259H262ZM10 261H11V260H10ZM45 261L43 262L44 264L47 263V262H45ZM64 261H65V260H64ZM76 261H77V260H76ZM78 261H79V260H78ZM199 261H200V260H199ZM241 261H242V262H241ZM258 261H259V260H258ZM260 261H261V260H260ZM38 262H37V263H38ZM74 262H75V261H74ZM191 262H192V261H191ZM195 262H194V263H195ZM217 262H218L217 264H219V261H217ZM249 262H250V261H249ZM10 263H11V262H10ZM35 263H36V262H35ZM189 263H190V262H189ZM192 263H193V262H192ZM194 263H193V264H194ZM207 263H208V262H207ZM251 263H253V262H251ZM38 264H39V263H38ZM190 264H191V263H190ZM196 264H197V263H196ZM202 264H203V263H202ZM208 264H209V263H208ZM210 264H211V263H210ZM214 264H215V263H214ZM220 264H223V261H220ZM243 264H244V263H243ZM255 264H257V263H255Z\"/></svg>","mask_w":264,"mask_h":264}]
</instances>
